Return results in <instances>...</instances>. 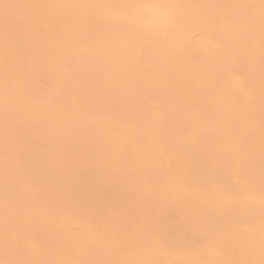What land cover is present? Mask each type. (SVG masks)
I'll return each mask as SVG.
<instances>
[{
  "label": "rangeland",
  "instance_id": "obj_1",
  "mask_svg": "<svg viewBox=\"0 0 264 264\" xmlns=\"http://www.w3.org/2000/svg\"><path fill=\"white\" fill-rule=\"evenodd\" d=\"M4 0H1L0 2V36H4V37H6V36H12V35H14V37H17V38H20V40H22L23 42H28L27 43V58H26V60L23 62V64H22V71H23V75L25 74V73H27V74H25L24 76L22 75V76H20L21 78H22V80L23 81H21V83H19V85L17 86L16 85V87H12V89L14 90V93H13V91H12V89H10V91L5 95V96H8V94H9V98H10V100H8V101H6V105H3L2 106V108L4 109H7V110H0V113H2V114H0L1 116H2V118L0 117V149L2 148V150L0 151L1 152V154H0V160L2 161L3 159V161H2V163L0 164L1 166H0V170H2V171H0V176L2 175V178H1V180H0V189L2 190H0V209L2 210V211H0L1 212V214H6V213H11V212H15L16 210L15 209H20V210H22V211H25V210H28L29 208L30 209H33L31 206H38V208L39 209H43L42 211H44V214L45 213H47V214H45V215H48L49 213H52V215L54 216H49V217H51V218H53V220H52V224H55V225H57V226H60L61 228H62V232L65 234V235H67L68 237H69V239H70V242H73L74 243V247L71 249V250H61V251H58V253H51L52 254V257L50 258V260L52 261V264H185L186 262H187V264H264V168H262V165H263V167H264V159H262V158H264V111L263 110H261V111H257L256 113H254V114H252V115H250V114H248L247 113V108L245 109V113H244V107L240 104V111H239V113H238V115H237V118H239V119H242V117H243V119H242V122H241V124L239 123L240 121H238V119H236V124H234L233 125V123L231 122V121H233V118H232V115L230 114V112H229V110H231L230 108H233L234 106H237V104H236V102H235V99L233 98V95H234V93L231 91V89H233L234 87H235V85H236V83L237 82H239V81H241V82H243V80L242 79H244V77L247 79V75L245 74V73H243V72H240L239 71V73L238 72H236L237 70L235 69L236 67H235V65L236 66H238V65H248V67H247V69L249 68V70H250V72L252 73V72H255V70L256 71H258V70H262L264 67H262V66H260L263 62H264V48H263V42H264V5H263V3H264V0L263 1H261V0H217V1H219V2H215V0H207V1H205V0H119L118 2H117V0H96V2H95V0H80V2L78 1V0H47V1H45V0H32L31 2H30V0H29V2H28V0H20V2H22V3H24V5L23 4H20V2H19V0H5L4 2H3ZM25 1V2H24ZM42 1V2H41ZM50 1V2H49ZM52 1V2H51ZM53 1H55V2H53ZM59 1V2H58ZM93 1V2H92ZM138 1H141L142 2V5H141V3L139 2V4L140 5H138ZM162 1V2H161ZM208 1H209V3H208ZM231 1V2H230ZM241 1V2H240ZM257 1V2H256ZM260 1H261V3H260ZM19 2V3H18ZM27 2V3H26ZM39 2V3H38ZM45 2V3H44ZM67 2V3H66ZM85 2V3H84ZM122 2H124V3H122ZM126 2V3H125ZM155 2V3H154ZM228 2V3H227ZM237 2V3H236ZM255 2H256V4H255ZM259 2V3H258ZM9 3V4H8ZM12 3V4H11ZM30 3V4H29ZM37 3L38 4H40V5H37ZM46 3H47V5H46ZM51 3V4H50ZM54 3V4H53ZM107 3V4H106ZM170 3V4H169ZM215 3V4H214ZM223 3V4H222ZM240 3V4H239ZM2 4H3V6H2ZM59 4L61 5V6H59ZM65 4V5H64ZM77 6H76V5ZM90 4V5H89ZM117 4H119V5H117ZM129 6H128V5ZM133 4V5H132ZM150 4V5H149ZM165 4V5H164ZM175 4V5H174ZM184 4H185V7H184ZM249 4V5H248ZM257 4H258V6H257ZM262 4V5H261ZM9 5H11V6H9ZM18 7H17V6ZM21 7H20V6ZM32 5V6H31ZM54 5V6H53ZM62 5H63V7H62ZM68 5L70 6V8L68 7ZM75 5V6H74ZM87 7H86V6ZM102 5V6H101ZM107 5V6H106ZM136 5V6H135ZM148 5V6H147ZM191 5V6H190ZM222 5H223V7H222ZM228 5V6H227ZM233 5V6H232ZM241 5V6H240ZM249 6V7H247V6ZM261 5V6H260ZM4 6H5V9H4ZM8 6V7H7ZM14 8H13V7ZM34 6V7H33ZM49 6V7H48ZM59 6V7H58ZM64 6H66V7H64ZM82 6V7H81ZM106 6V7H105ZM131 6V7H130ZM137 6H138V8H140V9H138L137 8ZM141 6V7H140ZM150 6V7H149ZM26 7V8H25ZM28 7H30V9L28 8ZM41 7V8H40ZM51 7V8H50ZM71 7H73V8H75V7H77V8H75L76 10H74L73 8H71ZM104 7V8H103ZM112 7V8H111ZM117 9H116V8ZM120 7H122V8H120ZM127 7V8H126ZM134 7V8H133ZM160 7V8H159ZM163 9H162V8ZM192 7V8H191ZM227 7V8H226ZM229 7H231V9H234V10H231ZM233 7V8H232ZM238 7H242L241 9L239 8L238 9ZM243 7H244V9H245V12H246V16H245V12H244V9H243ZM251 7V8H250ZM2 8V9H1ZM9 9V12H8V9ZM28 8V10H26ZM44 8V9H43ZM46 8V9H45ZM48 8V9H47ZM58 8V9H57ZM62 8V9H61ZM63 8H65V9H63ZM66 8H68V10H66ZM83 8V9H82ZM90 8V9H89ZM93 8V9H92ZM97 8V9H96ZM131 10H129V9ZM133 8V9H132ZM141 8H142V10H141ZM144 8V9H143ZM176 8H177V10H176ZM250 10L251 9V11H252V15H250V11L248 10V9ZM256 8V9H255ZM4 9V10H3ZM40 9V10H39ZM53 9V10H52ZM55 9H57V10H55ZM87 9V10H86ZM96 9V10H95ZM126 9V10H125ZM183 9V10H182ZM206 9V10H205ZM236 9H237V11H236ZM246 9H247V11H246ZM260 9H262V11H260ZM3 10V11H2ZM12 12H11V11ZM36 12V14H35V12ZM45 10H47V11H45ZM48 10H51V11H48ZM74 10V11H73ZM81 10V11H80ZM91 10H92V12H91ZM94 10V11H93ZM98 10V11H97ZM121 10V11H120ZM146 10V11H145ZM158 10V11H157ZM231 10V11H230ZM242 10V14L240 13V11ZM258 10V11H257ZM30 11V13H28ZM32 11H33V13H32ZM64 11V12H63ZM71 11V12H70ZM87 11H88V13H87ZM90 11V12H89ZM176 11V12H175ZM181 11L183 12V13H181ZM186 11V12H185ZM210 11V12H209ZM213 11H215V12H213ZM234 11V12H233ZM256 11V12H255ZM5 12H7V14H5ZM69 13V14H67V13ZM96 14H95V13ZM102 12V13H101ZM108 12V13H107ZM114 12V13H113ZM119 12H122V13H119ZM128 12V13H127ZM138 14H137V13ZM145 12L147 13V14H145ZM192 12V13H191ZM212 12V13H211ZM233 13V14H230V13ZM244 12V13H243ZM263 12V13H262ZM18 13V14H17ZM38 13V14H37ZM40 13V14H39ZM50 13H52V14H50ZM55 13V14H54ZM62 13V14H61ZM79 13H80V15H79ZM84 13H85V15H84ZM214 13V14H213ZM225 13H227V14H225ZM236 15H235V14ZM10 14V15H9ZM13 14H17V15H13ZM47 14V15H46ZM49 14L51 15V16H49ZM88 14H90V15H92V16H90L89 15V18L87 17L88 16ZM104 14H106V16L104 15ZM109 14V15H108ZM116 14V15H115ZM143 16H142V15ZM213 14V15H212ZM241 15V16H239V15ZM259 14V15H258ZM57 15V16H56ZM67 17H69V18H71V19H68V18H66V16ZM76 15H77V17H76ZM79 15V16H78ZM95 15H96V18H95ZM99 15V16H98ZM103 15V16H102ZM231 15V16H230ZM242 15H244V16H242ZM248 15V16H247ZM252 16V17H250V16ZM18 16V17H17ZM60 16V17H59ZM74 16V18H72ZM81 16V17H80ZM83 16V17H82ZM85 16V17H84ZM108 16V17H107ZM122 16V17H121ZM124 16V17H123ZM143 18H141V17ZM173 16V17H172ZM230 16V17H229ZM232 16H234V18L232 19ZM255 16V17H254ZM3 17V18H2ZM8 17V18H7ZM35 17V18H34ZM40 17H42V19L40 18ZM43 17H44V19H43ZM48 17H49V20H48ZM57 17V18H56ZM62 17V18H61ZM111 17H113V18H111ZM159 17L161 18V19H159ZM223 17H225L224 19H223ZM226 17H228V19L226 18ZM237 17V18H236ZM247 17V18H246ZM250 17V18H249ZM254 17V18H253ZM258 17V19H256ZM81 18H83V19H81ZM86 18V19H85ZM104 18V19H103ZM156 18V19H155ZM163 18V19H162ZM240 20H239V19ZM252 18V19H251ZM263 18V19H262ZM7 19H9V20H7ZM79 19H80V21H79ZM101 19V20H100ZM107 19H109V22H107L106 20ZM114 21H113V20ZM116 19V20H115ZM120 19V20H119ZM147 19V20H146ZM218 19V20H217ZM222 19V20H221ZM243 19V20H242ZM245 19V20H244ZM249 19V20H248ZM251 19V20H250ZM4 20H6V21H4ZM28 20V21H27ZM37 21V22H34V21ZM40 20H42V21H40ZM47 22V24H46V22ZM63 20V21H62ZM77 20H78V22H77ZM82 20H84V22L85 23H83V21ZM87 20V21H86ZM92 20V21H91ZM104 20V21H103ZM119 20V21H118ZM146 20V21H145ZM225 20H227V21H225ZM235 20V21H234ZM255 20V21H254ZM258 20H259V22H258ZM260 20H261V22H260ZM2 21V22H1ZM13 21V22H12ZM19 21V22H18ZM50 21V22H49ZM57 21V22H56ZM97 21V22H96ZM102 21V22H101ZM145 21V22H144ZM149 21H151V22H153V23H156V24H153V23H149ZM181 21H182V23H181ZM212 21V22H211ZM229 21H230V23H229ZM231 21H232V23H231ZM234 21V22H233ZM252 21V22H251ZM4 22V23H3ZM17 22V23H16ZM20 22H21V24H20ZM48 22H49V24H48ZM89 22L91 23V24H89ZM105 22H107V24L105 23ZM117 22H120L119 24L117 23ZM123 22V23H122ZM158 22V23H157ZM208 22V23H207ZM236 22V23H235ZM243 22V23H242ZM245 22H248V23H246L245 24ZM253 22H255L254 24H253ZM257 22V23H256ZM263 22V23H262ZM19 23V24H18ZM28 23V24H27ZM37 23V24H36ZM42 25H41V24ZM53 23H54V27H53ZM122 23V24H121ZM212 23V24H211ZM224 23V24H223ZM241 23V24H240ZM252 25H251V24ZM260 23H262V24H260ZM14 24V25H13ZM16 24L18 25V27L16 26ZM31 24V25H30ZM44 24V25H43ZM72 24V25H71ZM74 24V25H73ZM80 24V25H79ZM81 24H83V25H81ZM106 24V25H105ZM130 24V25H129ZM146 24H147V26H150L149 28L148 27H146ZM149 24V25H148ZM236 24V25H235ZM240 26H239V25ZM49 25H51V27L49 26ZM61 25H62V27H61ZM63 25H65L66 26V28H65V26H63ZM68 25H70L69 27H68ZM77 25V26H76ZM79 25V26H78ZM87 25V26H86ZM97 25V26H96ZM109 25H110V27H109ZM127 25H129V26H127ZM152 25H153V27H152ZM171 25V26H170ZM181 25H183V26H181ZM222 25V26H221ZM231 25V26H230ZM244 25H245V27H244ZM249 25V26H248ZM258 25V26H257ZM21 26V27H20ZM28 26H29V28H28ZM42 26V27H41ZM46 27V28H44V27ZM58 26V27H57ZM74 26V27H73ZM93 26V27H92ZM94 26H96V27H94ZM102 26V27H101ZM104 26V27H103ZM108 26V27H107ZM112 26V27H111ZM131 26V27H130ZM144 26H145V29H143L144 28ZM163 28H162V27ZM212 27L211 29H210V27ZM227 27L228 29H226L225 27ZM251 26V27H250ZM259 26H260V28H259ZM48 27H49V29H48ZM78 27H79V29H78ZM89 27V28H88ZM100 27V28H99ZM155 27V28H154ZM156 27H158V28H156ZM173 27V28H172ZM223 27V28H222ZM233 27H234V29H233ZM242 27H244V29L242 28ZM248 27V28H247ZM256 27V28H255ZM261 27H262V29H261ZM3 28V29H2ZM38 28V29H37ZM42 28V29H41ZM53 28V29H52ZM61 28L63 29V30H61ZM69 28V29H68ZM77 29V31H75L76 29ZM82 28V29H81ZM98 28V29H97ZM103 28H105V29H103ZM111 28L113 29L112 31H111ZM116 28H117V30H118V32H117V30H116ZM205 28H207V29H205ZM222 28V29H221ZM250 28V30H247V29H249ZM30 29V30H29ZM41 29V30H40ZM48 29V30H47ZM58 29H59V32H58ZM72 29H74V30H72ZM95 29H96V31H95ZM123 31H122V30ZM147 29V30H146ZM152 29V30H151ZM159 31H158V30ZM176 29V30H175ZM184 30V32H183V30ZM191 29H192V31H191ZM200 29V30H199ZM220 29V30H219ZM226 31H224V30ZM237 29V30H236ZM11 30H12V32H11ZM19 30H21V31H19ZM30 32H29V31ZM53 30V31H52ZM67 31V33H66V31ZM72 30V31H71ZM79 30V31H78ZM130 31V34H129V32H127V31ZM151 32H150V31ZM154 30H156L155 32H154ZM164 32V33H162V31ZM170 30V31H169ZM175 30V31H174ZM208 30H209V32H208ZM216 30V31H215ZM218 30V31H217ZM222 30V31H221ZM228 30V31H227ZM231 30H232V33H231ZM236 30V31H235ZM238 30H240V31H238ZM263 30V31H262ZM38 31V32H37ZM43 31H45V32H43ZM56 32V34H55V32ZM93 31V32H92ZM100 31V32H99ZM109 31V32H108ZM122 31V32H121ZM124 31H126V32H124ZM158 31V32H157ZM161 31V32H160ZM167 31V32H166ZM180 31V32H179ZM187 31V33H185ZM244 31V32H243ZM42 32L44 33V34H42ZM47 32H49L50 33V35H52V36H50L49 34H47ZM74 32V33H73ZM78 32V33H77ZM88 32V33H87ZM98 34H97V33ZM117 32V33H116ZM138 32V33H137ZM139 32L142 34V35H140L139 34ZM145 32V33H144ZM157 32V33H156ZM165 32H166V34H165ZM212 32V33H211ZM214 32V33H213ZM217 32V33H216ZM218 32H220V33H218ZM230 32V33H229ZM246 32H248L247 34H249V35H247V34H245ZM255 32V33H254ZM8 33V34H7ZM64 34L63 36L61 35V34ZM119 33V34H118ZM134 35H133V34ZM148 33V34H147ZM155 33V34H154ZM159 33V35H157ZM163 35H162V34ZM172 33H173V35H172ZM181 33H182V36H184V37H182L181 36ZM201 33H203V34H201ZM236 33V34H235ZM238 33H240V34H238ZM261 33V34H260ZM30 34V35H29ZM32 34H33V36H32ZM36 34V35H35ZM58 34V35H57ZM60 34V35H59ZM89 34V35H88ZM100 34V35H99ZM114 34V35H113ZM147 34V35H146ZM161 34V35H160ZM165 34V35H164ZM170 36H169V35ZM205 34V35H204ZM213 34V35H212ZM218 34V35H217ZM223 34H224V36H223ZM233 34V35H232ZM239 36H238V35ZM252 34H253V36H252ZM256 34H258V35H256ZM28 35V36H27ZM48 35V36H47ZM57 35V36H56ZM78 35V36H77ZM92 35V36H91ZM95 35V36H94ZM97 35V36H96ZM109 35V36H108ZM116 35V36H115ZM118 35V36H117ZM139 35V36H138ZM176 35V36H175ZM212 35V36H211ZM216 35H217V37H216ZM220 35H222L221 37H220ZM228 35V37H225V36H227ZM243 35H244V37H245V39H243L244 37H243ZM69 36V37H68ZM135 36H137V37H135ZM155 36V37H154ZM174 36H175V38H174ZM235 36V37H234ZM247 36V37H246ZM256 36V37H255ZM35 37V38H34ZM51 37H52V39H51ZM63 37V38H62ZM66 37V38H65ZM68 37V38H67ZM78 37H79V40H77L78 39ZM92 37V38H91ZM94 37V38H93ZM109 37V38H108ZM112 37V38H111ZM121 37V38H120ZM123 37V38H122ZM146 37V38H145ZM159 37H160V40H159ZM170 37V38H169ZM208 37V38H207ZM213 37V38H212ZM215 37V38H214ZM219 37H220V39H219ZM223 37V38H222ZM231 37V38H230ZM241 37V39H239ZM250 37H251V40H249L250 39ZM32 38V39H31ZM39 38H41V39H39ZM55 38V39H54ZM59 38V39H58ZM71 38V39H70ZM104 39L103 41L105 42H103V41H101L100 39ZM107 38V39H106ZM127 38V39H126ZM149 38H150V40H149ZM202 38H207L208 40L210 39L211 40V42H214L213 44H215L216 42H217V45L218 44H221V45H219V46H217L216 44L214 45V48H212L211 50H209V51H211V52H203V50H204V48H205V43H204V40L202 39ZM213 40H215V41H213ZM218 38V39H217ZM237 38V39H236ZM248 38V39H247ZM261 38H263L262 39V43L261 42H259L260 40H261ZM90 39V40H89ZM92 39V40H91ZM108 39H109V41H108ZM111 39V40H110ZM131 39V40H130ZM154 39V40H153ZM166 39V40H165ZM176 39V40H175ZM226 39H227V41L229 42H227L226 41ZM235 39L237 40V41H235ZM62 40H63V42H62ZM97 43V45H94L95 44V42ZM99 40H100V42L102 43H100L99 42ZM118 40V41H117ZM209 40V41H210ZM244 40L246 41V42H244ZM257 40V41H256ZM54 41H55V43H54ZM59 41V42H58ZM62 43H61V42ZM79 41V42H78ZM83 42V43H81V42ZM106 41H108V42H106ZM113 41V42H112ZM124 41H126L125 43H122V42H124ZM131 43H130V42ZM138 41V42H137ZM151 41V42H150ZM180 41V42H179ZM224 41V42H223ZM253 43H252V42ZM257 42V45H256V42ZM71 42V43H70ZM74 42V43H73ZM118 42V43H117ZM129 42V43H128ZM160 42V43H159ZM171 42V43H170ZM221 42V43H220ZM232 42H234V44L232 43ZM237 44H236V43ZM239 42V43H238ZM241 42L242 43H244V45H242L241 44ZM259 42V43H258ZM44 43V44H43ZM79 43L81 44V45H79ZM85 43H87V45L85 44ZM89 43V44H88ZM105 44V46H104V44ZM114 43V44H113ZM117 43V44H116ZM137 43H138V45H137ZM149 43V44H148ZM165 43H169V46L167 45V44H165ZM180 43V44H179ZM246 43V44H245ZM247 43H249L250 45L252 44V45H254V47L251 45H249V44H247ZM39 44V45H38ZM71 44V45H70ZM77 44V45H76ZM92 44H93V46H92ZM111 44V45H110ZM125 44V45H124ZM147 44H148V46L149 47H147ZM162 46H161V45ZM187 44V45H186ZM225 44V45H224ZM228 44H229V46H228ZM232 44V45H231ZM258 44H259V46H258ZM52 45V46H51ZM68 45V46H67ZM153 47H152V46ZM223 45V46H222ZM227 45V46H226ZM238 45H239V47H238ZM263 45V46H262ZM42 46V47H41ZM47 46V47H46ZM57 48V50H56V48ZM82 46V47H81ZM96 48H95V47ZM98 46H99V48H98ZM100 46H102V47H100ZM110 46V47H109ZM121 46V47H120ZM144 46H145V48H144ZM165 46H167L166 48L168 49V50H166V48H164ZM172 46V47H171ZM174 46V47H173ZM187 46V48H185V47ZM220 46H222L224 49H226V51H224V49L222 50L221 49V47ZM236 46V49L234 48ZM244 47V48H242V47ZM262 48H261V47ZM65 47V48H64ZM67 47V48H66ZM88 47H90V49L88 48ZM93 47V48H92ZM143 47V48H142ZM155 47V50L153 49ZM162 47V48H161ZM229 49H228V48ZM231 47H232V50H230L231 49ZM249 47V48H248ZM257 47V48H256ZM114 48H116V49H114ZM120 48H122V49H120ZM125 48V49H124ZM149 48H151V50L149 49ZM219 48V49H218ZM238 48V49H237ZM243 50H242V49ZM247 48V49H246ZM43 49V50H42ZM50 49V50H49ZM54 49V52L53 51H51V50H53ZM68 49V50H67ZM71 49H74V50H71ZM79 49V50H78ZM81 49V50H80ZM82 49H84V50H82ZM105 49H106V51H105ZM144 49V50H143ZM145 49H146V51H145ZM216 49H218L217 51H216ZM253 49H255V50H253ZM59 50H60V52H59ZM90 50V51H89ZM117 50V51H116ZM138 50V51H137ZM143 50V51H142ZM185 50V51H184ZM190 50H191V52L192 53H190ZM234 50V51H233ZM243 52H242V51ZM253 50V51H252ZM257 50H259V51H257ZM261 50V51H260ZM55 51H56V53H55ZM67 51H68V53H67ZM70 51V52H69ZM82 51H84V52H82ZM88 51V52H87ZM122 51V52H121ZM134 51V52H133ZM152 51V52H151ZM163 51V53L161 54V52ZM179 51V52H178ZM212 51L214 52V54L212 53ZM219 51H220V53H219ZM222 51V52H221ZM224 51V52H223ZM231 51H233V52H231ZM239 51V52H238ZM249 51V52H248ZM47 52V53H46ZM100 52V53H99ZM102 52V53H101ZM129 52V53H128ZM139 52V53H138ZM153 52H155V53H153ZM172 52V53H171ZM174 52H176V53H174ZM187 52V53H186ZM189 52V53H188ZM231 54H230V53ZM246 52V53H245ZM247 52H248V54H247ZM253 52H254V54H253ZM255 52H257V53H259V54H257V53H255ZM51 53V54H50ZM60 55H59V54ZM66 53V54H65ZM81 53V54H80ZM119 54V56H118V54ZM123 53V54H122ZM141 53H143V54H141ZM149 55H148V54ZM151 53V54H150ZM157 53V54H156ZM165 53V54H164ZM167 53V54H166ZM169 53H170V55H169ZM186 53V54H185ZM216 53V54H215ZM235 53H237V54H235ZM251 55H250V54ZM262 53V54H261ZM49 54V55H48ZM78 54V55H77ZM83 54V55H82ZM92 54H93V56H92ZM117 54V55H116ZM122 54V55H121ZM130 54V55H129ZM146 56H145V55ZM155 54V55H154ZM159 54H160V56H159ZM164 54V55H163ZM178 54V55H177ZM187 54H189V55H187ZM195 54H196V56H195ZM239 54V55H238ZM257 54V55H256ZM53 55V56H52ZM65 55H67V56H65ZM75 55V56H74ZM99 55V56H98ZM106 55V56H105ZM107 55H109V58H108V56ZM115 55H116V57H115ZM125 55H127V56H125ZM166 55V56H165ZM174 57H173V56ZM182 55V56H181ZM183 55H185V56H183ZM191 55V56H190ZM197 55H199V56H197ZM216 55V56H215ZM218 55H219V57H218ZM224 57V60L225 61H227V62H225V61H223V58H222V56ZM226 55V56H225ZM238 55V56H237ZM259 58V56L262 58H257L256 60L258 61H252V60H255V58H256V56ZM263 55V56H262ZM41 56V57H40ZM64 56V57H63ZM83 56V57H82ZM89 57V58H87V57ZM97 56V57H96ZM130 56V57H129ZM152 56V57H151ZM164 56V57H163ZM171 56V57H170ZM178 57V58H175V57ZM192 56H194V57H192ZM215 56V57H214ZM231 56V57H230ZM244 56L246 57V58H244ZM253 56V57H252ZM38 57V58H37ZM45 57V58H44ZM92 58V60H91V58ZM99 57L101 58V59H103V60H99ZM105 59H104V58ZM140 57V58H139ZM142 57H144V58H142ZM170 57V58H169ZM174 59H173V58ZM181 57V58H180ZM183 57V58H182ZM191 57V58H190ZM199 57V58H198ZM201 57V58H200ZM226 57V58H225ZM229 57H230V59H229ZM235 57V58H234ZM239 57V58H238ZM242 57H243V59H242ZM251 57V58H250ZM37 58V59H36ZM40 58H42V59H40ZM64 58V59H63ZM68 58V59H67ZM72 60H71V59ZM85 58V59H84ZM112 58V59H111ZM117 58H119L118 59V62H117V60L116 59ZM120 58H122V59H120ZM145 58H147V59H145ZM152 58V59H151ZM153 58H155L154 59V61H153ZM158 58V59H157ZM168 58V59H167ZM208 58V59H207ZM248 58V59H247ZM250 58V59H249ZM57 59V60H56ZM88 59V60H87ZM90 59V60H89ZM94 59V60H93ZM115 59V60H114ZM160 59V60H159ZM163 59V60H162ZM168 60L167 62H166V60ZM205 59V60H204ZM206 59H207V61H206ZM220 59V60H219ZM237 59H239V62L241 63V64H239V62H238V60L236 61ZM241 59V60H240ZM35 60H37V61H35ZM42 60H44L43 62H42ZM53 60V61H52ZM64 60V61H63ZM75 62H74V61ZM105 60H107V61H105ZM128 60V61H127ZM142 60V61H141ZM143 60L145 61V62H143ZM162 60V61H161ZM181 60V61H180ZM184 60V61H183ZM186 60L188 61V62H186ZM199 61V64H198V61ZM230 60H231V64H228V61H229V63H230ZM245 60V61H244ZM67 61V62H66ZM71 61V62H70ZM101 63H100V62ZM104 61V62H103ZM114 61V62H113ZM124 61H125V63H124ZM130 61V62H129ZM132 61H134V62H132ZM148 61V62H147ZM163 61H165L164 63H165V65H164V63H162ZM191 61H193V62H191ZM204 63H203V62ZM209 61H211V62H209ZM215 61H217V62H215ZM247 61H248V63H247ZM261 61V62H260ZM38 62V63H37ZM102 62L104 63V64H102ZM113 63V65H112V63ZM139 62V63H138ZM147 62V63H146ZM152 62V63H151ZM160 62V63H159ZM168 62H169V64H168ZM208 62V64L209 65H207L206 66V63ZM223 62H225L224 63V65L225 64H227L228 66L230 65V67H232L233 69H231V71H230V73L229 74H226L225 75V77L226 78H224V81H226V82H224V88H223V91L221 92L222 94H220V92L219 93H215V91L213 90H211L212 88L214 89V82H213V78L211 77L212 76V73L218 68V67H220V68H218V69H221V65H222V63ZM247 64H246V63ZM88 63V64H87ZM122 63V64H121ZM138 63V64H137ZM144 63H145V65H144ZM154 63H157V64H154ZM177 63V64H176ZM181 63H183V64H181ZM186 65H185V64ZM194 63V64H193ZM213 63V64H212ZM215 63V64H214ZM218 63H220L219 65H218ZM254 63H258V64H260V65H258V64H254ZM34 64V65H33ZM44 64V65H43ZM64 64V65H63ZM68 64V65H67ZM80 64V66H78V65ZM83 66H82V65ZM97 66H96V65ZM101 64V65H100ZM110 64V65H109ZM127 64H129V65H127ZM187 64H189L188 65V67H187ZM191 64V65H190ZM198 66H197V65ZM204 64V65H203ZM211 64V65H210ZM233 64V65H232ZM26 65V66H25ZM54 65V66H53ZM57 65V66H56ZM118 65H120V67H121V69L119 68V66ZM140 65V66H139ZM152 65H154V66H152ZM160 65H161V67H160ZM170 65V66H169ZM173 65V66H172ZM196 65V66H195ZM202 65V66H201ZM214 65H215V67H214ZM218 65V66H217ZM251 65V66H250ZM252 65H256L257 67H256V69H255V67L253 68V66ZM39 66V67H38ZM48 66V67H47ZM61 66V67H60ZM65 66V67H64ZM74 66V67H73ZM92 66V67H91ZM104 66V67H103ZM106 66L108 67V69H110V70H108L107 68H106ZM129 66V67H128ZM136 67V69H137V71L135 70V67ZM141 67V68H139V67ZM149 66H151V67H149ZM156 66V67H155ZM158 66V67H157ZM177 68H176V67ZM179 66V67H178ZM180 66H181V68H180ZM193 66H195V67H193ZM213 66V67H212ZM234 66V67H233ZM250 66V67H249ZM259 66H260V68H259ZM45 67V68H44ZM47 67V68H46ZM71 67V68H70ZM99 67V68H98ZM114 67H115V69H114ZM126 67V68H125ZM154 67H155V69H154ZM168 67V68H167ZM174 67V68H173ZM185 67V68H184ZM205 67V68H204ZM207 67V68H206ZM208 67H209V69H208ZM262 67V68H261ZM49 68V69H48ZM51 68H54V69H51ZM64 68H65V70H64ZM85 68V69H84ZM90 68H91V71H90ZM102 68V69H101ZM150 69L149 71H148V69ZM167 68V69H166ZM203 68V69H202ZM215 70H214V69ZM251 68V69H250ZM253 68V69H252ZM33 70V71H31V70ZM36 69V70H35ZM59 71H58V70ZM75 69V70H74ZM93 69V70H92ZM103 69H104V71H103ZM131 69V70H130ZM141 69V70H140ZM152 69V70H151ZM159 71H158V70ZM162 69H164V71L162 70ZM184 69V70H183ZM188 69H190V70H188ZM193 69H194V71H193ZM208 70V72H207V70ZM214 71H213V70ZM30 70V71H29ZM39 70H41V71H39ZM44 70H45V72H44ZM62 70V71H61ZM77 70V71H76ZM82 70H83V72H82ZM102 70V71H101ZM105 70H106V72H105ZM130 72V74H129V72ZM146 70V71H145ZM170 70L172 71V73L170 72ZM187 70V71H186ZM201 70V71H200ZM205 70H206V73H205ZM212 70V71H211ZM222 70H223V67H222ZM38 71V72H37ZM50 71V72H49ZM73 71H75L74 73H73ZM109 72V74H108V72ZM120 71V72H119ZM123 71H125L124 72V74L122 73ZM126 71H127V73H126ZM142 71V72H141ZM144 71V72H143ZM147 71H148V74H147ZM154 71V72H153ZM158 71V72H157ZM163 73H162V72ZM178 71H180L179 73H178ZM184 71H186V72H184ZM189 71V73H187ZM191 71V72H190ZM193 71V72H192ZM196 71V72H195ZM203 71V72H202ZM211 73H210V72ZM233 71V72H232ZM25 72V73H24ZM33 72V73H32ZM42 72V73H41ZM63 72V73H62ZM67 72H70V74L69 73H67ZM99 72V73H98ZM110 72H111V74H110ZM133 72V73H132ZM136 72V73H135ZM152 72V74L154 75V76H156V78L152 75V74H150ZM174 72V73H173ZM177 72V73H176ZM182 72H184V73H182ZM202 72V73H201ZM236 73V75H235V73ZM47 74V78H46V74ZM57 75H56V74ZM59 73V74H58ZM75 73H77V74H75ZM82 73V74H81ZM89 73V74H88ZM102 73H103V75H102ZM140 73V74H139ZM143 73H144V75H145V78H144V75H143ZM170 73H171V75H170ZM185 73H187V75L188 76H186V74ZM192 73V74H191ZM196 73V74H195ZM204 73H205V75H207L208 73H210V75L208 74L207 76H205L204 75ZM233 73V74H232ZM239 75H238V74ZM241 73H243L242 75H240ZM262 73V72H261ZM6 74V73H5ZM5 74L4 73H2L1 74V76H0V87H2V85H4V82H5ZM8 74V73H7ZM37 74V75H36ZM41 74V77L39 76ZM44 74V75H43ZM69 74V75H68ZM74 74V75H73ZM79 74H80V76H79ZM116 74V75H115ZM120 74H122V75H120ZM132 74V75H131ZM143 76H142V75ZM162 74H164V75H162ZM166 74V75H165ZM174 74V75H173ZM176 74V75H175ZM181 74V75H180ZM182 74H183V79L184 80H181L182 79ZM191 76H190V75ZM195 75V77H194V75ZM56 75V76H55ZM66 75H68V76H66ZM76 75V76H75ZM100 75V76H99ZM107 75V76H106ZM109 75V76H108ZM118 75H120V76H122V78L121 77H119ZM135 75V76H134ZM160 75H162V76H160ZM168 75V76H167ZM193 75V76H192ZM198 75H199V77H198ZM243 75H244V77H243ZM44 76V77H43ZM48 76H49V78H48ZM51 76V77H50ZM64 76V77H63ZM69 76H71V77H69ZM74 76V77H73ZM80 77V79H79V77ZM111 76H112V78H114V79H112L111 78ZM129 76H131V77H133V78H131V77H129ZM138 76H139V78H138ZM151 76V77H150ZM235 78H233V77ZM28 77V78H27ZM36 77L38 78V79H36ZM53 77H55L54 79H53ZM60 77H61V79H60ZM68 77V78H67ZM92 77V78H91ZM98 77V78H97ZM101 77V78H100ZM116 77V78H115ZM136 77V78H135ZM141 77V78H140ZM148 77V78H147ZM152 77H154V78H152ZM167 77V78H166ZM171 77V78H170ZM184 77H186L187 78V80L189 81V84H188V81L186 80V78H184ZM191 77V78H190ZM239 77V78H238ZM3 78V79H2ZM31 78H33V79H31ZM65 78H67V79H65ZM74 79V81H73V79ZM76 78V79H75ZM89 78V79H88ZM93 78H94V80H93ZM124 78V79H123ZM131 78V79H130ZM138 78V79H137ZM170 78V79H169ZM202 78H203V80H204V82H206V83H204L203 82V80H202ZM233 78V79H232ZM240 78H241V80H240ZM250 78V77H249ZM259 78L260 79V74H258L254 79L256 80H253V79H244L245 80V83H243L244 84V87H245V90L246 91H244L245 93H244V95H245V97H246V95H247V97H249L250 98V102L251 101H253V102H251L252 103V105H250V106H256V104H257V97L258 96H256V95H258L259 94V86H264V83H263V81H264V75H263V77L261 78V80H257V79ZM30 79V81H28ZM37 81H36V80ZM40 79V80H39ZM45 79V80H44ZM47 79H49V80H47ZM56 79V80H55ZM116 79V80H115ZM128 79H129V81L130 82H133V83H129V81H128ZM143 79H146V81H144ZM151 82H148V80ZM172 79V80H171ZM194 81H192V80ZM195 79V80H194ZM208 79V80H207ZM210 79H212V80H210ZM228 79V80H227ZM262 79H263V81H262ZM3 80H4V82H3ZM63 80V81H62ZM68 81V83H70V84H68L67 83V81ZM70 80V81H69ZM81 80V81H80ZM84 80V81H83ZM91 80V81H90ZM97 80V81H96ZM109 80H110V82H112V83H110L109 82ZM134 80V81H133ZM140 80V81H139ZM154 80H156V81H154ZM159 80V81H158ZM175 80V81H174ZM177 80V81H176ZM197 80H198V82H197ZM201 80V81H200ZM230 80V81H229ZM232 80H235V81H232ZM45 81V82H44ZM50 81V82H49ZM80 81V82H79ZM84 82V84H83V82ZM95 81V82H94ZM120 81V82H119ZM125 81H126V83H125ZM138 81V82H137ZM168 81H170V82H168ZM208 81V82H207ZM210 81H212V83H210ZM258 81H259V83H258ZM22 82H23V85H22ZM25 82H28V83H25ZM47 82V83H46ZM55 82V83H54ZM64 82V83H63ZM74 82V83H73ZM78 82V83H77ZM88 82V83H87ZM103 82V83H102ZM141 82V83H140ZM175 82V83H174ZM186 82V83H185ZM190 82H193V83H190ZM201 82H202V85H200L201 84ZM254 82V83H253ZM260 82H261V85H259L260 84ZM32 84V86H30L31 84ZM34 83V84H33ZM72 83V84H71ZM102 83V84H101ZM107 83V84H106ZM113 83L115 84V85H113ZM120 83V84H119ZM137 83V84H136ZM143 83H146L145 84V86L146 87H148L147 89H146V87H144V84ZM159 83V84H158ZM165 83H166V85H165ZM168 83H169V85H168ZM172 83V84H171ZM177 83V84H176ZM252 83H253V85H252ZM2 84V85H1ZM29 85V87H25V85L26 86H28ZM42 84V85H41ZM52 84V85H51ZM59 85V86H56V85ZM62 86H61V85ZM65 84V85H64ZM83 84V85H82ZM89 84V85H88ZM94 84V85H93ZM96 84H97V86H99V89H96V88H98V87H96ZM118 84V85H117ZM135 84L138 86V84H139V86H138V89H137V86H135ZM143 86H142V85ZM175 84V85H174ZM183 84V85H182ZM211 84V85H210ZM246 84V85H245ZM252 85L251 87H250V85ZM255 84V85H254ZM69 85V86H68ZM131 85V86H130ZM134 85V86H133ZM150 85H151V87H150ZM173 85V86H172ZM186 85H191L190 87L189 86H186ZM192 85H193V87H192ZM196 85V87H194ZM198 85V86H197ZM208 85V86H207ZM249 85V86H248ZM37 86V87H36ZM44 86V87H43ZM67 86V87H66ZM79 86V87H78ZM83 86V87H82ZM84 86H86V87H84ZM91 86V87H90ZM109 86H110V88H109ZM119 86V87H118ZM121 86V87H120ZM124 86H125V88H124ZM160 86V87H159ZM165 86V87H164ZM168 86V87H167ZM186 86V87H185ZM200 86H201V88H200ZM210 86H211V88H210ZM233 86V87H232ZM23 87V88H22ZM25 87V88H24ZM39 87V88H38ZM63 89V91L61 90V88ZM74 87H77V88H80V89H76V91H75V88ZM87 87H89V88H91V89H89V88H87ZM102 87V88H101ZM126 87H127V89H126ZM162 87V88H161ZM175 87V88H174ZM19 88V89H18ZM32 88V89H31ZM71 88V89H70ZM82 88V89H81ZM121 88V90H119ZM140 88H141V90H140ZM158 88V89H157ZM171 88V89H170ZM173 88V89H172ZM186 89V91H185V89ZM193 90V88L197 91V93H198V96L197 97H199V98H197V97H195V98H193V96L190 94V92L192 91L191 89ZM27 91H26V90ZM30 89V90H29ZM39 89H42V90H40L39 91ZM44 89V90H43ZM49 89V90H48ZM53 89H55V90H53ZM58 89L60 90V92L58 91ZM88 91H87V90ZM152 89H154V90H152ZM156 89V90H155ZM165 89V90H164ZM177 89V90H176ZM201 89L203 90V91H201ZM226 89V91L224 92V90ZM251 89V90H250ZM254 89V90H253ZM22 90V91H21ZM50 90L52 91V93H50ZM64 90H65V92H64ZM70 92H69V91ZM72 90H73V92H72ZM83 90V91H82ZM84 90H86L85 92H84ZM96 90H98V91H96ZM116 90V91H115ZM127 90V91H126ZM129 90V91H128ZM138 90V91H137ZM148 90H149V92H148ZM169 90H171V91H169ZM178 91V93L176 92V91ZM183 90L185 91L184 93H183ZM191 90V91H190ZM208 91V95H206L205 96V98H206V102L208 101V100H210V101H208V106H207V103L204 101V100H201L200 99V95L199 94H201V92H204V91ZM211 90V91H210ZM248 90H250V91H248ZM24 91H26V94H25V92ZM32 91H33V93H35L36 95H33V93H32ZM35 91V92H34ZM45 91L47 92V93H45ZM49 91V92H48ZM67 91V92H66ZM82 91V92H81ZM89 91H90V93H89ZM94 91H96V93L94 92ZM154 91H158L157 93H155ZM175 93H174V92ZM188 91V92H187ZM251 91H252V93H251ZM257 91V92H256ZM17 92V93H16ZM30 92V95H28V93ZM38 92V93H37ZM59 93V96H58V98L56 99V97H57V95H58V93ZM75 92L77 93V94H75ZM91 92H93V93H91ZM99 92H101V93H99ZM102 92H104V95L105 94H107V95H105V96H103V94H102ZM148 92V93H147ZM154 92V93H153ZM163 92V93H162ZM170 92V93H169ZM180 92V93H179ZM187 92V93H186ZM230 92V93H229ZM231 92H232V96H231ZM256 92V93H255ZM20 93V94H19ZM48 93H49V95H48ZM54 93H55V95H54ZM62 93V94H61ZM67 95H66V94ZM127 93H128V96H127ZM136 93V94H135ZM140 93V94H139ZM161 95H159V94ZM212 94V95H210V94ZM23 94V95H22ZM89 96H88V95ZM90 94H92V95H90ZM99 94H101L100 96H97V95H99ZM112 94V95H111ZM137 94H139V95H137ZM143 94V95H142ZM150 94H151V97H150ZM176 94V95H175ZM179 94L181 95V96H179ZM218 94V95H217ZM251 94V95H250ZM13 95V96H12ZM14 95H16V97L14 96ZM41 95V96H40ZM44 95H45V97H44ZM47 95V96H46ZM84 95H85V97H84ZM119 95V96H118ZM131 95V96H130ZM141 95V96H140ZM147 95H149V96H147ZM174 95V96H173ZM186 95V97H184ZM228 95V96H227ZM11 96V97H10ZM19 96V97H18ZM29 96V97H28ZM33 98H32V97ZM50 96H52V98L50 97ZM55 96V97H54ZM67 98H66V97ZM71 96V97H70ZM91 96V97H90ZM95 96V97H94ZM103 96V97H102ZM112 96H113V98H112ZM132 96H133V98H132ZM135 96V97H134ZM138 96H140V97H138ZM188 96V97H187ZM189 96H191V97H189ZM211 96V97H210ZM217 96H218V98H217ZM219 96H220V98H219ZM256 96V97H255ZM13 97V98H12ZM21 97V98H20ZM27 99H26V98ZM42 97V98H41ZM44 97V98H43ZM47 97H48V99H47ZM54 97V98H53ZM88 97V98H87ZM93 97V98H92ZM121 97L123 98V99H121ZM131 97V98H130ZM159 97V98H158ZM169 97V99H167ZM183 97V98H182ZM208 97V98H207ZM215 97V98H214ZM222 97V98H221ZM230 97V98H229ZM246 97V98H247ZM16 98V99H15ZM29 98H31V100L29 99ZM46 98V99H45ZM50 98V99H49ZM74 98V99H73ZM89 98H91V99H89ZM97 98V99H96ZM98 98H100V99H98ZM102 98H104V99H102ZM127 98V99H126ZM161 98V99H160ZM164 98H166V99H164ZM171 98V99H170ZM179 98V99H178ZM182 100H181V99ZM189 98V99H188ZM223 98H224V100H223ZM226 98V99H225ZM245 98V99H246ZM254 98V99H253ZM19 99H20V101H19ZM33 99V100H32ZM36 99H37V101H36ZM55 99V100H54ZM64 99H66V100H64ZM78 99V100H77ZM81 99V100H80ZM84 99H86V102L84 101ZM93 99H96L95 101L96 102H94V100ZM107 99V100H106ZM112 101H111V100ZM118 99V100H117ZM120 99V100H119ZM126 99V100H125ZM137 99V100H136ZM164 99V100H163ZM173 99H175L176 101L175 102H173V103H168L167 101L168 100H173ZM178 99V100H177ZM211 99H212V101H211ZM234 100V101H232V100ZM253 99V100H252ZM255 99H256V101H255ZM13 100H15V101H13ZM28 100V101H27ZM30 100V101H29ZM44 100V101H43ZM47 102H46V101ZM91 100V101H90ZM100 100H101V102H100ZM107 102H106V101ZM125 100V101H124ZM141 100H142V102H141ZM162 100H163V103H162ZM180 100V101H179ZM184 100V101H183ZM185 100H186V102H185ZM193 100V101H192ZM201 100V101H200ZM215 100V101H214ZM220 100V101H219ZM36 101V102H35ZM42 101V102H41ZM51 101V102H50ZM59 101V102H58ZM64 101V102H63ZM88 101V102H87ZM119 101V102H118ZM129 101H132L131 103L129 102ZM135 101H136V103H135ZM140 101V102H139ZM146 103H145V102ZM152 101V102H151ZM165 101H166V103H168V104H166L165 103ZM178 101V102H177ZM190 101V102H189ZM214 101V102H213ZM224 101V102H223ZM226 101V102H225ZM227 101H229V102H227ZM232 101V102H231ZM16 102V103H15ZM20 102H22V104H20ZM38 102V103H37ZM64 104H63V103ZM67 104H66V103ZM78 102V103H77ZM92 102V103H91ZM106 102V103H105ZM116 102V103H115ZM152 103V104H150V103ZM161 102V103H160ZM180 102H181V104H180ZM195 102H196V104H195ZM199 102V103H198ZM204 102V105H205V107H204V105L202 104ZM35 103H37V104H35ZM40 103V104H39ZM42 103H47V104H44L45 106H46V108H44L45 106L42 104ZM51 103V104H53V105H49V104ZM57 103V104H56ZM62 103V104H61ZM69 103V104H68ZM87 103V104H86ZM90 103V104H89ZM97 103H99V104H97ZM102 103V104H101ZM103 103H105L104 105H103ZM110 103V104H109ZM145 103V104H144ZM154 103H155V105H154ZM162 104V105H160V104ZM178 105H177V104ZM182 103H183V105H182ZM190 103H192V105L190 104ZM210 103H212V104H210ZM221 103H223V104H221ZM227 104V106H225L226 104ZM233 103H235V104H233ZM5 104V103H4ZM10 104V105H9ZM17 106H16V105ZM19 104V105H18ZM26 104V105H25ZM28 104H31L30 106L28 105ZM35 104V105H34ZM59 104V105H58ZM70 104H71V107H70ZM78 104V105H77ZM80 104V105H79ZM82 104H83V106H82ZM85 104V105H84ZM89 104V105H88ZM91 104H93V105H91ZM96 104V105H95ZM122 104V105H121ZM133 104V105H132ZM169 104H171V106H172V108H174V110L171 108V106L169 105ZM193 104H194V107L196 108H194L193 109ZM199 104V105H198ZM213 104H214V106H213ZM232 104V105H231ZM8 105V106H7ZM12 105H15L14 107L12 106ZM47 105H49V107L47 106ZM56 105H58V106H56ZM66 105H67V107H66ZM76 105V106H75ZM101 105V106H100ZM111 107H110V106ZM118 105V106H117ZM148 105V106H147ZM152 105V106H151ZM167 105V106H166ZM177 105V106H176ZM202 107H201V106ZM216 105V106H215ZM218 105H220V106H218ZM6 106V107H5ZM34 106V107H33ZM36 106V107H35ZM65 106V108H64V110H63V108L62 107H64ZM75 106V107H74ZM86 106V107H85ZM90 106V107H89ZM91 106H93V109H96V110H93V109H91L92 107ZM97 106V107H96ZM100 106V107H99ZM106 106H107V108H106ZM113 106V107H112ZM124 106V107H123ZM130 106V107H129ZM135 106V107H134ZM158 106V107H157ZM160 106V107H159ZM161 106H163V108L161 107ZM166 106V107H165ZM181 106V107H180ZM207 106V107H206ZM229 106H231V107H229ZM239 106V105H238ZM237 106V107H238ZM253 106V107H254ZM8 107V108H7ZM20 107V109H18V108ZM23 107H25L26 109H24ZM38 107V108H37ZM52 107V108H51ZM60 107V108H59ZM68 107H69V109H68ZM80 107V108H79ZM83 107H85V108H83ZM88 107V108H87ZM96 107V108H95ZM103 107V108H102ZM138 109H137V108ZM149 107V108H148ZM187 107V108H186ZM192 109H191V108ZM226 107H228V108H226ZM13 108H15L16 110H12ZM35 108V109H34ZM53 108H55V109H57V110H54ZM70 108H72V109H70ZM105 108V109H104ZM111 108H112V110H111ZM114 108V109H113ZM117 108V109H116ZM147 108V109H146ZM151 108V109H150ZM155 108V109H154ZM168 108V109H167ZM169 108H170V110H169ZM178 108V109H177ZM208 108H211V109H209L208 110ZM217 108V109H216ZM219 108V109H218ZM226 108V109H225ZM262 108V107H261ZM1 109V108H0ZM9 109H10V114H8V112H9ZM18 109V110H17ZM28 109H29V111H28ZM32 109V110H31ZM46 111L47 110V112H45L44 110ZM51 109V110H50ZM61 109V110H60ZM68 109V110H67ZM77 111H75V110ZM81 109V110H80ZM118 111H116V110ZM126 109V110H125ZM150 109V110H149ZM163 109H165V110H163ZM167 109V110H166ZM175 109H177L178 111H176ZM188 109V110H187ZM201 111H200V110ZM228 109V110H227ZM27 110V111H26ZM40 110V111H39ZM41 110L43 111V112H41ZM59 110H60V113H59ZM73 110V111H72ZM86 110V111H85ZM93 110V111H92ZM101 110V111H100ZM131 110V111H130ZM160 110V111H159ZM183 110V113L181 112V111ZM197 110H198V112H197ZM203 110H205V111H207L206 113H205V111H203ZM211 110H212V112H211ZM214 110V111H213ZM216 110H217V112L218 111H220V112H216ZM2 111H4V113L2 112ZM5 111H7V112H5ZM13 111H14V113H13ZM16 111V112H15ZM19 111V112H18ZM22 111V112H21ZM24 111V112H23ZM35 114L34 116H33V113ZM37 111H38V113H37ZM52 111V112H51ZM54 111V112H53ZM64 111H66V112H64ZM72 111V112H71ZM81 111V112H80ZM87 111H89L88 113H87ZM102 111H103V114H102ZM112 111H114V113L112 112ZM148 111V113H146ZM162 111V112H161ZM168 111V114L166 113ZM173 111V112H172ZM176 111V112H175ZM189 111V112H188ZM191 111V112H190ZM25 112H26V114H30L29 115V119H28V115L26 116V115H24L25 114ZM30 112V113H29ZM46 113V115H47V117H46V115H45V113ZM50 112V113H49ZM94 112V114H92V113ZM98 112V113H97ZM119 112H121V114L119 113ZM171 112V113H170ZM179 112H180V114H179ZM184 112H185V114H187V115H185L184 114ZM200 112V113H199ZM205 114H204V113ZM225 112V113H224ZM259 112H261V113H259ZM40 113H42V114H40ZM54 113V114H53ZM59 113V114H58ZM81 113V114H80ZM101 113V114H100ZM107 113H109V114H111V117H110V115H108ZM113 113V114H112ZM123 113V114H122ZM125 113V114H124ZM128 113V114H127ZM141 113V114H140ZM158 113V114H157ZM161 113H162V115H161ZM177 114V116H176V114ZM190 113V114H189ZM201 116V118H200V116L198 115V114ZM210 113V114H209ZM214 113V114H213ZM243 113V114H242ZM3 114H5V116L3 115ZM12 114V116H10ZM49 114V115H48ZM51 114V115H50ZM57 114H58V117H57ZM66 114V115H65ZM71 114V115H70ZM78 114H80V116H81V118H80V116H78ZM83 114H85V115H83ZM106 114V115H105ZM139 114V115H138ZM143 114H144V116H143ZM151 114V115H150ZM156 114V115H155ZM164 114V115H163ZM172 114V115H171ZM185 116L184 118H183V115ZM192 114V115H191ZM206 114H208V115H206ZM218 114H220V116L218 115ZM229 114V115H228ZM258 114V115H257ZM14 115V116H13ZM21 115V116H20ZM38 115H39V117H38ZM41 115H43V116H41ZM65 115V118L63 117ZM73 115V116H72ZM90 116V118H89V116ZM93 115V116H92ZM105 116V118H104V116ZM115 117H114V116ZM118 115V116H117ZM120 115H122V116H120ZM130 115V116H129ZM135 115V116H134ZM138 117H137V116ZM171 115V116H170ZM179 115H181L182 117H180ZM196 115L198 116V117H196ZM226 115H228V116H226ZM231 115V116H230ZM240 115V116H239ZM242 115V116H241ZM258 117V119H259V121L257 120V117ZM48 116H51V118H49ZM52 116H53V118H52ZM74 116H75V119H74ZM86 116H87V119H86ZM96 116V117H95ZM98 116H99V118H98ZM124 116H126V117H124ZM131 116H133V117H131ZM157 116L160 118H157ZM166 116H168L167 118H166ZM178 117V118H176V117ZM190 116V117H189ZM192 116H194L195 118H193ZM206 116V117H205ZM211 116V117H210ZM213 116V117H212ZM254 120H252L250 117ZM261 116H262V118H261ZM3 117H6V118H4L3 119ZM11 117V118H10ZM16 118V120L14 121V119ZM23 117V118H22ZM40 117H41V120H40ZM42 117H44V122H43V120H42ZM73 117V118H72ZM76 117H77V120H76ZM92 117H94L95 118V120H94V118H92ZM120 117H121V119H120ZM134 117H136V119H134ZM144 117V118H143ZM148 117V118H147ZM173 117V118H172ZM221 117H222V120H221ZM227 117V118H226ZM231 117V119H229ZM247 117H248V119H247ZM8 118H10V119H8ZM22 120H21V119ZM31 118V119H30ZM46 118V119H45ZM72 118V119H71ZM79 118V119H78ZM97 118V119H96ZM124 118V119H123ZM141 118V119H140ZM156 118V119H155ZM176 118V119H175ZM196 118H197V122H199V123H196ZM207 118V119H206ZM255 118V119H254ZM5 119H7V120H5ZM18 119V120H17ZM25 119H27L28 120V122H26L25 121ZM33 119V120H32ZM48 119V120H47ZM50 119V120H49ZM63 119V120H62ZM70 119V120H69ZM80 119H81V121H80ZM84 119V120H83ZM91 119V120H90ZM104 121H103V120ZM108 119H109V122H111L110 124H109V122H108ZM112 121H111V120ZM117 119H119V120H117ZM130 120V122H129V120L128 121H126V120ZM133 119V120H132ZM153 121H152V120ZM169 119H171L170 120V122H169ZM179 121H178V120ZM182 119V120H181ZM189 119H190V121H189ZM205 120V122L203 121V120ZM210 119V120H209ZM216 120V123L214 122L215 120ZM225 119V120H224ZM245 119H246V122H245ZM249 119H250V121H249ZM40 120V121H39ZM45 120H47L48 121V123H47V121H45ZM56 120V121H55ZM65 120H67V122L65 121ZM73 120H75V121H73ZM91 121V123L90 122H88V121ZM94 120V121H93ZM97 120V121H96ZM100 120V121H99ZM135 120V121H134ZM164 120H165V122H164ZM194 120H195V122H194ZM206 120H208V121H206ZM214 120V121H213ZM219 120V121H218ZM224 120V121H223ZM227 120H229V121H227ZM231 120V121H230ZM253 122H252V121ZM257 120V121H256ZM4 121V122H3ZM6 121H7V123H6ZM19 121V122H18ZM22 121V122H21ZM26 123H25V122ZM30 121H31V123H30ZM34 121V122H33ZM50 121H53V122H50ZM58 121H60L59 123H57ZM62 121H64V123H62ZM69 121H70V123H69ZM84 121V124L82 123ZM102 121V122H101ZM107 121V122H106ZM115 121V122H114ZM118 121H120L119 123H118ZM137 121V122H136ZM155 121H156V123H155ZM157 121H159V122H157ZM183 121V122H182ZM187 121H188V123H187ZM201 121V122H200ZM218 121V122H217ZM256 121V122H255ZM13 122H14V125H13ZM18 122V123H17ZM54 122H56V123H54ZM71 122H72V124H71ZM73 122H79L78 124L77 123H73ZM101 122V123H100ZM126 122H127V125L125 126V124H126ZM148 122V123H147ZM174 122H176L177 123V125L175 126V124L176 123H174ZM204 122V123H203ZM206 122H208L207 124H205ZM213 122V123H212ZM226 122V123H225ZM239 124H238V123ZM259 122V123H258ZM5 123V124H4ZM11 125H9V124ZM23 125H22V124ZM34 123H35V125H34ZM49 123H50V125H49ZM51 123H53V124H51ZM61 123V124H60ZM65 123H67V124H69V127H70V131H69V128H68V125H67V127H66V124ZM107 123V124H106ZM116 123V124H115ZM120 123H123V124H120ZM131 123V124H130ZM142 123H144L143 125H142ZM167 123V124H166ZM170 125H169V124ZM186 123V124H185ZM194 125H193V124ZM203 123V124H202ZM210 123H212V124H210ZM216 125H215V124ZM232 123V124H231ZM253 123V124H252ZM21 126H20V125ZM25 124H27V126L28 127H26V125ZM29 124V125H28ZM41 124V125H40ZM42 124H43V126H42ZM56 124H58L59 126H56ZM98 124V125H97ZM102 125V127H103V130H102V127H101V125ZM106 124V125H105ZM112 124V125H111ZM135 124V125H134ZM148 124V125H147ZM162 124H163V126H162ZM174 124V125H173ZM220 124H222V125H220ZM247 124V125H246ZM5 125H8V126H5ZM52 125V126H51ZM62 125H63V129H60V130H57V129H59V127H62ZM75 125H77V126H75ZM79 125V126H78ZM81 125H86V126H81ZM87 125H89V127L87 126ZM91 125V126H90ZM93 125H95V126H93ZM104 125V126H103ZM124 125V126H123ZM128 125H130V126H128ZM155 125V126H154ZM159 125H160V127H159ZM181 125H183V128L185 129L184 131H183V128H182V126ZM188 127H187V126ZM198 125V126H197ZM241 125V126H240ZM258 125H260V126H258ZM1 126H2V128H1ZM13 126V127H12ZM44 126H45V128H44ZM55 126V127H54ZM65 126V127H64ZM73 126H75V127H73ZM112 127V129H111V127ZM162 126V127H161ZM169 126H170V129H169ZM181 126V127H180ZM205 126V127H204ZM209 126V127H208ZM221 126V127H220ZM226 126V127H225ZM234 126V127H233ZM255 126V127H254ZM6 127V128H5ZM10 127V128H9ZM13 129H12V128ZM31 128V130H30V128ZM38 127V128H37ZM40 127V128H39ZM52 127H54V128H52ZM78 127V128H77ZM81 127H83V128H81ZM86 127V128H85ZM93 127H95L94 129H93ZM96 127H97V130H96ZM117 127V128H116ZM153 127V128H152ZM167 127V128H166ZM179 127H180V130H179ZM195 127H197V128H195ZM207 127V128H206ZM219 127V128H218ZM230 127H233V128H231V129H233V130H231L230 129ZM241 127V128H240ZM243 127V128H242ZM14 128H15V130H17V134H18V136H19V139L21 140V141H25L26 140V138H29L30 137V135H32L33 134V138L31 137V138H29V139H27L28 141L30 140V142H31V140H33L32 141V143H36L37 145H33V144H31V145H22V146H18V145H15V144H12V141L10 140L11 139V137H13V132L15 131L14 130ZM22 128V129H21ZM25 128V129H24ZM34 128V130H32ZM67 130H66V129ZM75 128H76V130H75ZM108 128V129H107ZM118 128H120V129H118ZM126 128V129H125ZM133 128V129H132ZM138 128H139V130H138ZM147 128V129H146ZM151 128V129H150ZM209 128V129H208ZM218 128V129H217ZM253 128V129H252ZM256 128V129H255ZM4 129H5V131H4ZM6 129H8V130H6ZM38 129V130H37ZM42 129V130H41ZM49 129H50V131H49ZM55 129V130H54ZM84 129H85V131H84ZM91 129V130H90ZM105 129V130H104ZM129 129V130H128ZM174 129H176V130H174ZM195 129H196V131H195ZM210 129H212V130H214V132L212 131V130H210ZM215 129H217V130H215ZM219 129L221 130V131H219ZM223 129V130H222ZM227 129H228V133H225V132H227ZM235 129V130H234ZM255 129V130H254ZM260 129V130H259ZM44 130H45V133L43 134V132H44ZM51 130H53V131H51ZM71 130H72V132H71ZM89 132H87V131ZM96 130V131H95ZM110 130V131H109ZM115 130H117V131H115ZM157 130V131H156ZM165 130V131H164ZM187 130V131H186ZM190 130V131H189ZM193 130V131H192ZM206 130V131H205ZM231 130V131H230ZM4 131V132H3ZM12 131V132H11ZM23 131V132H22ZM25 131V132H24ZM28 131V133H26ZM36 131V132H35ZM48 131V132H47ZM55 131H59L58 133L56 132L55 133ZM61 131V132H60ZM65 131H67L68 133H64ZM77 131V132H76ZM83 131V132H82ZM99 131V132H98ZM148 131H150V132H148ZM163 131V132H162ZM168 131H169V133H168ZM179 131V132H178ZM198 131V132H197ZM210 131V132H209ZM230 131V132H229ZM235 131H237V132H235ZM244 131V132H243ZM250 131V132H249ZM8 132H9V134H8ZM30 132V133H29ZM40 134H39V133ZM52 132H54L53 134H51ZM64 133V135H63V133ZM82 135L83 133H84V135L83 136H85V138L83 137V136H81L80 135V137L81 138H79V133ZM87 132V133H86ZM102 132H104V133H102ZM109 132V133H108ZM118 132V133H117ZM121 132H123V135H122V133ZM125 132V133H124ZM152 132V133H151ZM160 132V133H159ZM165 132V133H164ZM167 132V133H166ZM172 132V133H171ZM176 132V133H175ZM178 132V133H177ZM189 132H190V134H189ZM212 132V133H211ZM257 132V133H256ZM24 133V134H23ZM32 133V134H31ZM41 133H42V135H41ZM62 133V134H61ZM70 133V134H69ZM78 133V134H77ZM98 133H100L99 135H98ZM109 134L110 136H107V137H104V136H106L107 134ZM116 133V134H115ZM120 133V134H119ZM185 133H186V135H185ZM188 133V134H187ZM195 133L197 134V135H195ZM206 134V135H203V134ZM211 133V134H210ZM233 133H234V136H233ZM237 133V134H236ZM5 134V135H4ZM11 135V136H8V135ZM21 134H22V136L24 137V138H22V136H21ZM28 134V136H26ZM36 134H39V135H36ZM61 134V135H60ZM73 134H74V136H73ZM75 134H77V137H76V135ZM88 136H87V135ZM94 134V135H93ZM136 134V135H135ZM157 134V135H156ZM159 134H161V135H159ZM165 136H164V135ZM166 134H167V136H166ZM169 134V135H168ZM172 134H174V135H172ZM201 134V135H200ZM228 134L229 135H232L231 137L230 136H228ZM239 134V135H238ZM249 134V136H247ZM254 134V135H253ZM258 134V135H257ZM262 134V135H261ZM1 135H2V137H1ZM6 135H7V137H6ZM58 137H57V136ZM66 135V136H65ZM133 135V136H132ZM138 135V136H137ZM152 135V136H151ZM185 135V136H184ZM191 135V136H190ZM194 135H195V137H194ZM207 135H208V137H207ZM216 135V136H215ZM235 135L237 136L236 138H235ZM252 135V136H251ZM3 136H4V139H3ZM20 136H21V138H20ZM37 136V137H36ZM43 136V137H42ZM51 136V137H50ZM60 136H62V138L60 137ZM63 136H65V137H63ZM68 136L71 138H74V139H72L71 138V141L69 142L68 141ZM94 136V137H93ZM96 136V137H95ZM103 136V137H102ZM114 136V137H113ZM125 136V137H124ZM154 136V137H153ZM161 136V137H160ZM164 136V137H163ZM179 136V137H178ZM186 136H188V137H186ZM190 136V137H189ZM200 136V137H199ZM211 136V137H210ZM215 136V137H214ZM220 136V137H219ZM226 136V137H225ZM261 136V137H260ZM9 137V138H8ZM39 137V138H38ZM51 138V140L50 139H48V138ZM54 137H55V139H54ZM61 139H60V138ZM86 137H88V138H86ZM91 137V138H90ZM109 137V138H108ZM111 137V138H110ZM123 137H124V139H123ZM127 137V138H126ZM136 137H138V138H136ZM159 137L161 138V139H159ZM202 137V138H201ZM212 137H213V139H212ZM222 137V138H221ZM239 137V138H238ZM245 137V138H244ZM251 137V138H250ZM9 140H8V139ZM37 139V141H36V139ZM42 138V139H41ZM60 140H59V139ZM66 138V139H65ZM78 138V139H77ZM113 138V139H112ZM119 140H118V139ZM134 138V139H133ZM150 138V139H149ZM186 138V139H185ZM188 138V139H187ZM199 140H198V139ZM206 138V139H205ZM211 138V139H210ZM219 138V139H218ZM222 140H221V139ZM246 138H248V142L247 141H244V139H246ZM6 139V140H5ZM35 139V140H34ZM46 139V140H45ZM53 139V140H52ZM77 139V140H76ZM84 139H86V140H84ZM96 140V141H94V140ZM99 141H98V140ZM130 139H131V142H130ZM154 139L156 140V141H154ZM163 139H165V140H163ZM170 139V140H169ZM175 141H174V140ZM191 139V140H190ZM204 139V140H203ZM218 139V140H217ZM2 140V141H1ZM19 140V141H20ZM39 140V141H38ZM44 140V141H43ZM76 140V141H75ZM91 140V141H90ZM106 140V141H105ZM116 140V143L114 142V141ZM141 140V141H140ZM144 140V141H143ZM172 140H173V142H172ZM206 140H211L213 143H215V142H223L225 145L223 146V148H222V151H220L221 153H216V155L214 154L213 155V157H212V159H211V163H209V165L210 166H213V164H215V166H217L218 164L220 165H218L219 167H225V166H227L228 168H229V170H230V175H232V177H231V180H230V185L228 186V187H225V188H230V190H232V191H229V189H220V188H216V187H213V186H201V185H198V186H196L195 184V180H193V179H189L188 177H186L185 178V176L184 177H180L182 174H180V172L178 171V170H176V164L175 163H178L179 161V159L177 158V157H175V155L174 154H171V153H169L171 150L169 149L172 145H176V144H182V145H187L188 146V144H189V142H190V146L191 147H193V144H194V146H197V145H200L201 143L202 144H204V142H206ZM224 140V141H223ZM237 140V141H236ZM240 140V141H239ZM251 140V141H250ZM3 141H4V144H5V146H3L4 144H3ZM8 142L9 144H11V145H9L8 143H5V142ZM16 141H18V140H16ZM18 141V142H19ZM20 141V142H21ZM36 141V142H35ZM49 143H48V142ZM54 141V142H53ZM58 141H59V143H58ZM68 141V142H67ZM79 141H83V142H79ZM107 141H109V142H107ZM161 141V142H160ZM165 141V142H164ZM170 144V145H167L168 143ZM179 141V142H178ZM183 141V142H182ZM185 141V142H184ZM189 141V142H188ZM194 141V142H193ZM244 141V142H243ZM253 141V142H252ZM22 142V143H23ZM52 142V143H51ZM56 142V143H55ZM63 142H64V144H63ZM65 142H67L68 144H70L69 146H68V144L67 143H65ZM74 144H76V142L79 144V145H81V143H82V148H81V146H79L78 144L77 145H74ZM85 142V143H84ZM89 144H88V143ZM93 142H95V143H93ZM100 142H102V143H100ZM110 142H112V143H110ZM146 142V143H145ZM147 142H149V144L147 143ZM199 142V143H198ZM201 142V143H200ZM227 142V143H226ZM236 143V142H238V143H236V144H234V143ZM51 143V144H50ZM61 144V145H55V144ZM72 143V144H71ZM92 143V144H91ZM106 143H107V145H106ZM120 143V144H119ZM151 143V144H150ZM155 143L157 144V145H155ZM160 143V144H159ZM164 143V144H163ZM229 143V144H228ZM231 143V144H230ZM241 145H240V144ZM242 143H243V145H242ZM244 143H247V144H244ZM252 144V149L250 148L251 147V144ZM255 143V144H254ZM259 143V144H258ZM3 144V145H2ZM41 144V145H40ZM44 144H45V146H44ZM50 146H49V145ZM55 145V146H53V145ZM88 144V145H87ZM94 144V145H93ZM101 146H100V145ZM127 144V145H126ZM131 146H130V145ZM144 145V146H142V145ZM153 144H154V146H153ZM163 144V145H162ZM172 144V145H171ZM239 144V146L236 148V146ZM15 145V146H14ZM46 145H48V146H46ZM52 145V146H51ZM67 145V146H66ZM73 145V146H72ZM84 145V146H83ZM90 145V147H88ZM126 145V146H125ZM148 145V146H147ZM150 145V146H149ZM159 145V146H158ZM161 145V146H160ZM236 145V146H235ZM245 145V146H244ZM249 147H248V146ZM255 145V146H254ZM258 145V146H257ZM25 146V147H24ZM33 146H36L37 148H36V151L38 152H36L35 151V153H34V158H32V161H31V163H29V164H26V162L27 161H23V163L25 164H22L20 161L22 160V155H26L27 153H28V151H30V150H32L33 148H35V147H33ZM41 147L40 149H44V147H45V149L44 150H47L48 149V151H45L44 152V150H41L45 155H43V153L41 154V151H40V149H39V147ZM43 146V147H42ZM61 146V147H60ZM65 146V147H64ZM75 146H79V147H76L75 148ZM91 146H92V148H91ZM99 146V147H98ZM108 148H107V147ZM122 146V147H121ZM163 146V147H162ZM170 146V147H169ZM225 146H227L226 148H225ZM229 146V147H228ZM9 147V148H8ZM15 147V148H14ZM16 147H17V149H16ZM19 147V148H18ZM33 147V148H32ZM52 147H53V150L54 149H56V150H52ZM56 147V148H55ZM60 147V148H59ZM63 147V148H62ZM68 147V148H67ZM83 147H85V148H83ZM88 147V148H87ZM101 147V148H100ZM111 147H113V148H111ZM150 147V148H149ZM154 147V148H153ZM167 147V148H166ZM235 147V148H234ZM8 148V149H7ZM23 148V149H22ZM30 148V149H29ZM58 148V149H57ZM64 148H67V150L68 151H66V152H64L65 154H63V152H62V149H64ZM74 150H73V149ZM77 148H79V149H77ZM97 148L98 149H100V150H102V151H100V150H97ZM105 148V149H104ZM122 148V149H121ZM125 148H126V150H125ZM131 148V149H130ZM139 148V149H138ZM145 148L147 149L146 151H145ZM148 148H149V150H148ZM163 148V149H162ZM224 148H225V150H224ZM230 148V149H229ZM243 148V149H242ZM246 148V149H245ZM261 148V149H260ZM19 149V150H18ZM38 149V150H37ZM51 149V150H50ZM61 149V150H60ZM69 149H70V151H69ZM72 149V150H71ZM80 149H81V151H80ZM86 149V150H85ZM91 149V150H90ZM95 149H96V151H95ZM119 149V150H118ZM154 149H155V151H154ZM157 149H159V150H157ZM254 149H258V151H256V150H254ZM5 152H4V151ZM10 150H12L13 152H15V153H17V157H18V159H16L17 160V164H20L21 163V165H17L16 163H15V161L13 162V158L15 159V156H16V154L14 155L13 154V152L12 151H10ZM25 150L27 151L26 153H25ZM50 150V151H49ZM78 150V155H82V156H86V155H89L90 154V158H89V161L90 162H92V163H94V166L96 167V170H97V172L98 171H101V172H98V174H99V176H98V178H99V180H98V182H99V184H98V186H97V188H99V186L100 185H109L108 183L110 182V177H108V175H106L105 173H107L108 172V169L110 170V168H109V166L112 168L111 169V171H114L115 169H117V167L119 166V167H122V171L123 172H121V174L123 173L124 175L123 176H121V174H120V176L119 177H121V180L119 181L120 183H118V182H116V184L115 185H112L111 186V188H112V193H111V196H110V199H112V198H114V199H112L109 203H108V205L107 206H105L106 207V209H105V207L104 208H99V207H97L96 205H92V206H94V207H92V206H90L89 204H87V205H85L86 207H83V208H81V206L79 207V208H74L73 210L72 209H68L67 208V203H68V201L70 200L68 197V192H67V188H66V181H65V177L64 176H62L63 174V171H62V168H60L62 165H63V162L65 161V159H69V158H71V157H73L72 156V154L75 156V155H77L76 153V151ZM112 150V151H111ZM119 152H118V151ZM123 150H124V152H123ZM142 150V151H141ZM150 150H152V151H150ZM229 150V151H228ZM238 152H237V151ZM261 150V151H260ZM6 151H10V152H6ZM21 151H22V153H21ZM55 152V153H53V152ZM60 151H61V153H60ZM80 151V152H79ZM90 151V152H89ZM95 151V152H94ZM108 151V152H107ZM136 151V152H135ZM141 151V152H140ZM143 151H144V153L145 154H147V155H152L153 156V158L151 157V158H149V159H152V163L154 164H152L151 163V160H148V158H146L147 157V155H145V154H143V156L145 157V159H144V157H140L141 155H142V153H143ZM154 151V152H153ZM158 151H159V153H158ZM210 151H215V150H209L208 152H210ZM248 151V152H247ZM40 152V153H39ZM51 152V153H50ZM58 152V153H57ZM67 152H73V153H71V154H69V153H67ZM81 152H87L86 154L84 153V154H82ZM102 152V153H101ZM147 152V153H146ZM167 153L168 154V157H167V155L165 156V154L164 153ZM229 152V153H228ZM233 152V153H232ZM237 152V153H236ZM240 152H242V153H240ZM8 155H7V154ZM21 153V154H20ZM57 153V154H56ZM66 153H67V155H66ZM92 153H93V155H92ZM94 153H95V155H98L97 157L94 155ZM96 153H99V154H96ZM101 153V154H100ZM108 153H110V154H108ZM117 153V154H116ZM120 153H121V155H120ZM129 153V154H128ZM140 153H141V155H140ZM158 155H157V154ZM163 153V154H162ZM239 153V154H238ZM258 153V154H257ZM5 154H6V156H5ZM40 154V155H39ZM48 156H50V157H48ZM51 154V155H50ZM53 154V155H52ZM56 154V155H55ZM58 154H60V155H58ZM61 154H63V155H61ZM117 156H116V155ZM135 154V155H134ZM160 154V155H159ZM170 154H171V157H170ZM237 154V155H236ZM242 154V155H241ZM247 154H248V156H247ZM9 155H11V157L9 156ZM14 155V156H13ZM19 155H20V157H19ZM24 155V156H25ZM71 155V156H70ZM102 155V156H101ZM119 155V156H118ZM128 155H129V157H128ZM137 155H139L138 157H137ZM163 157H162V156ZM218 155H219V157H218ZM229 155H230V157H229ZM231 155H235L236 157L237 156H239V155H241L242 157L240 158V160H241V162H240V160H236V157L235 158H232V156ZM244 155V156H243ZM255 155V156H254ZM258 155H259V157H258ZM9 156V157H8ZM37 156V157H36ZM46 156V157H45ZM55 156V157H54ZM57 156H58V158H59V160H57L58 158H57ZM60 156V157H59ZM70 156V157H69ZM93 156V157H92ZM114 157V160H113V158H111V157ZM123 156V157H122ZM135 156V157H134ZM155 156L160 160H158L157 158H155ZM226 156V157H225ZM4 157V158H3ZM8 158V159H6V158ZM16 157V158H17ZM39 157V158H38ZM61 157H62V159H63V157L65 158V159H63V160H61ZM69 157V158H68ZM97 159H96V158ZM98 157H99V159H98ZM101 157H102V159H101ZM127 157V158H126ZM134 157V158H133ZM165 157V158H164ZM175 159H174V158ZM217 157H218V159H217ZM258 158V160H257V158ZM11 158V160H10V162H9V159ZM41 161V163H40V161L38 160V159ZM50 160H52L53 161V163H52V161H49V159ZM53 158V159H52ZM55 158V159H54ZM93 158V159H92ZM109 158V159H108ZM123 158V159H122ZM143 158V159H142ZM155 158V159H154ZM220 158V159H219ZM223 158H226V159H223ZM252 158V159H251ZM44 159V160H43ZM45 159H48V161L46 160L45 161ZM95 159V160H94ZM166 159V160H165ZM168 159H170V162H169V160ZM177 159V160H176ZM231 160V164H230V160ZM261 159V160H260ZM8 160V161H7ZM93 160V161H92ZM99 160V161H98ZM121 160V161H120ZM154 160V161H153ZM157 160V161H156ZM217 160H219V161H217ZM223 160V161H222ZM225 160V161H224ZM233 160L235 161V162H233ZM245 160V161H244ZM252 160V161H251ZM257 160V162H255V161ZM38 162V165H37V162ZM57 161V162H56ZM95 161V162H94ZM98 161V162H97ZM106 162V163H104V164H102L103 162ZM137 161H138V163H137ZM151 164L150 166H152V167H154V168H156V169H159L160 171H161V173L165 176V178H166V183L164 182L163 184H165V185H163V184H157V186H156V184H154V182H151V181H149V180H146L144 177H143V175H146L147 173H146V169L148 168V167H150L149 166V163ZM162 161V162H161ZM168 163H167V162ZM216 161V162H215ZM262 163H261V162ZM9 162V163H8ZM11 162L13 163V164H11ZM20 162V163H19ZM43 162H48V164L46 163H43ZM49 162H50V164H49ZM54 162L56 163V165L54 164ZM58 162H62V163H60L61 165H60V167H59V165L57 166V164H59ZM120 162V163H119ZM130 162V163H129ZM141 163V165H140V163ZM161 162V163H160ZM173 163V165H172V163ZM214 162V163H213ZM219 162V163H218ZM233 162V163H232ZM248 162V163H247ZM253 162V163H252ZM10 164V165H8V164ZM42 163H43V165H45V168L42 166ZM146 163V164H145ZM169 163H170V165H169ZM223 163V164H222ZM225 163V164H224ZM252 165H251V164ZM259 163V164H258ZM8 165V166H6V167H4L5 165ZM16 164V165H15ZM34 164L36 165V166H34ZM41 164V165H40ZM54 164V165H53ZM102 164V165H101ZM123 166H122V165ZM137 166H136V165ZM139 164V165H138ZM212 164V165H211ZM227 164V165H226ZM255 164V165H254ZM261 164V165H260ZM31 165V166H30ZM49 165V166H48ZM99 165V166H98ZM104 165V166H103ZM112 165V166H111ZM142 165H143V167H142ZM155 165H157L156 167H155ZM161 165V166H160ZM168 165V166H167ZM171 165H172V167H171ZM248 165V166H247ZM11 166H12V168H11ZM40 168H39V167ZM48 166V167H47ZM53 166H55V168L53 167ZM98 166V167H97ZM100 166H102V168L100 167ZM133 166H135V167H133ZM234 166V167H233ZM253 166V167H252ZM4 167V168H3ZM10 167V168H9ZM19 167V168H18ZM24 167V168H23ZM27 167H29L28 169H29V171H25V170H28V169H26ZM31 167H33V169L31 168ZM36 167H37V169H36ZM44 168V170L42 171V168ZM107 167V168H106ZM124 167H125V169H124ZM139 167V168H138ZM143 169H141V168ZM162 167V168H161ZM165 167H167V169L165 168ZM250 167L252 168V170H250ZM257 167V168H256ZM258 167H259V169H258ZM22 168V169H21ZM47 168V169H46ZM49 168V169H48ZM52 168H54V169H52ZM106 168V169H105ZM114 168V169H113ZM153 168V169H154ZM161 168V169H160ZM238 168V169H237ZM247 168V169H246ZM261 168V169H260ZM18 169V170H17ZM24 169V170H23ZM31 169H32V171H34L35 170V172L33 173L32 171H31ZM38 169H39V171H38ZM41 169V170H40ZM59 169V171H57ZM99 169V170H98ZM124 169V170H123ZM131 169V170H130ZM254 169V170H253ZM263 169V171H261ZM17 170V171H16ZM22 170V171H21ZM46 170V171H45ZM56 171V172H54V171ZM105 172H104V171ZM130 170V171H129ZM133 170H134V172H133ZM176 170V171H175ZM235 170H238V171H235ZM245 170V171H244ZM257 170V171H256ZM259 170V171H258ZM6 173L5 175V177H4V172ZM7 171H9V172H7ZM21 171V172H20ZM32 172V174H31V172ZM37 171V172H36ZM53 171V172H52ZM125 171V172H124ZM132 171V172H131ZM150 171V169L148 168V172ZM171 171H173V173H171ZM175 171V172H174ZM255 172V174H254V172ZM20 172V174H18ZM23 172H25V173H23ZM30 172V173H29ZM38 172H40V173H43V175L42 174H38ZM45 172H46V174H45ZM104 172V173H103ZM138 172V173H137ZM139 172H140V174H139ZM151 172V171H150ZM169 172V173H168ZM239 172V173H238ZM248 172H249V174H248ZM260 172V173H259ZM8 173V174H7ZM12 173H14V175L12 174ZM25 176V177H27V178H25L22 174ZM26 173H27V175H26ZM36 173V174H35ZM54 173H56V175L54 174ZM57 173H59L58 175H57ZM130 174V178H128L129 177V175L128 174ZM144 173H146V174H144ZM233 173V174H232ZM236 173V174H235ZM253 173V174H252ZM262 173V174H261ZM11 174V175H10ZM29 174V175H28ZM102 174H103V176H104V178L102 177ZM126 174V175H125ZM167 174V175H166ZM170 174V175H169ZM174 174V175H173ZM235 174V175H234ZM239 174V175H238ZM259 174L261 175V176H259ZM10 175V176H9ZM15 176V175H18V176H15V178L13 177V176ZM31 175H32V177H31ZM39 175V176H38ZM51 175V177H49V176ZM138 175V176H137ZM171 176V178L170 177H167V176ZM176 175V176H175ZM248 175V176H247ZM21 176V177H20ZM23 176V177H22ZM30 176V177H29ZM38 176V178L36 179V177ZM48 176V177H47ZM53 176V177H52ZM56 176V177H55ZM127 177V179H125L126 180V182H123L124 181V177ZM132 176V177H131ZM235 176V177H234ZM238 176V177H237ZM240 176V177H239ZM257 176V177H256ZM7 177H8V179H7ZM9 177H10V179H9ZM44 177V178H43ZM47 177V178H46ZM62 177V178H61ZM101 177H102V179H101ZM119 177H118V179H119ZM135 177V178H134ZM175 177V178H174ZM179 177V178H178ZM238 179H237V178ZM256 177V178H255ZM259 177V178H258ZM6 178V179H5ZM12 178H13V180H12ZM28 178H30V179H28ZM59 178H61V180H60V183H59ZM132 178H133V180H132ZM173 178V179H172ZM183 178H184V180H183ZM15 179V180H14ZM25 179V181H24V183H23V180ZM32 179V180H31ZM39 179H40V181H39ZM50 179V180H49ZM54 179H56V181L54 180ZM63 179V180H62ZM105 179V180H104ZM107 179H109V180H107ZM136 179V180H135ZM138 179H140V180H138ZM144 179V180H143ZM186 179V180H185ZM234 179V180H233ZM5 180H6V182H5ZM15 182V185H16V182H18L17 183V185L16 186H14V183L12 182ZM26 180H27V182H26ZM28 180H30V182L28 181ZM35 180L37 181L36 183H34L35 182ZM49 180V181H48ZM107 180V181H106ZM132 180V181H131ZM142 180V181H141ZM178 180V181H177ZM236 180V181H235ZM253 180V181H252ZM9 181V182H8ZM32 181V182H31ZM42 181V182H41ZM46 182V183H44V184H42L43 182ZM139 181V182H138ZM173 181V182H172ZM189 181V182H188ZM194 181V182H193ZM233 181V182H232ZM235 181V182H234ZM239 181V182H238ZM13 184H12V183ZM19 182H20V184L23 186V188H22V186L19 184ZM51 183V184H49V183ZM52 182H54V183H52ZM59 184H58V183ZM65 182V183H64ZM123 182V183H122ZM131 182H133V183H131ZM136 182V185L138 184V186H136L134 183ZM144 182V183H143ZM145 182H147L146 184H145ZM169 182V183H168ZM174 182H175V184H174ZM185 182V183H184ZM258 182H260V183H258ZM10 183V184H9ZM28 183V184H27ZM33 183V184H32ZM38 183H40V184H38ZM126 183V184H125ZM130 183V184H129ZM142 183H143V185H142ZM238 183H239V187L241 188L240 190H239V187H238ZM242 183H245V184H242ZM258 183V184H257ZM4 184V185H3ZM6 184V185H5ZM32 186H31V185ZM40 185V186H43V187H40V186H38V185ZM46 184V186L44 187V185ZM55 186H54V185ZM127 184H129L128 185V187H126L127 186ZM133 184V185H132ZM141 184V185H140ZM149 184H150V187H151V190H150V188H149ZM178 184V185H177ZM180 184H181V186H180ZM235 185V187L233 188V186ZM11 185V186H10ZM26 185V186H25ZM30 185V186H29ZM48 185L50 186V187H48ZM60 186L59 188L60 189H58V186ZM65 185V186H64ZM118 185V186H117ZM120 185V186H119ZM259 185V186H258ZM7 186V187H6ZM10 186V187H9ZM63 186V187H62ZM130 186V187H129ZM134 186H136V187H134ZM142 186H143V188H142ZM146 186V187H145ZM164 186V187H163ZM180 186V187H179ZM185 186V187H184ZM190 186V187H189ZM191 186H193V187H191ZM261 187V189L260 188H258V187ZM15 187V188H14ZM27 187V188H26ZM33 187H34V189H37L38 191H41V190H43L42 191V193L41 192H38V191H36V190H33ZM47 187V188H46ZM123 187V188H122ZM132 187H134V188H132ZM160 187V188H159ZM199 187V188H198ZM232 187V188H231ZM244 187V188H243ZM256 187V188H255ZM5 190H4V189ZM11 189L12 188V190H14L15 189V195H16V197H14L15 195H14V191H12V190H9V189ZM18 188V189H17ZM30 188V189H29ZM39 188V189H38ZM55 188H56V191H55ZM120 188V189H119ZM127 189V191L129 190V192H127V191H125V189ZM129 188V189H128ZM131 188V189H130ZM141 188V189H140ZM184 188L186 189V190H184ZM188 188V189H187ZM204 188H205V190H204ZM258 188V189H257ZM8 189V190H7ZM41 189V190H40ZM52 189V190H51ZM61 189H65L64 191L63 190H61ZM124 189V190H123ZM140 189V190H139ZM158 189V190H157ZM162 189H164V190H162ZM191 189V190H190ZM193 189V190H192ZM213 189V190H212ZM246 191H245V190ZM257 189V190H256ZM6 190H7V192H6ZM18 190H19V192H20V195H19V192H18ZM22 190V191H21ZM24 190V191H23ZM30 190V191H29ZM45 190V191H44ZM54 190V191H53ZM60 190H61V193H60ZM120 190L122 191V192H120ZM131 190V191H130ZM170 190V191H169ZM211 190L213 191V192H211ZM221 190V191H220ZM222 190H225L226 192H228V193H225V192H222ZM234 190H235V192H234ZM238 190V191H237ZM256 190V191H255ZM263 190V191H262ZM8 191H11V192H9V194H8ZM36 193H35V192ZM134 191V192H133ZM145 191V192H144ZM152 191V192H151ZM164 191V192H163ZM180 191V192H179ZM216 193H215V192ZM236 191H237V193H236ZM254 193H253V192ZM12 192H13V194H12ZM17 192V193H16ZM22 192V193H21ZM27 192V193H26ZM30 192V193H29ZM44 192H45V194H44ZM50 192H52V193H50ZM55 192V193H54ZM64 194H63V193ZM114 192V193H113ZM126 192V193H129V194H124V193ZM134 194H133V193ZM162 192V193H161ZM166 192V193H165ZM170 192V193H169ZM183 192V193H182ZM189 192V193H188ZM193 192V193H192ZM242 192V193H241ZM250 192V193H249ZM256 192V193H255ZM37 193H39V194H37ZM48 195H47V194ZM66 193H67V195H66ZM137 193H139V194H137ZM144 193V194H143ZM149 193H150V197H149ZM172 193V194H171ZM181 193V194H180ZM204 193H205V196H203L204 195ZM231 193V194H230ZM241 193V194H240ZM260 193V194H259ZM3 194V195H2ZM5 194H7V195H5ZM22 194H23V196H22ZM24 194H26V195H24ZM28 194H30V195H28ZM33 195V197H32V195ZM40 194H41V196H40ZM51 194V195H50ZM54 194H55V196H54ZM57 194H61V197H60V195H57ZM130 194H133V195H130ZM143 194V195H142ZM155 196H154V195ZM162 194H163V196H162ZM168 194H169V196H168ZM183 194V195H182ZM188 194V195H187ZM195 194V195H194ZM208 194V195H207ZM209 194L211 195V196H209ZM237 194V195H236ZM249 195V197L250 198H248V195ZM9 195H10V197L11 198H9ZM38 195H39V197L41 198L40 200H39V198H38ZM43 195V196H42ZM46 195H47V197H46ZM124 195V196H123ZM152 195V196H151ZM173 195H174V197H173ZM231 197H230V196ZM240 195V196H239ZM257 195H259V197H261L262 198V201H260V203L261 204H259V206L258 205H256V204H252V203H254L253 202V199L257 196ZM263 195V196H262ZM2 196H4V197H2ZM6 196H8V198L6 197ZM12 196H13V199H15L14 200V202H13V199H12ZM49 196V197H48ZM51 196V197H50ZM59 196V197H58ZM65 196V197H64ZM116 196V197H115ZM132 196V197H131ZM144 196V197H143ZM146 196H148V198H147V201H146ZM154 196V197H153ZM160 198H159V197ZM186 196H188L187 198H186ZM202 196V197H201ZM214 196V197H213ZM229 196V197H228ZM234 196V197H233ZM243 196V197H242ZM254 196V197H253ZM21 197V198H20ZM112 197V198H111ZM119 197V198H118ZM126 197V198H125ZM152 197V198H151ZM173 197V198H172ZM180 197H181V199H180ZM190 197V198H189ZM196 197H197V199H196ZM207 197V198H206ZM211 198V199H209V198ZM225 197V198H224ZM2 198H4V199H2ZM5 198H7V199H5ZM19 198H20V201H19ZM23 198V199H22ZM27 198V199H26ZM29 198H32V199H29ZM37 198V199H36ZM57 198V199H56ZM61 199V201H63V202H65V200H68L67 201V203H62L59 199ZM66 198V199H65ZM68 198V199H67ZM116 198V199H115ZM133 198V199H132ZM144 199L145 201H143L142 199ZM156 198V199H155ZM165 198V199H164ZM168 198V199H167ZM179 198V199H178ZM189 198V199H188ZM231 198V199H230ZM239 198V199H238ZM241 198V199H240ZM243 198V199H242ZM253 198V199H252ZM9 199H11L12 200V202L9 200ZM49 199V200H48ZM50 199L51 200H53V201H50ZM109 199V200H110ZM131 201H130V200ZM137 199H138V201H137ZM150 201H149V200ZM153 199V200H152ZM184 199V200H183ZM202 199V200H201ZM225 199V200H224ZM232 199H234V201L232 200ZM8 200L10 201V202H8ZM24 200V201H23ZM27 200V201H26ZM38 200H39V202H38ZM44 200V201H43ZM57 200H58V202H57ZM115 200V201H114ZM117 200H118V205L116 204L117 203ZM127 200V201H126ZM129 200V201H128ZM137 202H136V201ZM157 200V201H156ZM171 200V201H170ZM179 202H178V201ZM188 200V201H187ZM194 201V203H193V201ZM217 200V201H216ZM220 200V201H219ZM224 200V201H223ZM235 200H236V203H235ZM246 200V201H245ZM2 201H4V202H2ZM18 201V202H17ZM29 201H31V202H29ZM32 201H34V202H32ZM35 201H36V203H35ZM40 201H42V202H40ZM46 201V202H45ZM47 201H49V202H47ZM125 201V202H124ZM154 201V202H153ZM158 201H160V202H158ZM170 201V202H169ZM183 201V202H182ZM197 201V202H196ZM243 201V203H241ZM248 201H250V202H248ZM2 202V203H1ZM17 202V203H16ZM19 202H21V203H23L22 205L19 203ZM25 202V203H24ZM115 202V203H114ZM126 202H128V205L126 204ZM130 202V203H129ZM142 202V203H141ZM145 202V203H144ZM158 202V203H157ZM163 202V203H162ZM168 202V203H167ZM181 202V203H180ZM201 202V203H200ZM218 202V203H217ZM222 202V203H221ZM224 202V203H223ZM256 202V201H255ZM15 203V204H14ZM33 203V204H32ZM39 203H43L42 204V206H41V204H39ZM48 203V204H47ZM60 203H62V204H60ZM113 203V204H112ZM120 203V204H119ZM146 203H147V205H146ZM160 203L162 204V205H160ZM171 203H172V205H171ZM173 203H175V204H173ZM190 204V206H189V204ZM197 203H199V204H197ZM203 203V204H202ZM227 203V204H226ZM239 203V204H238ZM5 204V205H4ZM10 204H11V207H10ZM16 205V206H14V205ZM18 204V205H17ZM28 204L30 205V206H28ZM54 204V206L52 207V206H50V205H53ZM58 204V206H56V205ZM111 204V205H110ZM154 204H156L155 206H154ZM158 204V205H157ZM165 204V205H164ZM181 204V205H180ZM185 206H184V205ZM212 204V205H211ZM223 204V205H222ZM236 204H237V207H236ZM3 205V206H2ZM24 205V206H23ZM83 205V206H84ZM89 205V206H88ZM113 205V206H112ZM114 205H115V207H114ZM119 205H120V208H119ZM138 205H141V207L140 206H138ZM175 205H177V206H175ZM183 205V206H182ZM222 205V206H221ZM230 207H229V206ZM238 205H240V206H238ZM27 206V207H26ZM35 206H34V209L36 210V209H38L37 207L35 208ZM41 206V207H40ZM44 206H46V207H44ZM48 206V207H47ZM56 206V207H55ZM60 206L63 208H60ZM112 206V207H111ZM138 206V207H137ZM149 206H151L152 207V209H151V207H149ZM162 206V207H161ZM164 206H168V208H166V207H164ZM211 206V207H210ZM217 206V207H216ZM220 206V207H219ZM226 206V207H225ZM248 206V207H247ZM255 207L254 209H253V207ZM15 207V208H14ZM17 207V208H16ZM25 207V208H24ZM43 207V208H42ZM87 207H88V209H90V211L87 209ZM91 207V208H90ZM114 207V208H113ZM134 207V208H133ZM140 207V208H139ZM146 209H145V208ZM154 207H157V208H154ZM159 207V208H158ZM173 207V208H172ZM177 207H179V208H177ZM185 209H184V208ZM245 207V208H244ZM249 209V208H251V209H253V210H251V209H247V208ZM6 208V209H5ZM14 208V209H13ZM49 208V209H48ZM51 208V209H50ZM57 210H56V209ZM60 208V210H58ZM81 208V209H80ZM96 208V209H95ZM97 208H99V209H97ZM124 208H126L127 210L125 211V209ZM143 208H144V210H143ZM148 208V209H147ZM153 208H154V210H153ZM172 208V209H171ZM193 208H195V209H193ZM202 208L204 209V210H202ZM207 208V209H206ZM220 208V209H219ZM229 208H230V210H229ZM243 208V209H242ZM258 208V209H257ZM12 209V210H11ZM45 209H47L46 211H45ZM53 209H55V210H53ZM64 209H66V210H64ZM68 209V210H67ZM79 209V210H78ZM93 209H94V211H93ZM103 209H105V210H103ZM114 209V210H113ZM116 209H118V210H116ZM120 209V210H119ZM122 209V210H121ZM140 212V214H139V212L137 211V210ZM157 209V210H156ZM181 209H183V210H185V211H182ZM189 209V210H188ZM226 209V210H225ZM14 210V211H13ZM52 210V211H51ZM71 212H70V211ZM81 210H83V212L81 211ZM86 210V211H85ZM96 210H98V211H96ZM99 210H101V211H99ZM102 210H103V212H102ZM134 210H136V211H134ZM147 210V211H146ZM149 210V211H148ZM162 210V211H161ZM164 210V211H163ZM173 210V211H172ZM178 210V211H177ZM179 210H181V211H179ZM196 210V211H195ZM216 210V211H215ZM220 210V211H219ZM257 210V211H256ZM51 211V212H50ZM53 211H54V213H53ZM63 211H65V212H63ZM72 211H73V214H72ZM79 213H78V212ZM86 213H85V212ZM88 211H89V213H88ZM105 211V212H104ZM131 211V212H130ZM145 211V212H144ZM188 211V212H187ZM211 211V212H210ZM235 211V212H234ZM240 211V212H239ZM255 211V212H254ZM49 212V213H48ZM57 212V213H56ZM61 212V213H60ZM68 212V213H67ZM70 212V213H69ZM94 212V213H93ZM99 212V213H98ZM103 213V215H102V213ZM116 213V215H115V213ZM123 212V213H122ZM130 214H129V213ZM161 214H159V213ZM162 212H164V216H165V218L163 217V213ZM182 213V216H181V214L180 213ZM184 212V213H183ZM187 212V213H186ZM191 212V213H190ZM198 213V214H196V213ZM224 212V213H223ZM226 212V213H225ZM230 212H232V213H230ZM245 212V213H244ZM56 213V214H55ZM64 215H63V214ZM66 213V214H65ZM76 213V214H75ZM80 214V216L78 215V214ZM94 215H93V214ZM96 213V214H95ZM121 213V214H120ZM126 213H127V215H126ZM144 213V214H143ZM150 214V215H148V214ZM166 213V214H165ZM178 213V214H177ZM202 213V214H201ZM217 213H219V215L217 214ZM254 213H257V214H254ZM261 213V214H260ZM68 214V215H67ZM71 214V215H70ZM91 214V215H90ZM98 214V215H97ZM107 214V215H106ZM120 214V215H119ZM132 214V215H131ZM170 214H173V215H171L170 216ZM180 214V215H179ZM189 216V219H191V220H189L187 217V215ZM196 214V215H195ZM211 214V215H210ZM216 214V215H215ZM243 214V215H242ZM75 217V219H74V217ZM85 215H86V217H85ZM93 215V216H92ZM105 215V216H104ZM109 215V216H108ZM112 215H113V217H112ZM118 215L120 216V217H118ZM138 215H140L139 217H138ZM142 215L145 217V215H146V217H149V218H144V217H142ZM148 215V216H147ZM152 215H153V217H152ZM156 215V216H155ZM167 215H169V216H167ZM193 215V216H192ZM198 215V216H197ZM200 215V216H199ZM214 215V217H212ZM224 215V216H223ZM233 215H235V216H233ZM236 215H238L237 217H236ZM241 215V216H240ZM249 215V216H248ZM251 215V216H250ZM262 215V216H261ZM55 216H56V218H55ZM57 216H59V218H57ZM71 217V219L69 218V217ZM88 216V217H87ZM89 216H91V218H92V220H90L91 218H89ZM94 216L96 217V219L98 220V221H96V219L94 218ZM98 216V217H97ZM102 216V217H101ZM107 216V217H106ZM127 216V217H126ZM151 216V217H150ZM157 216H161V217H157ZM181 216V217H180ZM194 216H196V217H194ZM218 216V217H217ZM227 216V217H226ZM244 216V217H243ZM247 216H248V218H247ZM29 217V216H28ZM61 217H62V219H61ZM63 217H64V219H63ZM110 217V218H109ZM132 217H134V218H132ZM142 217V218H141ZM169 217V218H168ZM193 219H192V218ZM198 217H199V219H198ZM204 217V218H203ZM221 217V218H220ZM231 217V219H229V218ZM236 217V218H235ZM254 217V218H253ZM257 217V218H256ZM21 218H23L24 220H28V218L27 217H21ZM100 218L102 219L100 222H99V220H100ZM107 218V219H106ZM113 218V219H112ZM124 218V219H123ZM130 218V219H129ZM135 218H137V222H136V219ZM151 218V219H150ZM153 218V219H152ZM156 218H157V220H156ZM160 218V219H159ZM161 218H163V219H161ZM177 218H179V219H177ZM186 218V219H185ZM201 218V219H200ZM210 218V219H209ZM233 218H235V219H233ZM49 219V218H48ZM60 219V220H59ZM68 219V220H67ZM70 219V220H69ZM76 219H78V220H76ZM125 219H126V221H125ZM140 219V220H139ZM143 219V220H142ZM173 219H176V222H175V220H173ZM217 219V220H216ZM226 219V220H225ZM237 219V221L239 222H235L234 220H236ZM240 219H241V221H240ZM72 220V221H71ZM74 220V221H73ZM75 220L77 221V222H75ZM82 220V221H81ZM88 220V221H87ZM106 220V221H105ZM117 220V221H116ZM142 220V221H141ZM166 220V221H165ZM168 220V221H167ZM173 220V221H172ZM178 220V221H177ZM185 222H184V221ZM187 220V221H186ZM193 220H195V222L193 221ZM207 220V221H206ZM216 220V221H215ZM222 220V221H221ZM242 220H244L243 222H242ZM247 220V221H246ZM250 220V221H249ZM14 221V223L17 221V219L15 218V220H13ZM60 221V222H59ZM111 221V222H110ZM116 221V223H114ZM121 221H123V223L121 222ZM145 221V222H144ZM164 223H163V222ZM170 221V222H169ZM181 221V222H180ZM189 221H191V223L189 222ZM201 221V222H200ZM204 221V222H203ZM217 221H219V222H217ZM259 221H261V222H259ZM67 222V223H66ZM79 222V223H78ZM86 222H88V223H86ZM105 222V223H104ZM118 222V223H117ZM153 222V223H152ZM158 222V223H157ZM161 222V223H160ZM173 222V223H172ZM180 224H179V223ZM203 222V223H202ZM214 222V223H213ZM229 222V223H228ZM241 222V223H240ZM250 222V223H249ZM99 223V224H98ZM106 223L108 224V225H106ZM119 223H121L120 225H118ZM126 223V224H125ZM128 223H129V225H128ZM141 223V224H140ZM148 223V224H147ZM155 223H157V224H155ZM160 223V225L162 224H165L164 226H161L160 227V225H158ZM171 223V224H170ZM205 223V224H204ZM207 223V224H206ZM216 223V225H214ZM219 223H220V225H219ZM234 223V224H233ZM249 223V224H248ZM253 223V224H252ZM19 223H15V225H16V227H15V225L14 224H12L11 223V228H12V230H13V233H15V234H17V235H23V236H27L28 237V240H29V243L30 244H32V243H35V242H37V244H39V242H41L40 241V237H39V231L37 230V229H35V228H33L32 227V223L30 222L27 226H25V227H20L19 225H18ZM95 224H96V226H95ZM116 224H117V226H116ZM131 224V225H130ZM134 224V225H133ZM143 224V225H142ZM145 224V225H144ZM155 226H154V225ZM167 224V225H166ZM176 224V225H175ZM182 224V225H181ZM187 224V225H186ZM210 224V225H209ZM231 226H230V225ZM240 224V225H239ZM242 224V225H241ZM252 224V225H251ZM109 225H111V226H109ZM114 225V226H113ZM140 225H141V227H140ZM148 225V226H147ZM150 225V226H149ZM153 225V226H152ZM168 225H170V227L168 226ZM173 225V226H172ZM174 225H175V227H174ZM186 227H185V226ZM192 225V226H191ZM195 225V226H194ZM197 225V226H196ZM203 225V226H202ZM209 225V226H208ZM228 225V226H227ZM239 225V226H238ZM244 225V226H243ZM124 226H125V228H127V226H128V228H127V231H126V229L124 228ZM132 226V227H131ZM143 226L145 227V228H143ZM146 226H147V228H146ZM173 228H172V227ZM177 226H179V227H183L184 229H186L187 230V232H186V234L185 235H182V236H185V237H182L181 235H179V237H176L175 236V234H174V232L173 231H176V229H177ZM241 226V227H240ZM97 227V228H96ZM113 227H115V228H113ZM122 229H121V228ZM130 227V228H129ZM148 227H150V228H148ZM164 227H165V229H164ZM190 227V228H189ZM200 227V228H199ZM207 227V228H206ZM224 227V228H223ZM237 227H238V229H237ZM95 228V229H94ZM100 228V229H99ZM105 228V229H104ZM107 228V229H106ZM113 228V229H112ZM117 228L119 229V230H117ZM124 228V229H123ZM132 228V229H131ZM162 228V229H161ZM168 229V231H167V229ZM172 228V229H171ZM176 228V229H175ZM193 228V229H192ZM197 228V229H196ZM203 228V229H202ZM212 228V229H211ZM220 228V229H219ZM223 228V229H222ZM237 230H236V229ZM239 228H241V229H243V230H241V229H239ZM101 229H103V230H101ZM110 229L112 230V231H110ZM116 231H115V230ZM147 231H146V230ZM151 231H150V230ZM155 229V230H154ZM163 229H164V231H163ZM173 229H175V230H173ZM188 229H191L190 231L192 232H190ZM199 229H201V230H199ZM219 229V230H218ZM228 229V230H227ZM105 230V231H104ZM107 230V231H106ZM114 230V231H113ZM132 231L131 233H132V235H134V236H132L131 235V233H130V231ZM138 230V231H137ZM143 230V231H142ZM153 230V231H152ZM157 230V231H156ZM192 230H195V231H192ZM205 230V231H204ZM211 230V231H210ZM222 230V231H221ZM232 230V231H231ZM235 230V231H234ZM245 230V231H244ZM250 231V232H248V231ZM254 230H255V232H254ZM100 231H101V233H100ZM121 231H124V232H121ZM135 231H136V234H135ZM163 231V232H162ZM169 231H170V233H169ZM224 231H225V234H224ZM241 231V232H240ZM106 232H108V233H106ZM118 234H117V233ZM126 232L128 233V234H126ZM144 232V233H143ZM168 233V235H166L167 233ZM173 232V233H172ZM188 232H190L189 234H188ZM195 232V233H194ZM235 232H237L236 234H238V235H236L235 234ZM245 232V233H244ZM5 233L6 232H4V231H1V237L3 238V240L4 241H6V239H5ZM123 233H124V235H123ZM143 235H142V234ZM209 233H213V234H209ZM216 233V234H215ZM242 233V234H241ZM249 233V234H248ZM254 233V234H253ZM259 233V234H258ZM99 234V235H98ZM110 234V235H109ZM149 234V235H148ZM152 234H156V235H152ZM160 236H159V235ZM174 234V235H173ZM188 234V235H187ZM194 236H193V235ZM198 236H197V235ZM217 234H220V235H217ZM232 234V235H231ZM252 234V235H251ZM101 235V236H100ZM108 235V236H107ZM114 235V236H113ZM123 235V236H122ZM129 237H128V236ZM150 235H152V236H150ZM190 235V236H189ZM205 235V236H204ZM225 235H226V237H225ZM234 235H235V237H234ZM242 237H241V236ZM246 235V236H245ZM255 237H254V236ZM258 235V236H257ZM260 235H261V237H260ZM103 236V237H102ZM105 236H107V237H105ZM110 236V237H109ZM156 236V237H155ZM164 236H166V237H164ZM172 238H171V237ZM175 236V238H173ZM198 238H196V237ZM209 237V238H207V237ZM218 236V237H217ZM232 238H231V237ZM247 236H249V237H247ZM253 236V237H252ZM120 237V238H119ZM128 237V238H127ZM131 237V238H130ZM144 237H147V238H145V239H143L142 240V238H144ZM154 237V238H153ZM168 237H169V239L170 240H168ZM186 237H189V238H186ZM203 239H202V238ZM215 237V238H214ZM125 238V239H124ZM149 238V239H148ZM163 238V239H162ZM177 238H180V240L179 239H177ZM187 239V240H185V239ZM196 238V239H195ZM207 238V240H205ZM238 238V239H237ZM256 238V239H255ZM258 238V239H257ZM140 239H141V241H140ZM148 239V240H147ZM168 241H166V240ZM183 239V240H182ZM191 239V240H190ZM193 239H195V240H193ZM225 239H227V240H225ZM233 240V241H231V240ZM82 240V241H81ZM122 240V241H121ZM128 240V241H127ZM133 240V241H132ZM138 240V241H137ZM157 240V241H156ZM161 240H162V242H161ZM179 242H178V241ZM216 240V241H215ZM219 242H218V241ZM261 240V241H260ZM35 241V242H34ZM94 241H105L104 242V244H105V247L107 246V248H108V250H109V252L110 253H78L77 252V250H78V248H81V247H83V246H89V245H92L93 244V242ZM116 241V242H115ZM143 241V242H142ZM147 243H146V242ZM160 241V242H159ZM176 241V242H175ZM198 241V242H197ZM203 241H205V242H203ZM210 243H208V242ZM211 241V242H210ZM227 241V242H226ZM231 241V242H230ZM236 241V242H235ZM250 243H249V242ZM260 241V242H259ZM8 242V241H7ZM126 242V243H125ZM142 244H141V243ZM145 242V243H144ZM155 244H154V243ZM167 242V243H166ZM180 243V244H178V243ZM186 242H188V243H186V245L187 246H184L185 245V243ZM202 242V243H201ZM213 242V243H212ZM221 242V243H220ZM240 242H242L241 244H240ZM252 242H254V243H252ZM8 243H10V242H8ZM8 243H5L3 246H4V248L0 251V264H30V263H34V262H36L37 264H39V262H43V264H51V261H49V262H45V260L47 261V256H48V254L49 253H36V257H32L31 255H30V253H20V248L18 247V246H16V247H14L13 248V244L12 243H10V245H11V247L12 248H10V247H8ZM78 243H79V246H78ZM87 243V244H86ZM113 243V244H112ZM171 243H173L172 245H171ZM176 243V244H175ZM208 243V244H207ZM235 243V244H234ZM81 244V245H80ZM128 244V245H127ZM175 244V245H174ZM184 244V245H183ZM205 244V245H204ZM214 244V245H213ZM221 244V245H220ZM230 244V245H229ZM245 244V245H244ZM248 244V245H247ZM120 245V246H119ZM144 245V246H143ZM161 245V246H160ZM177 245V246H176ZM179 245V246H178ZM200 245V246H199ZM202 245V246H201ZM205 247H204V246ZM235 247H234V246ZM240 245V246H239ZM261 245V246H260ZM174 246V247H173ZM191 248H190V247ZM196 246V247H195ZM219 246H221V247H219ZM251 246H253V247H251ZM258 246V247H257ZM124 247V248H123ZM181 247V248H180ZM210 247V248H209ZM218 247H219V249H218ZM222 247H224V248H222ZM227 247L230 249H228L227 250ZM231 247V248H230ZM237 247V248H236ZM250 247V248H249ZM255 247V248H254ZM263 247V248H262ZM175 248V249H174ZM185 248V249H184ZM198 248V249H197ZM200 248H202V249H200ZM244 248V249H243ZM257 248V249H256ZM259 248V249H258ZM127 249V250H126ZM147 249V250H146ZM169 249V250H168ZM182 249V251H180ZM212 249V250H211ZM225 249V250H224ZM232 249V250H231ZM247 249H249L248 251H247ZM252 249V250H251ZM198 250V251H197ZM214 250V251H213ZM233 250H235V251H233ZM245 250V251H244ZM191 251H192V253H191ZM227 251H229V252H227ZM241 251V252H240ZM255 251V252H254ZM257 251V252H256ZM73 252V253H72ZM144 252V253H143ZM216 252H218V254H216ZM220 252V253H219ZM235 254H234V253ZM253 254V256H252V254ZM259 252V253H258ZM263 252V253H262ZM134 253V254H133ZM225 254V256H224V254ZM233 253V254H232ZM238 254V256L240 257H242L243 256V258L244 259H242L241 257H240V259H239V257H237V254ZM258 253V254H257ZM262 255H261V254ZM75 256H74V255ZM103 254V255H102ZM168 254V255H167ZM198 254V255H197ZM256 254V256H254ZM260 254V255H259ZM79 255V256H78ZM93 255V256H92ZM191 255H193V256H191ZM220 255V257H218ZM233 255H235V256H233ZM246 255V256H245ZM177 256H179V257H177ZM197 256V257H196ZM223 256V257H222ZM78 257V258H77ZM83 257V258H82ZM90 257V258H89ZM94 257V258H93ZM193 257V258H192ZM209 257V258H208ZM233 257H235V258H233ZM254 259H253V258ZM255 257H256V259H255ZM261 257V258H260ZM263 257V258H262ZM85 258H87V259H85ZM104 258V259H103ZM201 258V259H200ZM229 258V259H228ZM236 258H238V259H236ZM262 259V260H259V259ZM192 259V260H191ZM223 260V261H221V260ZM242 259V260H241ZM257 259H258V261H257ZM54 260V261H53ZM82 260V261H81ZM175 260H177V261H175ZM211 260V261H210ZM214 260H215V262H214ZM230 260V261H229ZM234 262H233V261ZM252 260V261H251ZM175 261V262H174ZM219 261H221V263L219 262ZM84 262V263H83ZM206 262V263H205ZM239 262V263H238Z\"/></svg>",
  "mask_w": 264,
  "mask_h": 264
},
{
  "label": "bare ground",
  "instance_id": "obj_2",
  "mask_svg": "<svg viewBox=\"0 0 264 264\" xmlns=\"http://www.w3.org/2000/svg\"><path fill=\"white\" fill-rule=\"evenodd\" d=\"M1 1V0H0ZM5 1V0H4ZM3 1V2H4ZM16 1V0H15ZM32 0H30V2H31ZM45 1H47V0H45ZM56 1V0H55ZM55 1H53V2H55ZM79 2H80V0H78ZM106 1V0H105ZM111 1V0H110ZM115 1V0H114ZM119 0H117V2H118ZM144 1V0H143ZM152 1V0H151ZM192 1V0H191ZM205 1H207V0H205ZM220 1V0H219ZM219 1H217V0H215V2H219ZM237 1V0H236ZM261 1H263V0H261ZM261 1H260V3H261ZM19 2H20V0H19ZM18 2V3H19ZM25 2V1H24ZM28 2H29V0H28ZM42 2V1H41ZM50 2V1H49ZM52 2V1H51ZM57 2V1H56ZM59 2V1H58ZM93 2V1H92ZM95 2H96V0H95ZM98 2V1H97ZM96 2V3H97ZM112 2V1H111ZM139 2L141 3V5H142V2L141 1H138V5H140L139 4ZM162 2V1H161ZM231 2V1H230ZM241 2V1H240ZM257 2V1H256ZM256 2H255V4H256ZM1 3V2H0ZM27 3V2H26ZM39 3V2H38ZM37 3V5H40V4H38ZM45 3V2H44ZM67 3V2H66ZM85 3V2H84ZM113 3V2H112ZM122 3H124V2H122ZM126 3V2H125ZM155 3V2H154ZM208 3H209V1H208ZM228 3V2H227ZM237 3V2H236ZM259 3V2H258ZM9 4V3H8ZM12 4V3H11ZM20 4H23L24 5V3H22V2H20ZM30 4V3H29ZM51 4V3H50ZM54 4V3H53ZM107 4V3H106ZM170 4V3H169ZM215 4V3H214ZM223 4V3H222ZM240 4V3H239ZM1 5V4H0ZM46 5H47V3H46ZM65 5V4H64ZM76 5V4H75ZM74 5V6H75ZM90 5V4H89ZM117 5H119V4H117ZM128 5V4H127ZM133 5V4H132ZM150 5V4H149ZM165 5V4H164ZM175 5V4H174ZM249 5V4H248ZM262 5V4H261ZM260 5V6H261ZM263 5H264V3H263ZM2 6H3V4H2ZM9 6H11V5H9ZM17 6V5H16ZM20 6V5H19ZM32 6V5H31ZM41 6V5H40ZM43 6V5H42ZM41 6V7H42ZM54 6V5H53ZM59 6H61L60 4H59ZM58 6V7H59ZM77 6V5H76ZM86 6V5H85ZM88 6V5H87ZM86 6V7H87ZM102 6V5H101ZM107 6V5H106ZM105 6V7H106ZM129 6V5H128ZM136 6V5H135ZM143 6V5H142ZM148 6V5H147ZM191 6V5H190ZM228 6V5H227ZM233 6V5H232ZM241 6V5H240ZM247 6V5H246ZM257 6H258V4H257ZM8 7V6H7ZM13 7V6H12ZM18 7V6H17ZM21 7V6H20ZM34 7V6H33ZM40 7V8H41ZM49 7V6H48ZM62 7H63V5H62ZM64 7H66V6H64ZM68 7L70 8V6L68 5ZM82 7V6H81ZM131 7V6H130ZM141 7V6H140ZM150 7V6H149ZM184 7H185V4H184ZM222 7H223V5H222ZM247 7H249V6H247ZM14 8V7H13ZM26 8V7H25ZM29 9H30V7H28ZM28 8L26 9V10H28ZM51 8V7H50ZM71 8H73V7H71ZM75 8H77V7H75ZM75 8H73L74 10H76ZM104 8V7H103ZM112 8V7H111ZM116 8V7H115ZM120 8H122V7H120ZM127 8V7H126ZM134 8V7H133ZM132 8V9H133ZM137 8H138V6H137ZM160 8V7H159ZM162 8V7H161ZM192 8V7H191ZM227 8V7H226ZM230 9H231V7H229ZM233 8V7H232ZM240 7H238V9H239ZM242 8V7H241ZM240 8V9H241ZM251 8V7H250ZM264 8V7H263ZM2 9V8H1ZM4 9H5V6H4ZM3 9V10H4ZM8 9V8H7ZM44 9V8H43ZM46 9V8H45ZM48 9V8H47ZM58 9V8H57ZM57 9H55V10H57ZM62 9V8H61ZM63 9H65V8H63ZM83 9V8H82ZM90 9V8H89ZM93 9V8H92ZM97 9V8H96ZM95 9V10H96ZM117 9V8H116ZM129 9V8H128ZM138 9H140V8H138ZM144 9V8H143ZM163 9V8H162ZM243 9H244V7H243ZM248 9V8H247ZM247 9H246V11H247ZM256 9V8H255ZM2 10V11H3ZM31 10V9H30ZM40 10V9H39ZM53 10V9H52ZM66 10H68V8H66ZM73 10V11H74ZM87 10V9H86ZM126 10V9H125ZM130 10V9H129ZM141 10H142V8H141ZM176 10H177V8H176ZM183 10V9H182ZM206 10V9H205ZM231 10H234V9H231ZM230 10V11H231ZM249 10V9H248ZM11 11V10H10ZM34 11V10H33ZM33 11H32V13H33ZM45 11H47V10H45ZM48 11H51V10H48ZM81 11V10H80ZM94 11V10H93ZM98 11V10H97ZM121 11V10H120ZM131 11V10H130ZM146 11V10H145ZM158 11V10H157ZM236 11H237V9H236ZM250 11V15H252L251 13H252V11H251V9L249 10ZM258 11V10H257ZM260 11H262V9H260ZM1 12V11H0ZM8 12H9V9H8ZM12 12V11H11ZM35 12V11H34ZM64 12V11H63ZM71 12V11H70ZM90 12V11H89ZM91 12H92V10H91ZM176 12V11H175ZM186 12V11H185ZM210 12V11H209ZM213 12H215V11H213ZM234 12V11H233ZM244 12H245V9H244ZM243 12V13H244ZM256 12V11H255ZM10 13V12H9ZM28 13H30V11L28 12ZM67 13V12H66ZM87 13H88V11H87ZM95 13V12H94ZM102 13V12H101ZM108 13V12H107ZM114 13V12H113ZM119 13H122V12H119ZM128 13V12H127ZM137 13V12H136ZM181 13H183L182 11H181ZM192 13V12H191ZM212 13V12H211ZM240 13L242 14V10L240 11ZM263 13V12H262ZM5 14H7V12H5ZM18 14V13H17ZM17 14H13V15H17ZM35 14H36V12H35ZM38 14V13H37ZM40 14V13H39ZM50 14H52V13H50ZM49 14V16H51ZM55 14V13H54ZM62 14V13H61ZM67 14H69V13H67ZM96 14V13H95ZM138 14V13H137ZM145 14H147L146 12H145ZM214 14V13H213ZM212 14V15H213ZM225 14H227V13H225ZM230 14H233L232 12L230 13ZM235 14V13H234ZM245 14V16H246V12L244 13ZM264 14V13H263ZM8 15V14H7ZM10 15V14H9ZM47 15V14H46ZM79 15H80V13H79ZM78 15V16H79ZM84 15H85V13H84ZM89 15L90 14H88V18H89ZM105 16H106V14H104ZM109 15V14H108ZM116 15V14H115ZM142 15V14H141ZM228 15V14H227ZM236 15V14H235ZM239 15V14H238ZM249 15V16H250ZM259 15V14H258ZM57 16V15H56ZM66 16V15H65ZM90 16H92V15H90ZM99 16V15H98ZM103 16V15H102ZM143 16V15H142ZM231 16V15H230ZM229 16V17H230ZM239 16H241V15H239ZM242 16H244V15H242ZM248 16V15H247ZM18 17V16H17ZM60 17V16H59ZM76 17H77V15H76ZM81 17V16H80ZM83 17V16H82ZM85 17V16H84ZM108 17V16H107ZM122 17V16H121ZM124 17V16H123ZM141 17V16H140ZM173 17V16H172ZM250 17H252V16H250ZM249 17V18H250ZM255 17V16H254ZM253 17V18H254ZM3 18V17H2ZM8 18V17H7ZM35 18V17H34ZM41 19H42V17H40ZM57 18V17H56ZM62 18V17H61ZM66 18H68V19H71V18H69V17H67L66 16ZM72 18H74V16L72 17ZM95 18H96V15H95ZM111 18H113V17H111ZM142 18V17H141ZM225 17H223V19H224ZM227 19H228V17H226ZM234 18V16H232V19ZM237 18V17H236ZM247 18V17H246ZM43 19H44V17H43ZM75 19V18H74ZM81 19H83V18H81ZM86 19V18H85ZM104 19V18H103ZM114 19V18H113ZM112 19V20H113ZM143 19V18H142ZM156 19V18H155ZM159 19H161L160 17H159ZM163 19V18H162ZM239 19V18H238ZM241 19V18H240ZM239 19V20H240ZM252 19V18H251ZM250 19V20H251ZM256 19H258V17L256 18ZM263 19V18H262ZM7 20H9V19H7ZM48 20H49V17H48ZM101 20V19H100ZM106 20V19H105ZM108 20V21H107ZM106 21L107 22H109V19H107ZM116 20V19H115ZM120 20V19H119ZM118 20V21H119ZM147 20V19H146ZM145 20V21H146ZM218 20V19H217ZM222 20V19H221ZM229 20V19H228ZM243 20V19H242ZM245 20V19H244ZM249 20V19H248ZM4 21H6V20H4ZM28 21V20H27ZM40 21H42V20H40ZM45 21V20H44ZM63 21V20H62ZM79 21H80V19H79ZM83 21V23H85L84 22V20H82ZM87 21V20H86ZM92 21V20H91ZM104 21V20H103ZM114 21V20H113ZM144 21V22H145ZM225 21H227V20H225ZM235 21V20H234ZM233 21V22H234ZM255 21V20H254ZM2 22V21H1ZM13 22V21H12ZM19 22V21H18ZM34 22H37L36 20L34 21ZM46 22V21H45ZM50 22V21H49ZM49 22H48V24H49ZM57 22V21H56ZM77 22H78V20H77ZM97 22V21H96ZM102 22V21H101ZM107 22H105L106 24H107ZM154 22V21H153ZM153 22H151V21H149V23H153ZM212 22V21H211ZM252 22V21H251ZM258 22H259V20H258ZM260 22H261V20H260ZM4 23V22H3ZM17 23V22H16ZM38 23V22H37ZM36 23V24H37ZM110 23V22H109ZM118 24L120 23V22H117ZM123 23V22H122ZM121 23V24H122ZM158 23V22H157ZM181 23H182V21H181ZM208 23V22H207ZM229 23H230V21H229ZM231 23H232V21H231ZM236 23V22H235ZM243 23V22H242ZM246 23H248V22H245V24ZM255 22H253V24H254ZM257 23V22H256ZM263 23V22H262ZM262 23H260V24H262ZM19 24V23H18ZM20 24H21V22H20ZM28 24V23H27ZM41 24V23H40ZM46 24H47V22H46ZM89 24H91L90 22H89ZM105 24V25H106ZM153 24H156V23H153ZM212 24V23H211ZM224 24V23H223ZM241 24V23H240ZM251 24V23H250ZM14 25V24H13ZM31 25V24H30ZM42 25V24H41ZM44 25V24H43ZM72 25V24H71ZM74 25V24H73ZM80 25V24H79ZM78 25V26H79ZM81 25H83V24H81ZM130 25V24H129ZM129 25H127V26H129ZM149 25V24H148ZM236 25V24H235ZM239 25V24H238ZM252 25V24H251ZM263 25V24H262ZM16 26L18 27V25L16 24ZM50 27H51V25H49ZM63 26H65V25H63ZM70 25H68V27H69ZM77 26V25H76ZM87 26V25H86ZM97 26V25H96ZM96 26H94V27H96ZM171 26V25H170ZM181 26H183V25H181ZM222 26V25H221ZM231 26V25H230ZM240 26V25H239ZM249 26V25H248ZM258 26V25H257ZM264 26V25H263ZM21 27V26H20ZM42 27V26H41ZM44 27V26H43ZM53 27H54V23H53ZM58 27V26H57ZM61 27H62V25H61ZM74 27V26H73ZM93 27V26H92ZM102 27V26H101ZM104 27V26H103ZM108 27V26H107ZM109 27H110V25H109ZM112 27V26H111ZM131 27V26H130ZM146 27H150V26H147V24H146ZM152 27H153V25H152ZM162 27V26H161ZM210 27V26H209ZM225 27V26H224ZM244 27H245V25H244ZM244 27H242L243 29H244ZM251 27V26H250ZM19 28V27H18ZM28 28H29V26H28ZM44 28H46V27H44ZM65 28H66V26H65ZM89 28V27H88ZM100 28V27H99ZM155 28V27H154ZM156 28H158V27H156ZM163 28V27H162ZM173 28V27H172ZM212 27H210V29H211ZM223 28V27H222ZM221 28V29H222ZM226 29H228L227 27H225ZM248 28V27H247ZM256 28V27H255ZM259 28H260V26H259ZM264 28V27H263ZM3 29V28H2ZM38 29V28H37ZM42 29V28H41ZM40 29V30H41ZM48 29H49V27H48ZM47 29V30H48ZM53 29V28H52ZM69 29V28H68ZM76 29V28H75ZM78 29H79V27H78ZM82 29V28H81ZM98 29V28H97ZM103 29H105V28H103ZM143 29H145V26H144V28ZM205 29H207V28H205ZM233 29H234V27H233ZM261 29H262V27H261ZM30 30V29H29ZM28 30V31H29ZM61 30H63L62 28H61ZM72 30H74V29H72ZM71 30V31H72ZM113 29L111 28V31H112ZM116 30H117V28H116ZM122 30V29H121ZM147 30V29H146ZM152 30V29H151ZM158 30V29H157ZM160 30V29H159ZM158 30V31H159ZM176 30V29H175ZM174 30V31H175ZM183 30V29H182ZM185 30V29H184ZM184 30H183V32H184ZM200 30V29H199ZM220 30V29H219ZM224 30V29H223ZM237 30V29H236ZM235 30V31H236ZM247 30H250V28L249 29H247ZM264 30V29H263ZM262 30V31H263ZM1 31V30H0ZM19 31H21V30H19ZM53 31V30H52ZM66 31V30H65ZM75 31H77V29L75 30ZM79 31V30H78ZM95 31H96V29H95ZM123 31V30H122ZM121 31V32H122ZM150 31V30H149ZM156 30H154V32H155ZM157 31V32H158ZM162 31V30H161ZM160 31V32H161ZM170 31V30H169ZM191 31H192V29H191ZM216 31V30H215ZM218 31V30H217ZM222 31V30H221ZM225 31V30H224ZM228 31V30H227ZM238 31H240V30H238ZM11 32H12V30H11ZM30 32V31H29ZM38 32V31H37ZM43 32H45V31H43ZM42 32V34H44ZM55 32V31H54ZM58 32H59V29H58ZM93 32V31H92ZM100 32V31H99ZM109 32V31H108ZM117 32H118V30H117ZM116 32V33H117ZM124 32H126V31H124ZM127 32H129V34H130V31L128 30ZM151 32V31H150ZM156 32V33H157ZM167 32V31H166ZM166 32H165V34H166ZM180 32V31H179ZM208 32H209V30H208ZM226 32V31H225ZM244 32V31H243ZM66 33H67V31H66ZM74 33V32H73ZM78 33V32H77ZM88 33V32H87ZM97 33V32H96ZM138 33V32H137ZM145 33V32H144ZM162 33H164L163 31H162ZM161 33V34H162ZM185 33H187V31L185 32ZM212 33V32H211ZM214 33V32H213ZM217 33V32H216ZM218 33H220V32H218ZM230 33V32H229ZM231 33H232V30H231ZM248 32H246L245 34H247ZM255 33V32H254ZM8 34V33H7ZM47 34H49L50 35V33L49 32H47ZM55 34H56V32H55ZM61 34V33H60ZM59 34V35H60ZM98 34V33H97ZM119 34V33H118ZM133 34V33H132ZM139 34L140 35H142L140 32H139ZM148 34V33H147ZM146 34V35H147ZM155 34V33H154ZM160 34V35H161ZM164 34V35H165ZM201 34H203V33H201ZM236 34V33H235ZM238 34H240V33H238ZM237 34V35H238ZM261 34V33H260ZM30 35V34H29ZM36 35V34H35ZM58 35V34H57ZM56 35V36H57ZM62 36L64 35V34H61ZM89 35V34H88ZM100 35V34H99ZM114 35V34H113ZM134 35V34H133ZM157 35H159V33L157 34ZM163 35V34H162ZM169 35V34H168ZM172 35H173V33H172ZM205 35V34H204ZM213 35V34H212ZM211 35V36H212ZM218 35V34H217ZM217 35H216V37H217ZM233 35V34H232ZM241 35V34H240ZM247 35H249V34H247ZM256 35H258V34H256ZM5 36V35H4ZM4 36H0V76H1V74L2 73H6L5 74V82H4V80H3V82H4V85H2V87H0V110H2L3 108H2V106L3 105H6L7 103H6V101H8V100H10V98H9V94H8V96H5L9 91H10V89H12V87H16V85L18 86L19 85V83H21V81H23L22 80V78L20 77V76H22L23 75V71H22V64H23V62L26 60V58H27V43L28 42H23L22 40H20V38H17V37H14V35H12V36H6V37H4ZM28 36V35H27ZM32 36H33V34H32ZM48 36V35H47ZM50 36H52V35H50ZM78 36V35H77ZM92 36V35H91ZM95 36V35H94ZM97 36V35H96ZM109 36V35H108ZM116 36V35H115ZM118 36V35H117ZM139 36V35H138ZM170 36V35H169ZM176 36V35H175ZM175 36H174V38H175ZM181 36H182V33H181ZM222 35H220V37H221ZM223 36H224V34H223ZM239 36V35H238ZM252 36H253V34H252ZM259 36V35H258ZM69 37V36H68ZM67 37V38H68ZM135 37H137V36H135ZM155 37V36H154ZM182 37H184V36H182ZM220 37H219V39H220ZM225 37H228V35L227 36H225ZM235 37V36H234ZM243 37H244V35H243ZM247 37V36H246ZM254 37V36H253ZM256 37V36H255ZM35 38V37H34ZM63 38V37H62ZM66 38V37H65ZM92 38V37H91ZM94 38V37H93ZM109 38V37H108ZM112 38V37H111ZM121 38V37H120ZM123 38V37H122ZM146 38V37H145ZM170 38V37H169ZM208 38V37H207ZM207 38H202L203 40H204V43H205V48H204V50H203V52H211V51H209V50H211L212 48H214V45L216 44L217 45V42L215 43V44H213L214 42H211V40L209 41ZM213 38V37H212ZM211 38V39H212ZM215 38V37H214ZM223 38V37H222ZM229 38V37H228ZM231 38V37H230ZM32 39V38H31ZM39 39H41V38H39ZM51 39H52V37H51ZM55 39V38H54ZM59 39V38H58ZM71 39V38H70ZM100 39V38H99ZM107 39V38H106ZM127 39V38H126ZM218 39V38H217ZM237 39V38H236ZM235 39V41H237ZM239 39H241V37L239 38ZM243 39H245V37L243 38ZM248 39V38H247ZM262 39L263 38H261V40L259 41V42H261L262 41ZM77 40H79V37H78V39ZM90 40V39H89ZM92 40V39H91ZM101 41H103L104 39H100ZM100 40H99V42H100ZM111 40V39H110ZM131 40V39H130ZM149 40H150V38H149ZM154 40V39H153ZM159 40H160V37H159ZM166 40V39H165ZM176 40V39H175ZM213 40V39H212ZM249 40H251V37H250V39ZM264 40V39H263ZM94 41V40H93ZM96 41V40H95ZM94 41V42H95ZM108 41H109V39H108ZM108 41H106V42H108ZM118 41V40H117ZM213 41H215V40H213ZM226 41H227V39H226ZM257 41V40H256ZM255 41V42H256ZM59 42V41H58ZM61 42V41H60ZM62 42H63V40H62ZM61 42V43H62ZM79 42V41H78ZM81 42V41H80ZM97 42V41H96ZM95 42V44L94 45H97V43ZM104 42V41H103ZM113 42V41H112ZM126 41H124V42H122V43H125ZM130 42V41H129ZM128 42V43H129ZM138 42V41H137ZM151 42V41H150ZM180 42V41H179ZM224 42V41H223ZM228 42V41H227ZM244 42H246L245 40H244ZM252 42V41H251ZM258 42V43H259ZM54 43H55V41H54ZM71 43V42H70ZM74 43V42H73ZM81 43H83V42H81ZM101 43V42H100ZM105 43V42H104ZM103 43V44H104ZM118 43V42H117ZM116 43V44H117ZM131 43V42H130ZM160 43V42H159ZM171 43V42H170ZM221 43V42H220ZM229 43V42H228ZM233 44H234V42H232ZM236 43V42H235ZM239 43V42H238ZM253 43V42H252ZM262 43V42H261ZM264 43V42H263ZM44 44V43H43ZM86 45H87V43H85ZM89 44V43H88ZM102 44V43H101ZM114 44V43H113ZM149 44V43H148ZM148 44H147V47H149L148 46ZM165 44H167V43H165ZM180 44V43H179ZM222 44V43H221ZM221 44H218L217 46H219V45H221ZM237 44V43H236ZM241 44L242 45H244V43H242L241 42ZM246 44V43H245ZM247 44H249V43H247ZM39 45V44H38ZM71 45V44H70ZM77 45V44H76ZM79 45H81L80 43H79ZM111 45V44H110ZM125 45V44H124ZM137 45H138V43H137ZM161 45V44H160ZM163 45V44H162ZM161 45V46H162ZM168 46H169V43L167 44ZM187 45V44H186ZM225 45V44H224ZM232 45V44H231ZM250 45V44H249ZM252 45V44H251ZM250 45V46H251ZM256 45H257V42H256ZM264 45V44H263ZM262 45V46H263ZM52 46V45H51ZM68 46V45H67ZM92 46H93V44H92ZM104 46H105V44H104ZM152 46V45H151ZM154 46V45H153ZM152 46V47H153ZM223 46V45H222ZM222 46H220L221 47V49L223 48ZM227 46V45H226ZM228 46H229V44H228ZM253 47H254V45H252ZM258 46H259V44H258ZM42 47V46H41ZM47 47V46H46ZM55 47V46H54ZM82 47V46H81ZM95 47V46H94ZM100 47H102V46H100ZM106 47V46H105ZM110 47V46H109ZM121 47V46H120ZM164 47V46H163ZM167 46H165L164 48H166ZM172 47V46H171ZM174 47V46H173ZM185 47V46H184ZM238 47H239V45H238ZM242 47V46H241ZM261 47V46H260ZM56 48V47H55ZM65 48V47H64ZM67 48V47H66ZM89 49H90V47H88ZM93 48V47H92ZM96 48V47H95ZM98 48H99V46H98ZM143 48V47H142ZM144 48H145V46H144ZM162 48V47H161ZM185 48H187V46L185 47ZM228 48V47H227ZM235 49H236V46L234 47ZM242 48H244V47H242ZM241 48V49H242ZM249 48V47H248ZM255 48V47H254ZM257 48V47H256ZM262 48V47H261ZM263 48H264V46H263ZM114 49H116V48H114ZM120 49H122V48H120ZM125 49V48H124ZM150 50H151V48H149ZM154 50H155V47L153 48ZM219 49V48H218ZM218 49H216V51L218 50ZM224 49V48H223ZM222 49V50H223ZM229 49V48H228ZM238 49V48H237ZM247 49V48H246ZM43 50V49H42ZM50 50V49H49ZM56 50H57V48H56ZM68 50V49H67ZM71 50H74V49H71ZM79 50V49H78ZM81 50V49H80ZM82 50H84V49H82ZM144 50V49H143ZM142 50V51H143ZM166 50H168L167 48H166ZM230 50H232V47H231V49ZM243 50V49H242ZM241 50V51H242ZM253 50H255V49H253ZM252 50V51H253ZM264 50V49H263ZM51 51H53L54 52V49L53 50H51ZM90 51V50H89ZM105 51H106V49H105ZM117 51V50H116ZM138 51V50H137ZM145 51H146V49H145ZM156 51V50H155ZM185 51V50H184ZM224 51H226V49H224ZM223 51V52H224ZM234 51V50H233ZM233 51H231V52H233ZM256 51V50H255ZM257 51H259V50H257ZM261 51V50H260ZM59 52H60V50H59ZM70 52V51H69ZM82 52H84V51H82ZM88 52V51H87ZM122 52V51H121ZM134 52V51H133ZM152 52V51H151ZM179 52V51H178ZM215 52V51H214ZM214 52L212 51V53L214 54ZM218 52V51H217ZM222 52V51H221ZM239 52V51H238ZM243 52V51H242ZM249 52V51H248ZM248 52H247V54H248ZM47 53V52H46ZM55 53H56V51H55ZM67 53H68V51H67ZM100 53V52H99ZM102 53V52H101ZM129 53V52H128ZM139 53V52H138ZM153 53H155V52H153ZM163 53V51L161 52V54ZM172 53V52H171ZM174 53H176V52H174ZM187 53V52H186ZM185 53V54H186ZM189 53V52H188ZM190 53H192L191 52V50H190ZM219 53H220V51H219ZM230 53V52H229ZM246 53V52H245ZM255 53H257V52H255ZM51 54V53H50ZM57 54V53H56ZM59 54V53H58ZM66 54V53H65ZM81 54V53H80ZM118 54V53H117ZM116 54V55H117ZM123 54V53H122ZM121 54V55H122ZM141 54H143V53H141ZM148 54V53H147ZM151 54V53H150ZM157 54V53H156ZM165 54V53H164ZM163 54V55H164ZM167 54V53H166ZM216 54V53H215ZM231 54V53H230ZM235 54H237V53H235ZM250 54V53H249ZM253 54H254V52H253ZM257 54H259V53H257ZM256 54V55H257ZM262 54V53H261ZM264 54V53H263ZM49 55V54H48ZM60 55V54H59ZM78 55V54H77ZM83 55V54H82ZM116 55H115V57H116ZM130 55V54H129ZM145 55V54H144ZM149 55V54H148ZM155 55V54H154ZM169 55H170V53H169ZM178 55V54H177ZM187 55H189V54H187ZM239 55V54H238ZM237 55V56H238ZM251 55V54H250ZM255 55V56H256ZM53 56V55H52ZM65 56H67V55H65ZM75 56V55H74ZM92 56H93V54H92ZM99 56V55H98ZM106 56V55H105ZM108 56V58H109V55H107ZM118 56H119V54H118ZM125 56H127V55H125ZM146 56V55H145ZM159 56H160V54H159ZM166 56V55H165ZM173 56V55H172ZM182 56V55H181ZM183 56H185V55H183ZM191 56V55H190ZM195 56H196V54H195ZM197 56H199V55H197ZM216 56V55H215ZM214 56V57H215ZM222 56V55H221ZM224 56V55H223ZM222 56V58H223V61H225L224 60V57ZM226 56V55H225ZM263 56V55H262ZM41 57V56H40ZM64 57V56H63ZM83 57V56H82ZM87 57V56H86ZM97 57V56H96ZM130 57V56H129ZM152 57V56H151ZM164 57V56H163ZM171 57V56H170ZM169 57V58H170ZM174 57V56H173ZM172 57V58H173ZM179 57V56H178ZM177 56L175 57V58H178ZM192 57H194V56H192ZM218 57H219V55H218ZM231 57V56H230ZM230 57H229V59H230ZM253 57V56H252ZM38 58V57H37ZM36 58V59H37ZM45 58V57H44ZM87 58H89V57H87ZM91 58V57H90ZM104 58V57H103ZM140 58V57H139ZM142 58H144V57H142ZM181 58V57H180ZM183 58V57H182ZM191 58V57H190ZM195 58V57H194ZM199 58V57H198ZM201 58V57H200ZM226 58V57H225ZM235 58V57H234ZM239 58V57H238ZM244 58H246L245 56H244ZM251 58V57H250ZM249 58V59H250ZM258 57L256 56V58H255V60H252V61H257L256 59H257ZM259 58H261L260 56H259ZM258 58V59H259ZM40 59H42V58H40ZM64 59V58H63ZM68 59V58H67ZM71 59V58H70ZM85 59V58H84ZM101 58L99 57V60H100ZM105 59V58H104ZM112 59V58H111ZM116 59V58H115ZM114 59V60H115ZM118 59L119 58H117L116 60H117V62H118ZM120 59H122V58H120ZM145 59H147V58H145ZM152 59V58H151ZM154 59L155 58H153V61H154ZM158 59V58H157ZM168 59V58H167ZM174 59V58H173ZM208 59V58H207ZM207 59H206V61H207ZM242 59H243V57H242ZM248 59V58H247ZM262 59V58H261ZM57 60V59H56ZM72 60V59H71ZM88 60V59H87ZM90 60V59H89ZM91 60H92V58H91ZM94 60V59H93ZM101 60H103V59H101ZM123 60V59H122ZM160 60V59H159ZM163 60V59H162ZM161 60V61H162ZM166 60V59H165ZM205 60V59H204ZM220 60V59H219ZM236 60V59H235ZM238 60V62H239V59H237ZM236 60V61H237ZM241 60V59H240ZM264 60V59H263ZM35 61H37V60H35ZM44 60H42V62H43ZM53 61V60H52ZM64 61V60H63ZM74 61V60H73ZM105 61H107V60H105ZM128 61V60H127ZM142 61V60H141ZM168 60H166V62H167ZM181 61V60H180ZM184 61V60H183ZM198 61V60H197ZM242 61V60H241ZM240 61V62H241ZM245 61V60H244ZM67 62V61H66ZM71 62V61H70ZM75 62V61H74ZM100 62V61H99ZM104 62V61H103ZM102 62V64H104ZM114 62V61H113ZM130 62V61H129ZM132 62H134V61H132ZM143 62H145L144 60H143ZM148 62V61H147ZM146 62V63H147ZM165 61H163L162 63H164ZM165 62V63H166ZM186 62H188L187 60H186ZM191 62H193V61H191ZM203 62V61H202ZM209 62H211V61H209ZM215 62H217V61H215ZM225 62H227V61H225ZM225 62H223L222 63V65L220 64V63H218V65L220 64L221 65V69H218V68H220V67H218L213 73H212V78H213V82H214V89L212 88L211 90L213 91H215V93H219L220 92V94H222L221 92L223 91V88H224V82H226V81H224V78H226L225 77V75L226 74H229L230 73V71H231V69H233L232 67H230V65L228 66L227 64H225L224 65V63ZM239 62V64H241ZM258 62V61H257ZM261 62V61H260ZM38 63V62H37ZM101 63V62H100ZM112 63V62H111ZM119 63V62H118ZM124 63H125V61H124ZM139 63V62H138ZM137 63V64H138ZM152 63V62H151ZM160 63V62H159ZM165 63H164V65H165ZM204 63V62H203ZM232 62H231V60H230V63H229V61H228V64H231ZM246 63V62H245ZM247 63H248V61H247ZM246 63V64H247ZM88 64V63H87ZM122 64V63H121ZM154 64H157V63H154ZM168 64H169V62H168ZM177 64V63H176ZM181 64H183V63H181ZM185 64V63H184ZM194 64V63H193ZM198 64H199V61H198ZM213 64V63H212ZM215 64V63H214ZM254 64H258V63H254ZM34 65V64H33ZM44 65V64H43ZM64 65V64H63ZM68 65V64H67ZM78 65V64H77ZM82 65V64H81ZM84 65V64H83ZM82 65V66H83ZM96 65V64H95ZM101 65V64H100ZM110 65V64H109ZM112 65H113V63H112ZM127 65H129V64H127ZM144 65H145V63H144ZM186 65V64H185ZM188 65L189 64H187V67H188ZM191 65V64H190ZM197 65V64H196ZM195 65V66H196ZM204 65V64H203ZM207 65H209L208 64V62L206 63V66ZM211 65V64H210ZM217 65V66H218ZM233 65V64H232ZM258 65H260V64H258ZM26 66V65H25ZM54 66V65H53ZM57 66V65H56ZM78 66H80V64L78 65ZM97 66V65H96ZM119 66V68L121 69V67H120V65H118ZM140 66V65H139ZM138 66V67H139ZM152 66H154V65H152ZM170 66V65H169ZM173 66V65H172ZM195 66H193V67H195ZM198 66V65H197ZM202 66V65H201ZM251 66V65H250ZM249 66V67H250ZM253 66V68L255 67V69H256V65H252ZM260 66H262V67H264V62L260 65ZM260 66H259V68H260ZM39 67V66H38ZM48 67V66H47ZM46 67V68H47ZM61 67V66H60ZM65 67V66H64ZM74 67V66H73ZM92 67V66H91ZM104 67V66H103ZM129 67V66H128ZM135 67V66H134ZM142 67V66H141ZM141 67H139V68H141ZM149 67H151V66H149ZM156 67V66H155ZM155 67H154V69H155ZM158 67V66H157ZM160 67H161V65H160ZM176 67V66H175ZM179 67V66H178ZM213 67V66H212ZM214 67H215V65H214ZM222 67H223V70H222ZM234 67V66H233ZM235 69L237 70L236 72H238L239 73V71L240 72H243V73H245L246 75H247V79H253V80H255L254 78L258 75V74H260V79L259 80H261V78L263 77V75H264V68L261 70H258V71H256L255 70V72H250V70H249V68L247 69V67H248V65L246 66V65H238V66H236L235 65ZM261 67V68H262ZM45 68V67H44ZM71 68V67H70ZM99 68V67H98ZM106 68L108 69V67L106 66ZM126 68V67H125ZM168 68V67H167ZM166 68V69H167ZM174 68V67H173ZM177 68V67H176ZM180 68H181V66H180ZM185 68V67H184ZM196 68V67H195ZM205 68V67H204ZM207 68V67H206ZM252 68V69H253ZM49 69V68H48ZM51 69H54V68H51ZM85 69V68H84ZM102 69V68H101ZM114 69H115V67H114ZM148 69V68H147ZM203 69V68H202ZM208 69H209V67H208ZM251 69V68H250ZM31 70V69H30ZM29 70V71H30ZM36 70V69H35ZM55 70V69H54ZM58 70V69H57ZM64 70H65V68H64ZM75 70V69H74ZM93 70V69H92ZM108 70H110V69H108ZM122 70V69H121ZM131 70V69H130ZM129 70V71H130ZM135 70L137 71V69H136V67H135ZM141 70V69H140ZM150 69H148V71H149ZM152 70V69H151ZM158 70V69H157ZM163 71H164V69H162ZM184 70V69H183ZM188 70H190V69H188ZM207 70V69H206ZM206 70H205V73H206ZM211 70V71H212ZM31 71H33V70H31ZM39 71H41V70H39ZM59 71V70H58ZM62 71V70H61ZM77 71V70H76ZM90 71H91V68H90ZM102 71V70H101ZM103 71H104V69H103ZM128 71V70H127ZM127 71H126V73H127ZM128 71V72H129ZM146 71V70H145ZM148 71H147V74H148ZM159 71V70H158ZM157 71V72H158ZM187 71V70H186ZM186 71H184V72H186ZM193 71H194V69H193ZM192 71V72H193ZM201 71V70H200ZM38 72V71H37ZM44 72H45V70H44ZM50 72V71H49ZM75 71H73V73H74ZM82 72H83V70H82ZM105 72H106V70H105ZM108 72V71H107ZM120 72V71H119ZM124 72L125 71H123L122 73L124 74ZM138 72V71H137ZM142 72V71H141ZM144 72V71H143ZM154 72V71H153ZM162 72V71H161ZM170 72L172 73V71L170 70ZM180 71H178V73H179ZM184 72H182V73H184ZM191 72V71H190ZM196 72V71H195ZM203 72V71H202ZM201 72V73H202ZM207 72H208V70H207ZM210 72V71H209ZM229 72V73H228ZM233 72V71H232ZM262 72V73H261ZM8 73V74H7ZM25 73V72H24ZM33 73V72H32ZM42 73V72H41ZM63 73V72H62ZM67 73H69L70 74V72H67ZM99 73V72H98ZM133 73V72H132ZM136 73V72H135ZM163 73V72H162ZM171 73H170V75H171ZM174 73V72H173ZM177 73V72H176ZM187 73H189V71L187 72ZM187 73H185L186 74V76H188L187 75ZM205 73H204V75H205ZM211 73V72H210ZM210 73H208L209 75H210ZM235 73V72H234ZM237 73V74H238ZM243 73H241L240 75H242ZM22 74V75H21ZM25 74H27V73H25ZM24 74V75H25ZM46 74V73H45ZM56 74V73H55ZM59 74V73H58ZM68 74V75H69ZM75 74H77V73H75ZM82 74V73H81ZM89 74V73H88ZM108 74H109V72H108ZM110 74H111V72H110ZM129 74H130V72H129ZM140 74V73H139ZM150 74H152V72L150 73ZM192 74V73H191ZM196 74V73H195ZM207 74V75H208ZM233 74V73H232ZM23 75V76H24ZM37 75V74H36ZM44 75V74H43ZM57 75V74H56ZM55 75V76H56ZM68 75H66V76H68ZM74 75V74H73ZM102 75H103V73H102ZM116 75V74H115ZM120 75H122V74H120ZM120 75H118L119 77H121L122 78V76H120ZM125 75V74H124ZM132 75V74H131ZM142 75V74H141ZM143 75H144V73H143ZM142 75V76H143ZM146 75V74H145ZM145 75H144V78H145ZM153 75V74H152ZM162 75H164V74H162ZM162 75H160V76H162ZM166 75V74H165ZM174 75V74H173ZM176 75V74H175ZM181 75V74H180ZM190 75V74H189ZM194 75V74H193ZM192 75V76H193ZM207 75H205V76H207ZM235 75H236V73H235ZM239 75V74H238ZM40 77H41V74L39 75ZM76 76V75H75ZM79 76H80V74H79ZM78 76V77H79ZM100 76V75H99ZM107 76V75H106ZM109 76V75H108ZM135 76V75H134ZM154 76V75H153ZM168 76V75H167ZM191 76V75H190ZM2 77V76H1ZM44 77V76H43ZM51 77V76H50ZM64 77V76H63ZM69 77H71V76H69ZM74 77V76H73ZM129 77H131V76H129ZM151 77V76H150ZM155 78H156V76H154ZM154 77H152V78H154ZM194 77H195V75H194ZM198 77H199V75H198ZM233 77V76H232ZM243 77H244V75H243ZM250 77V78H249ZM28 78V77H27ZM46 78H47V74H46ZM48 78H49V76H48ZM55 77H53V79H54ZM68 78V77H67ZM67 78H65V79H67ZM92 78V77H91ZM98 78V77H97ZM101 78V77H100ZM111 78H112V76H111ZM116 78V77H115ZM131 78H133V77H131ZM130 78V79H131ZM136 78V77H135ZM138 78H139V76H138ZM137 78V79H138ZM141 78V77H140ZM148 78V77H147ZM167 78V77H166ZM171 78V77H170ZM169 78V79H170ZM184 78H186V77H184ZM191 78V77H190ZM200 78V77H199ZM234 78V77H233ZM232 78V79H233ZM239 78V77H238ZM3 79V78H2ZM31 79H33V78H31ZM36 79H38L37 77H36ZM35 79V80H36ZM60 79H61V77H60ZM73 79V78H72ZM76 79V78H75ZM79 79H80V77H79ZM89 79V78H88ZM112 79H114V78H112ZM124 79V78H123ZM235 79V78H234ZM244 79H246L245 77H244ZM244 79H242L243 80V82H241V81H239V82H237L236 83V85H235V87L233 88V89H231V91L234 93V95H233V98L235 99V102H236V104H237V106H234L233 108H230L231 110H229V112H230V114L232 115V118H233V121H231L232 123H233V125L234 124H236V119H238V121H240L239 123L241 124V122H242V119H243V117H242V119H239V118H237V115H238V113H239V111H240V104L244 107V113L246 112L245 111V109L247 108V113L248 114H250V115H252V114H254V113H256L257 111H261V110H263L264 111V86H259V94L258 95H256V96H258L257 97V104H256V106H250V105H252V103L251 102H253L254 100V98L252 99L253 101H251L250 102V98L249 97H247V95H246V97H245V95H244V91H246L245 90V87H244V84L243 83H245V80ZM246 79V80H247ZM257 79V78H256ZM257 79V80H258ZM40 80V79H39ZM45 80V79H44ZM47 80H49V79H47ZM56 80V79H55ZM93 80H94V78H93ZM116 80V79H115ZM144 81H146V79H143ZM148 80V79H147ZM172 80V79H171ZM181 80H184L183 79V74H182V79ZM186 80H187V78H186ZM192 80V79H191ZM195 80V79H194ZM202 80H203V78H202ZM205 80V79H204ZM204 80H203V82H204ZM208 80V79H207ZM210 80H212V79H210ZM228 80V79H227ZM240 80H241V78H240ZM28 81H30V79L28 80ZM37 81V80H36ZM63 81V80H62ZM67 81V80H66ZM70 81V80H69ZM73 81H74V79H73ZM81 81V80H80ZM79 81V82H80ZM84 81V80H83ZM82 81V82H83ZM91 81V80H90ZM97 81V80H96ZM128 81H129V79H128ZM134 81V80H133ZM140 81V80H139ZM154 81H156V80H154ZM159 81V80H158ZM175 81V80H174ZM177 81V80H176ZM188 81V80H187ZM193 81V80H192ZM201 81V80H200ZM206 81V80H205ZM224 81V82H223ZM230 81V80H229ZM232 81H235V80H232ZM248 81V80H247ZM256 81V80H255ZM262 81H263V79H262ZM45 82V81H44ZM50 82V81H49ZM75 82V81H74ZM73 82V83H74ZM95 82V81H94ZM109 82H110V80H109ZM120 82V81H119ZM138 82V81H137ZM148 82H150L149 80H148ZM157 82V81H156ZM168 82H170V81H168ZM194 82V81H193ZM193 82H190V83H193ZM197 82H198V80H197ZM208 82V81H207ZM236 82V81H235ZM25 83H28V82H25ZM47 83V82H46ZM55 83V82H54ZM64 83V82H63ZM67 83H68V81H67ZM78 83V82H77ZM88 83V82H87ZM103 83V82H102ZM101 83V84H102ZM110 83H112V82H110ZM125 83H126V81H125ZM129 83H133V82H130L129 81ZM141 83V82H140ZM151 83V82H150ZM175 83V82H174ZM186 83V82H185ZM199 83V82H198ZM204 83H206V82H204ZM210 83H212V81H210ZM254 83V82H253ZM253 83H252V85H253ZM258 83H259V81H258ZM263 83H264V81H263ZM29 84V83H28ZM27 84V85H28ZM31 84V83H30ZM34 84V83H33ZM68 84H70V83H68ZM72 84V83H71ZM83 84H84V82H83ZM82 84V85H83ZM107 84V83H106ZM120 84V83H119ZM137 84V83H136ZM135 84V86H137ZM144 84V87H146L145 86V84L146 83H143ZM159 84V83H158ZM172 84V83H171ZM177 84V83H176ZM188 84H189V81H188ZM22 85H23V82H22ZM42 85V84H41ZM52 85V84H51ZM61 85V84H60ZM65 85V84H64ZM89 85V84H88ZM94 85V84H93ZM113 85H115L114 83H113ZM118 85V84H117ZM142 85V84H141ZM165 85H166V83H165ZM168 85H169V83H168ZM175 85V84H174ZM183 85V84H182ZM200 85H202V82H201V84ZM211 85V84H210ZM246 85V84H245ZM250 85V84H249ZM248 85V86H249ZM252 85H250V87L252 86ZM255 85V84H254ZM259 85H261V82H260V84ZM20 86V85H19ZM30 86H32V84L30 85ZM56 86H59L58 84L56 85ZM62 86V85H61ZM69 86V85H68ZM131 86V85H130ZM134 86V85H133ZM138 86H139V84H138ZM138 86H137V89H138ZM143 86V85H142ZM173 86V85H172ZM186 86H189V85H186ZM185 86V87H186ZM191 86V85H190ZM189 86V87H190ZM198 86V85H197ZM208 86V85H207ZM25 87H29V85L28 86H26L25 85ZM24 87V88H25ZM37 87V86H36ZM44 87V86H43ZM67 87V86H66ZM79 87V86H78ZM83 87V86H82ZM84 87H86V86H84ZM91 87V86H90ZM96 87H98V88H96V89H99V86H97V84H96ZM119 87V86H118ZM121 87V86H120ZM150 87H151V85H150ZM160 87V86H159ZM165 87V86H164ZM168 87V86H167ZM192 87H193V85H192ZM194 87H196V85L194 86ZM233 87V86H232ZM253 87V86H252ZM23 88V87H22ZM39 88V87H38ZM61 88V87H60ZM75 88V91H76V89H80V88H77V87H74ZM87 88H89V87H87ZM102 88V87H101ZM109 88H110V86H109ZM124 88H125V86H124ZM148 87H146V89H147ZM162 88V87H161ZM175 88V87H174ZM197 88V87H196ZM200 88H201V86H200ZM210 88H211V86H210ZM19 89V88H18ZM32 89V88H31ZM71 89V88H70ZM82 89V88H81ZM89 89H91V88H89ZM126 89H127V87H126ZM158 89V88H157ZM171 89V88H170ZM173 89V88H172ZM185 89V88H184ZM191 89V88H190ZM15 90V89H14ZM14 90L12 89V91H13V93H14ZM26 90V89H25ZM30 90V89H29ZM40 90H42V89H39V91ZM44 90V89H43ZM49 90V89H48ZM53 90H55V89H53ZM61 90L63 91V89L61 88ZM87 90V89H86ZM86 90H84V92L86 91ZM119 90H121V88L119 89ZM139 90V89H138ZM137 90V91H138ZM140 90H141V88H140ZM152 90H154V89H152ZM156 90V89H155ZM165 90V89H164ZM177 90V89H176ZM175 90V91H176ZM192 90V89H191ZM190 90V91H191ZM210 90V91H211ZM251 90V89H250ZM250 90H248V91H250ZM254 90V89H253ZM16 91V90H15ZM22 91V90H21ZM27 91V90H26ZM26 91H24L25 92V94H26ZM56 91V90H55ZM58 91L60 92V90L58 89ZM69 91V90H68ZM83 91V90H82ZM81 91V92H82ZM88 91V90H87ZM96 91H98V90H96ZM96 91H94L95 93H96ZM116 91V90H115ZM127 91V90H126ZM129 91V90H128ZM169 91H171V90H169ZM185 91H186V89H185ZM184 90H183V93L185 92ZM201 91H203L202 89H201ZM226 91V89L224 90V92ZM35 92V91H34ZM49 92V91H48ZM64 92H65V90H64ZM67 92V91H66ZM70 92V91H69ZM72 92H73V90H72ZM148 92H149V90H148ZM147 92V93H148ZM155 93H157L156 91H154ZM153 92V93H154ZM174 92V91H173ZM177 93H178V91H176ZM188 92V91H187ZM186 92V93H187ZM232 92H231V96H232ZM257 92V91H256ZM255 92V93H256ZM17 93V92H16ZM32 93H33V91H32ZM38 93V92H37ZM45 93H47L46 91H45ZM50 93H52V91L50 90ZM58 93V92H57ZM74 93V92H73ZM86 93V92H85ZM89 93H90V91H89ZM91 93H93V92H91ZM99 93H101V92H99ZM163 93V92H162ZM170 93V92H169ZM175 93V92H174ZM180 93V92H179ZM199 93V92H198ZM198 93H197V91L193 88V90L190 92V94L193 96V98H195V97H197L198 96ZM208 93V91L206 90V91H204V92H201V94H199L200 95V99L201 100H206V98H205V96L206 95H208L207 94ZM230 93V92H229ZM251 93H252V91H251ZM20 94V93H19ZM62 94V93H61ZM66 94V93H65ZM75 94H77L76 92H75ZM94 94V93H93ZM102 94H103V96H105V95H107V94H105L104 95V92H102ZM136 94V93H135ZM140 94V93H139ZM139 94H137V95H139ZM159 94V93H158ZM210 94V93H209ZM23 95V94H22ZM28 95H30V92L28 93ZM33 95H36L35 93H33ZM48 95H49V93H48ZM54 95H55V93H54ZM67 95V94H66ZM88 95V94H87ZM90 95H92V94H90ZM95 95V94H94ZM101 94H99V95H97V96H100ZM112 95V94H111ZM143 95V94H142ZM160 95V94H159ZM176 95V94H175ZM210 95H212V94H210ZM218 95V94H217ZM251 95V94H250ZM13 96V95H12ZM15 97H16V95H14ZM41 96V95H40ZM47 96V95H46ZM58 96H59V93H58V95H57V97H56V99L58 98ZM89 96V95H88ZM102 96V97H103ZM119 96V95H118ZM127 96H128V93H127ZM131 96V95H130ZM141 96V95H140ZM140 96H138V97H140ZM147 96H149V95H147ZM161 96V95H160ZM174 96V95H173ZM179 96H181L180 94H179ZM228 96V95H227ZM255 96V97H256ZM11 97V96H10ZM19 97V96H18ZM29 97V96H28ZM32 97V96H31ZM34 97V96H33ZM32 97V98H33ZM44 97H45V95H44ZM43 97V98H44ZM51 98H52V96H50ZM55 97V96H54ZM53 97V98H54ZM66 97V96H65ZM71 97V96H70ZM84 97H85V95H84ZM91 97V96H90ZM95 97V96H94ZM135 97V96H134ZM150 97H151V94H150ZM184 97H186V95L184 96ZM188 97V96H187ZM189 97H191V96H189ZM211 97V96H210ZM13 98V97H12ZM17 98V97H16ZM15 98V99H16ZM21 98V97H20ZM26 98V97H25ZM42 98V97H41ZM67 98V97H66ZM88 98V97H87ZM93 98V97H92ZM112 98H113V96H112ZM131 98V97H130ZM132 98H133V96H132ZM141 98V97H140ZM159 98V97H158ZM183 98V97H182ZM192 98V97H191ZM197 98H199V97H197ZM208 98V97H207ZM215 98V97H214ZM217 98H218V96H217ZM219 98H220V96H219ZM222 98V97H221ZM230 98V97H229ZM246 98V99H245ZM27 99V98H26ZM30 100H31V98H29ZM46 99V98H45ZM47 99H48V97H47ZM50 99V98H49ZM74 99V98H73ZM89 99H91V98H89ZM97 99V98H96ZM96 99H93L94 100V102H96L95 100ZM98 99H100V98H98ZM102 99H104V98H102ZM121 99H123L122 97H121ZM127 99V98H126ZM125 99V100H126ZM161 99V98H160ZM164 99H166V98H164ZM163 99V100H164ZM167 99H169V97L167 98ZM171 99V98H170ZM179 99V98H178ZM177 99V100H178ZM181 99V98H180ZM189 99V98H188ZM226 99V98H225ZM29 100V101H30ZM33 100V99H32ZM55 100V99H54ZM64 100H66V99H64ZM78 100V99H77ZM81 100V99H80ZM92 100V99H91ZM90 100V101H91ZM107 100V99H106ZM105 100V101H106ZM111 100V99H110ZM118 100V99H117ZM120 100V99H119ZM124 100V101H125ZM137 100V99H136ZM163 100H162V103H163ZM182 100V99H181ZM200 100V101H201ZM223 100H224V98H223ZM232 100V99H231ZM13 101H15V100H13ZM19 101H20V99H19ZM28 101V100H27ZM36 101H37V99H36ZM35 101V102H36ZM44 101V100H43ZM46 101V100H45ZM84 101L86 102V99H84ZM112 101V100H111ZM176 100L175 99H173V100H168L167 102L168 103H173V102H175ZM180 101V100H179ZM184 101V100H183ZM193 101V100H192ZM208 101H210V100H208ZM208 101L206 102L207 103V106H208ZM211 101H212V99H211ZM215 101V100H214ZM213 101V102H214ZM220 101V100H219ZM232 101H234V100H232ZM231 101V102H232ZM255 101H256V99H255ZM9 102V101H8ZM42 102V101H41ZM47 102V101H46ZM51 102V101H50ZM59 102V101H58ZM64 102V101H63ZM62 102V103H63ZM88 102V101H87ZM100 102H101V100H100ZM107 102V101H106ZM105 102V103H106ZM119 102V101H118ZM130 103L132 102V101H129ZM140 102V101H139ZM141 102H142V100H141ZM145 102V101H144ZM152 102V101H151ZM178 102V101H177ZM185 102H186V100H185ZM190 102V101H189ZM224 102V101H223ZM226 102V101H225ZM227 102H229V101H227ZM5 103V104H4ZM16 103V102H15ZM38 103V102H37ZM37 103H35V104H37ZM61 103V104H62ZM66 103V102H65ZM78 103V102H77ZM92 103V102H91ZM105 103H103V105L105 104ZM116 103V102H115ZM135 103H136V101H135ZM146 103V102H145ZM144 103V104H145ZM150 103V102H149ZM161 103V102H160ZM159 103V104H160ZM165 103H166V101H165ZM168 103H166V104H168ZM199 103V102H198ZM251 103V104H250ZM20 104H22V102H20ZM34 104V105H35ZM40 104V103H39ZM43 105L44 104H47V103H42ZM49 104V103H48ZM51 104V103H50ZM49 104V105H50ZM57 104V103H56ZM64 104V103H63ZM67 104V103H66ZM69 104V103H68ZM87 104V103H86ZM90 104V103H89ZM88 104V105H89ZM97 104H99V103H97ZM102 104V103H101ZM110 104V103H109ZM137 104V103H136ZM150 104H152V103H150ZM174 104V103H173ZM177 104V103H176ZM180 104H181V102H180ZM191 105H192V103H190ZM195 104H196V102H195ZM203 105H204V102L202 103ZM210 104H212V103H210ZM221 104H223V103H221ZM226 104V103H225ZM233 104H235V103H233ZM250 104V105H249ZM10 105V104H9ZM16 105V104H15ZM15 105H12L13 107L15 106ZM19 105V104H18ZM26 105V104H25ZM29 106L31 105V104H28ZM38 105V104H37ZM49 105H47L48 107H49ZM51 105H53V104H51ZM50 105V106H51ZM59 105V104H58ZM58 105H56V106H58ZM78 105V104H77ZM80 105V104H79ZM85 105V104H84ZM91 105H93V104H91ZM96 105V104H95ZM122 105V104H121ZM133 105V104H132ZM154 105H155V103H154ZM160 105H162V104H160ZM170 106H171V104H169ZM175 105V104H174ZM178 105V104H177ZM176 105V106H177ZM182 105H183V103H182ZM199 105V104H198ZM232 105V104H231ZM8 106V105H7ZM17 106V105H16ZM15 106V107H16ZM32 106V105H31ZM45 106V105H44ZM76 106V105H75ZM74 106V107H75ZM82 106H83V104H82ZM101 106V105H100ZM99 106V107H100ZM110 106V105H109ZM118 106V105H117ZM148 106V105H147ZM152 106V105H151ZM167 106V105H166ZM165 106V107H166ZM201 106V105H200ZM206 106V107H207ZM213 106H214V104H213ZM216 106V105H215ZM218 106H220V105H218ZM225 106H227V104L225 105ZM4 107V106H3ZM6 107V106H5ZM34 107V106H33ZM36 107V106H35ZM66 107H67V105H66ZM70 107H71V104H70ZM86 107V106H85ZM85 107H83V108H85ZM90 107V106H89ZM92 108L91 109H93V106H91ZM97 107V106H96ZM95 107V108H96ZM111 107V106H110ZM113 107V106H112ZM124 107V106H123ZM130 107V106H129ZM135 107V106H134ZM158 107V106H157ZM160 107V106H159ZM162 108H163V106H161ZM181 107V106H180ZM196 107V106H195ZM194 107V104H193V109L195 108ZM202 107V106H201ZM204 107H205V105H204ZM229 107H231V106H229ZM262 107V108H261ZM8 108V107H7ZM18 108V107H17ZM24 109H26L25 107H23ZM38 108V107H37ZM44 108H46V106L44 107ZM52 108V107H51ZM60 108V107H59ZM63 108V110H64V108H65V106L64 107H62ZM80 108V107H79ZM88 108V107H87ZM103 108V107H102ZM106 108H107V106H106ZM137 108V107H136ZM149 108V107H148ZM171 108H172V106H171ZM187 108V107H186ZM191 108V107H190ZM226 108H228V107H226ZM225 108V109H226ZM5 109V108H4ZM3 109V110H4ZM12 109V108H11ZM14 110H16L15 108H13ZM12 109V110H13ZM18 109H20V107L18 108ZM17 109V110H18ZM35 109V108H34ZM47 109V108H46ZM54 110H57V109H55V108H53ZM68 109H69V107H68ZM67 109V110H68ZM70 109H72V108H70ZM86 109V108H85ZM97 109V108H96ZM96 109H93V110H96ZM105 109V108H104ZM114 109V108H113ZM117 109V108H116ZM115 109V110H116ZM138 109V108H137ZM147 109V108H146ZM151 109V108H150ZM149 109V110H150ZM155 109V108H154ZM168 109V108H167ZM166 109V110H167ZM173 110H174V108H172ZM178 109V108H177ZM177 109H175L176 111H178ZM192 109V108H191ZM196 109V108H195ZM209 109H211V108H208V110ZM217 109V108H216ZM219 109V108H218ZM5 110H7V109H5ZM32 110V109H31ZM44 110V109H43ZM51 110V109H50ZM61 110V109H60ZM60 110H59V113H60ZM75 110V109H74ZM81 110V109H80ZM92 110V111H93ZM111 110H112V108H111ZM126 110V109H125ZM163 110H165V109H163ZM169 110H170V108H169ZM188 110V109H187ZM200 110V109H199ZM228 110V109H227ZM27 111V110H26ZM28 111H29V109H28ZM40 111V110H39ZM45 111V110H44ZM73 111V110H72ZM71 111V112H72ZM76 111V110H75ZM86 111V110H85ZM101 111V110H100ZM117 111V110H116ZM131 111V110H130ZM160 111V110H159ZM171 111V110H170ZM175 111V112H176ZM181 111V110H180ZM201 111V110H200ZM203 111H205V110H203ZM214 111V110H213ZM3 113H4V111H2ZM5 112H7V111H5ZM16 112V111H15ZM19 112V111H18ZM22 112V111H21ZM24 112V111H23ZM32 112V111H31ZM41 112H43L42 110H41ZM45 112H47V110L45 111ZM44 112V113H45ZM52 112V111H51ZM54 112V111H53ZM64 112H66V111H64ZM77 112V111H76ZM81 112V111H80ZM89 111H87V113H88ZM113 113H114V111H112ZM118 112V111H117ZM162 112V111H161ZM173 112V111H172ZM182 113H183V110L181 111ZM189 112V111H188ZM191 112V111H190ZM197 112H198V110H197ZM207 111H205V113H206ZM211 112H212V110H211ZM216 112H217V110H216ZM218 112H220V111H218ZM217 112V113H218ZM13 113H14V111H13ZM30 113V112H29ZM33 113V112H32ZM37 113H38V111H37ZM50 113V112H49ZM58 113V114H59ZM67 113V112H66ZM92 113V112H91ZM98 113V112H97ZM112 113V114H113ZM120 114H121V112H119ZM146 113H148V111L146 112ZM167 114H168V111L166 112ZM171 113V112H170ZM200 113V112H199ZM204 113V112H203ZM204 113V114H205ZM225 113V112H224ZM258 113V112H257ZM259 113H261V112H259ZM0 114H2V113H0ZM8 114H10V109H9V112H8ZM36 114V113H35ZM34 113H33V116L35 115ZM40 114H42V113H40ZM54 114V113H53ZM58 114H57V117H58ZM68 114V113H67ZM81 114V113H80ZM80 114H78V116H80ZM92 114H94V112L92 113ZM101 114V113H100ZM102 114H103V111H102ZM108 115H110V117H111V114H109V113H107ZM123 114V113H122ZM125 114V113H124ZM128 114V113H127ZM141 114V113H140ZM158 114V113H157ZM176 114V113H175ZM178 114V113H177ZM177 114H176V116H177ZM179 114H180V112H179ZM184 114H185V112H184ZM190 114V113H189ZM198 114V113H197ZM210 114V113H209ZM214 114V113H213ZM243 114V113H242ZM4 116H5V114H3ZM24 115H28V119H29V115L30 114H26V112H25V114ZM45 115H46V113H45ZM49 115V114H48ZM51 115V114H50ZM66 115V114H65ZM65 115L63 116L64 118H65ZM69 115V114H68ZM71 115V114H70ZM83 115H85V114H83ZM106 115V114H105ZM139 115V114H138ZM151 115V114H150ZM156 115V114H155ZM161 115H162V113H161ZM164 115V114H163ZM172 115V114H171ZM170 115V116H171ZM183 115V114H182ZM185 115H187V114H185ZM192 115V114H191ZM199 115V114H198ZM206 115H208V114H206ZM219 116H220V114H218ZM229 115V114H228ZM228 115H226V116H228ZM230 115V116H231ZM258 115V114H257ZM10 116H12V114L10 115ZM14 116V115H13ZM21 116V115H20ZM41 116H43V115H41ZM73 116V115H72ZM89 116V115H88ZM93 116V115H92ZM104 116V115H103ZM114 116V115H113ZM118 116V115H117ZM120 116H122V115H120ZM130 116V115H129ZM135 116V115H134ZM137 116V115H136ZM143 116H144V114H143ZM175 116V117H176ZM180 117H182L181 115H179ZM200 116V115H199ZM240 116V115H239ZM242 116V115H241ZM256 116V115H255ZM0 117L2 118V116L0 115ZM38 117H39V115H38ZM46 117H47V115H46ZM49 118H51V116H48ZM96 117V116H95ZM115 117V116H114ZM124 117H126V116H124ZM131 117H133V116H131ZM138 117V116H137ZM168 116H166V118H167ZM185 116L183 115V118H184ZM190 117V116H189ZM193 118H195L194 116H192ZM196 117H198L197 115H196ZM206 117V116H205ZM211 117V116H210ZM213 117V116H212ZM250 117V116H249ZM257 117V116H256ZM264 117V116H263ZM4 118H6V117H3V119ZM11 118V117H10ZM10 118H8V119H10ZM15 118V117H14ZM23 118V117H22ZM52 118H53V116H52ZM59 118V117H58ZM73 118V117H72ZM71 118V119H72ZM80 118H81V116H80ZM89 118H90V116H89ZM92 118H94V117H92ZM98 118H99V116H98ZM104 118H105V116H104ZM144 118V117H143ZM148 118V117H147ZM157 118H159L158 116H157ZM161 118V117H160ZM159 118V119H160ZM173 118V117H172ZM176 118H178V117H176ZM175 118V119H176ZM200 118H201V116H200ZM227 118V117H226ZM251 118V117H250ZM261 118H262V116H261ZM21 119V118H20ZM31 119V118H30ZM44 119V117H42V120ZM46 119V118H45ZM74 119H75V116H74ZM79 119V118H78ZM86 119H87V116H86ZM97 119V118H96ZM120 119H121V117H120ZM124 119V118H123ZM134 119H136V117H134ZM141 119V118H140ZM156 119V118H155ZM207 119V118H206ZM229 119H231V117L229 118ZM247 119H248V117H247ZM252 119V118H251ZM255 119V118H254ZM263 119V118H262ZM5 120H7V119H5ZM16 120V118L14 119V121ZM18 120V119H17ZM22 120V119H21ZM27 119H25V121H26ZM33 120V119H32ZM40 120H41V117H40ZM39 120V121H40ZM48 120V119H47ZM47 120H45V121H47ZM50 120V119H49ZM63 120V119H62ZM70 120V119H69ZM76 120H77V117H76ZM84 120V119H83ZM91 120V119H90ZM88 121V122H90L91 123V121ZM94 120H95V118H94ZM93 120V121H94ZM103 120V119H102ZM111 120V119H110ZM117 120H119V119H117ZM126 120V119H125ZM129 120V119H128ZM128 120H126V121H128ZM133 120V119H132ZM152 120V119H151ZM170 120L171 119H169V122H170ZM178 120V119H177ZM182 120V119H181ZM203 120V119H202ZM210 120V119H209ZM215 120V119H214ZM213 120V121H214ZM221 120H222V117H221ZM225 120V119H224ZM223 120V121H224ZM253 120V119H252ZM251 120V121H252ZM257 120L259 121V119H258V117H257ZM256 120V121H257ZM24 121V122H25ZM56 121V120H55ZM66 122H67V120H65ZM73 121H75V120H73ZM80 121H81V119H80ZM97 121V120H96ZM100 121V120H99ZM104 121V120H103ZM112 121V120H111ZM135 121V120H134ZM153 121V120H152ZM172 121V120H171ZM179 121V120H178ZM189 121H190V119H189ZM198 120H197V118H196V123H199V122H197ZM204 122H205V120H203ZM206 121H208V120H206ZM219 121V120H218ZM217 121V122H218ZM227 121H229V120H227ZM249 121H250V119H249ZM254 121V120H253ZM252 121V122H253ZM255 121V122H256ZM4 122V121H3ZM19 122V121H18ZM17 122V123H18ZM22 122V121H21ZM26 122H28V120L26 121ZM25 122V123H26ZM34 122V121H33ZM43 122H44V120H43ZM50 122H53V121H50ZM60 121H58L57 123H59ZM102 122V121H101ZM100 122V123H101ZM107 122V121H106ZM108 122H109V119H108ZM115 122V121H114ZM120 121H118V123H119ZM129 122H130V120H129ZM137 122V121H136ZM157 122H159V121H157ZM164 122H165V120H164ZM183 122V121H182ZM194 122H195V120H194ZM201 122V121H200ZM203 122V123H204ZM215 123H216V120L214 121ZM245 122H246V119H245ZM6 123H7V121H6ZM30 123H31V121H30ZM47 123H48V121H47ZM54 123H56V122H54ZM62 123H64V121H62ZM69 123H70V121H69ZM74 124L75 123H77V122H73ZM79 123V122H78ZM77 123V124H78ZM83 124H84V121L82 122ZM111 122H109V124H110ZM148 123V122H147ZM155 123H156V121H155ZM174 123H176V122H174ZM187 123H188V121H187ZM202 123V124H203ZM208 122H206L205 124H207ZM213 123V122H212ZM212 123H210V124H212ZM214 123V124H215ZM226 123V122H225ZM231 123V124H232ZM238 123V122H237ZM238 123V124H239ZM259 123V122H258ZM5 124V123H4ZM9 124V123H8ZM22 124V123H21ZM51 124H53V123H51ZM61 124V123H60ZM66 124V127H67V125H68V128H69V131H70V127H69V124H67V123H65ZM71 124H72V122H71ZM80 124V123H79ZM92 124V123H91ZM107 124V123H106ZM105 124V125H106ZM116 124V123H115ZM120 124H123V123H120ZM131 124V123H130ZM144 123H142V125H143ZM167 124V123H166ZM169 124V123H168ZM186 124V123H185ZM193 124V123H192ZM209 124V123H208ZM253 124V123H252ZM10 125V124H9ZM13 125H14V122H13ZM20 125V124H19ZM23 125V124H22ZM26 125V127H28L27 126V124H25ZM29 125V124H28ZM34 125H35V123H34ZM41 125V124H40ZM49 125H50V123H49ZM54 125V124H53ZM98 125V124H97ZM101 125V124H100ZM112 125V124H111ZM127 125V122H126V124H125V126ZM135 125V124H134ZM148 125V124H147ZM170 125V124H169ZM174 125V124H173ZM177 125V123L175 124V126ZM194 125V124H193ZM216 125V124H215ZM220 125H222V124H220ZM247 125V124H246ZM5 126H8V125H5ZM11 126V125H10ZM21 126V125H20ZM36 126V125H35ZM42 126H43V124H42ZM52 126V125H51ZM56 126H59L58 124H56ZM75 126H77V125H75ZM75 126H73V127H75ZM79 126V125H78ZM81 126H83V125H81ZM84 126H86V125H84ZM83 126V127H84ZM88 127H89V125H87ZM91 126V125H90ZM93 126H95V125H93ZM104 126V125H103ZM124 126V125H123ZM128 126H130V125H128ZM155 126V125H154ZM162 126H163V124H162ZM161 126V127H162ZM182 126V128H183V125H181ZM180 126V127H181ZM187 126V125H186ZM198 126V125H197ZM241 126V125H240ZM258 126H260V125H258ZM13 127V126H12ZM11 127V128H12ZM55 127V126H54ZM54 127H52V128H54ZM65 127V126H64ZM83 127H81V128H83ZM101 127H102V125H101ZM111 127V126H110ZM159 127H160V125H159ZM180 127H179V130H180ZM188 127V126H187ZM205 127V126H204ZM209 127V126H208ZM221 127V126H220ZM226 127V126H225ZM234 127V126H233ZM233 127H230V129L231 128H233ZM255 127V126H254ZM1 128H2V126H1ZM6 128V127H5ZM10 128V127H9ZM30 128V127H29ZM38 128V127H37ZM40 128V127H39ZM44 128H45V126H44ZM78 128V127H77ZM86 128V127H85ZM90 128V127H89ZM95 127H93V129H94ZM117 128V127H116ZM153 128V127H152ZM167 128V127H166ZM195 128H197V127H195ZM207 128V127H206ZM219 128V127H218ZM217 128V129H218ZM241 128V127H240ZM243 128V127H242ZM3 129V128H2ZM13 129V128H12ZM22 129V128H21ZM25 129V128H24ZM46 129V128H45ZM60 129H63V125H62V127H59V129H57V130H60ZM66 129V128H65ZM108 129V128H107ZM111 129H112V127H111ZM118 129H120V128H118ZM126 129V128H125ZM133 129V128H132ZM147 129V128H146ZM151 129V128H150ZM169 129H170V126H169ZM209 129V128H208ZM217 129H215V130H217ZM253 129V128H252ZM256 129V128H255ZM254 129V130H255ZM264 129V128H263ZM1 130V129H0ZM6 130H8V129H6ZM14 130H15V128H14ZM30 130H31V128H30ZM32 130H34V128L32 129ZM38 130V129H37ZM42 130V129H41ZM55 130V129H54ZM67 130V129H66ZM75 130H76V128H75ZM91 130V129H90ZM96 130H97V127H96ZM95 130V131H96ZM102 130H103V127H102ZM105 130V129H104ZM129 130V129H128ZM138 130H139V128H138ZM171 130V129H170ZM174 130H176V129H174ZM185 129L183 128V131H184ZM210 130H212V129H210ZM223 130V129H222ZM231 130H233V129H231ZM230 130V131H231ZM235 130V129H234ZM260 130V129H259ZM4 131H5V129H4ZM3 131V132H4ZM9 131V130H8ZM49 131H50V129H49ZM51 131H53V130H51ZM84 131H85V129H84ZM87 131V130H86ZM110 131V130H109ZM115 131H117V130H115ZM157 131V130H156ZM165 131V130H164ZM181 131V130H180ZM187 131V130H186ZM190 131V130H189ZM193 131V130H192ZM195 131H196V129H195ZM206 131V130H205ZM213 132H214V130H212ZM219 131H221L220 129H219ZM229 131V132H230ZM264 131V130H263ZM12 132V131H11ZM23 132V131H22ZM25 132V131H24ZM36 132V131H35ZM48 132V131H47ZM57 131H55V133H56ZM59 132V131H58ZM57 132V133H58ZM61 132V131H60ZM64 132V131H63ZM62 132V133H63ZM66 133H68L67 131H65ZM64 132V133H65ZM71 132H72V130H71ZM77 132V131H76ZM83 132V131H82ZM88 132V131H87ZM86 132V133H87ZM99 132V131H98ZM148 132H150V131H148ZM163 132V131H162ZM179 132V131H178ZM177 132V133H178ZM198 132V131H197ZM210 132V131H209ZM235 132H237V131H235ZM244 132V131H243ZM250 132V131H249ZM26 133H28V131L26 132ZM30 133V132H29ZM39 133V132H38ZM45 133V130H44V132H43V134ZM51 133V132H50ZM54 132H52L51 134H53ZM54 133V134H55ZM61 133V134H62ZM64 133H63V135H64ZM79 133V132H78ZM77 133V134H78ZM89 133V132H88ZM102 133H104V132H102ZM109 133V132H108ZM118 133V132H117ZM122 133V135H123V132H121ZM125 133V132H124ZM152 133V132H151ZM160 133V132H159ZM165 133V132H164ZM167 133V132H166ZM168 133H169V131H168ZM172 133V132H171ZM176 133V132H175ZM212 133V132H211ZM210 133V134H211ZM225 133H228V129H227V132H225ZM257 133V132H256ZM8 134H9V132H8ZM7 134V135H8ZM24 134V133H23ZM32 134V133H31ZM40 134V133H39ZM39 134H36V135H39ZM53 134V135H54ZM60 134V135H61ZM70 134V133H69ZM77 134H75L76 135V137H77ZM100 133H98V135H99ZM107 134V133H106ZM116 134V133H115ZM120 134V133H119ZM188 134V133H187ZM189 134H190V132H189ZM237 134V133H236ZM5 135V134H4ZM7 135H6V137H7ZM41 135H42V133H41ZM80 133H79V138H81L80 137ZM84 135V133L81 135V136H83ZM87 135V134H86ZM94 135V134H93ZM136 135V134H135ZM157 135V134H156ZM159 135H161V134H159ZM164 135V134H163ZM169 135V134H168ZM172 135H174V134H172ZM185 135H186V133H185ZM184 135V136H185ZM195 135H197L196 133H195ZM195 135H194V137H195ZM201 135V134H200ZM203 135H206L205 133L203 134ZM239 135V134H238ZM254 135V134H253ZM258 135V134H257ZM262 135V134H261ZM8 136H11V135H8ZM21 136H22V134H21ZM21 136H20V138H21ZM26 136H28V134L26 135ZM33 136V134L32 135H30V137L29 138H31ZM57 136V135H56ZM66 136V135H65ZM65 136H63V137H65ZM73 136H74V134H73ZM88 136V135H87ZM100 136V135H99ZM107 136H110L109 134H107L106 136H104V137H107ZM133 136V135H132ZM138 136V135H137ZM152 136V135H151ZM162 136V135H161ZM160 136V137H161ZM165 136V135H164ZM163 136V137H164ZM166 136H167V134H166ZM191 136V135H190ZM189 136V137H190ZM216 136V135H215ZM214 136V137H215ZM228 136H232V135H229L228 134ZM233 136H234V133H233ZM247 136H249V134L247 135ZM252 136V135H251ZM1 137H2V135H1ZM37 137V136H36ZM43 137V136H42ZM51 137V136H50ZM48 138V139H50L51 140V138ZM58 137V136H57ZM61 138H62V136H60ZM59 137V138H60ZM84 138H85V136H83ZM94 137V136H93ZM96 137V136H95ZM103 137V136H102ZM114 137V136H113ZM125 137V136H124ZM124 137H123V139H124ZM154 137V136H153ZM159 137V139H161ZM179 137V136H178ZM186 137H188V136H186ZM200 137V136H199ZM207 137H208V135H207ZM211 137V136H210ZM220 137V136H219ZM226 137V136H225ZM237 136L235 135V138H236ZM261 137V136H260ZM9 138V137H8ZM7 138V139H8ZM22 138H24L23 136H22ZM29 138H26V140L23 142V141H21L20 139H19V136H18V134H17V130H15L14 132H13V137H11V141H12V144H15V145H18V146H22V145H31V144H33V145H37L36 143H32V141L33 140H31V142H30V140L28 141L27 139H29ZM33 138V137H32ZM39 138V137H38ZM58 138V139H59ZM60 138V139H61ZM68 141L70 140L71 141V138L68 136ZM86 138H88V137H86ZM91 138V137H90ZM109 138V137H108ZM111 138V137H110ZM127 138V137H126ZM136 138H138V137H136ZM196 138V137H195ZM202 138V137H201ZM222 138V137H221ZM220 138V139H221ZM239 138V137H238ZM245 138V137H244ZM251 138V137H250ZM3 139H4V136H3ZM36 139V138H35ZM34 139V140H35ZM42 139V138H41ZM54 139H55V137H54ZM59 139V140H60ZM66 139V138H65ZM72 139H74V138H72ZM78 139V138H77ZM76 139V140H77ZM113 139V138H112ZM118 139V138H117ZM134 139V138H133ZM150 139V138H149ZM186 139V138H185ZM188 139V138H187ZM198 139V138H197ZM206 139V138H205ZM211 139V138H210ZM212 139H213V137H212ZM219 139V138H218ZM217 139V140H218ZM6 140V139H5ZM9 140V139H8ZM16 140H20L19 142L18 141H16ZM46 140V139H45ZM53 140V139H52ZM75 140V141H76ZM84 140H86V139H84ZM94 140V139H93ZM98 140V139H97ZM119 140V139H118ZM163 140H165V139H163ZM170 140V139H169ZM174 140V139H173ZM173 140H172V142H173ZM191 140V139H190ZM199 140V139H198ZM204 140V139H203ZM214 140V139H213ZM222 140V139H221ZM2 141V140H1ZM36 141H37V139H36ZM35 141V142H36ZM39 141V140H38ZM44 141V140H43ZM67 141V142H68ZM69 141V142H70ZM91 141V140H90ZM94 141H96V140H94ZM99 141V140H98ZM106 141V140H105ZM114 141V140H113ZM141 141V140H140ZM144 141V140H143ZM154 141H156L155 139H154ZM175 141V140H174ZM224 141V140H223ZM237 141V140H236ZM240 141V140H239ZM244 141H249L248 140V138H246V139H244ZM243 141V142H244ZM251 141V140H250ZM23 142V143H22ZM48 142V141H47ZM50 142V141H49ZM48 142V143H49ZM54 142V141H53ZM67 142H65V143H67ZM79 142H83V141H79ZM107 142H109V141H107ZM115 143H116V140L114 141ZM130 142H131V139H130ZM161 142V141H160ZM165 142V141H164ZM167 142V141H166ZM179 142V141H178ZM183 142V141H182ZM185 142V141H184ZM189 142V141H188ZM194 142V141H193ZM253 142V141H252ZM5 143H8L7 141L5 142ZM52 143V142H51ZM50 143V144H51ZM56 143V142H55ZM54 143V144H55ZM58 143H59V141H58ZM73 143V142H72ZM71 143V144H72ZM75 143V142H74ZM73 143V144H74ZM85 143V142H84ZM88 143V142H87ZM90 143V142H89ZM88 143V144H89ZM93 143H95V142H93ZM100 143H102V142H100ZM110 143H112V142H110ZM146 143V142H145ZM148 144H149V142H147ZM168 143V142H167ZM199 143V142H198ZM201 143V142H200ZM227 143V142H226ZM234 143V142H233ZM236 143H238V142H236ZM236 143H234V144H236ZM1 144V143H0ZM3 144H4V141H3ZM2 144V145H3ZM9 144V143H8ZM62 144V143H61ZM61 144H55V145H61ZM63 144H64V142H63ZM68 144V143H67ZM78 143L76 142V144H74V145H77ZM87 144V145H88ZM92 144V143H91ZM120 144V143H119ZM151 144V143H150ZM160 144V143H159ZM164 144V143H163ZM162 144V145H163ZM183 144V143H182ZM182 144H176V145H172L169 149L171 150L169 153H171V154H174L175 155V157H177L179 160V162L178 163H175L176 165V170H178L179 172H180V174H182L180 177L182 178V177H184L185 176V178L186 177H188L190 180L191 179H193V180H195V185L196 186H198V185H201V186H213V187H216V188H220V189H229V191H232V190H230V188H225V187H228L229 185H230V180H231V177H232V175H230V170H229V168L227 167V166H225V167H219L218 165L217 166H215V164H213V166H210L209 165V163H211V159H212V157H213V155L215 154L216 155V153H221L220 151H222V148H223V146L225 145L223 142H215V143H213L211 140H206V142H204V144H200V145H197V146H194V144H193V147H191L190 146V142H189V144H188V146L187 145H182ZM229 144V143H228ZM231 144V143H230ZM240 144V143H239ZM239 144L236 146V148L239 146ZM244 144H247V143H244ZM251 144V143H250ZM255 144V143H254ZM259 144V143H258ZM9 145H11V144H9ZM14 145V146H15ZM26 145V146H27ZM41 145V144H40ZM49 145V144H48ZM48 145H46V146H48ZM53 145V144H52ZM51 145V146H52ZM55 145H53V146H55ZM70 144H68V146H69ZM79 145V144H78ZM81 145H82V143H81ZM81 145H79V146H81ZM94 145V144H93ZM100 145V144H99ZM106 145H107V143H106ZM127 145V144H126ZM125 145V146H126ZM130 145V144H129ZM142 145V144H141ZM155 145H157L156 143H155ZM167 145H170L169 143L167 144ZM196 145V144H195ZM241 145V144H240ZM242 145H243V143H242ZM3 146H5V144L3 145ZM12 146V145H11ZM44 146H45V144H44ZM50 146V145H49ZM48 146V147H49ZM67 146V145H66ZM73 146V145H72ZM79 146H75V148L76 147H79ZM84 146V145H83ZM101 146V145H100ZM131 146V145H130ZM142 146H144V145H142ZM148 146V145H147ZM150 146V145H149ZM153 146H154V144H153ZM159 146V145H158ZM161 146V145H160ZM245 146V145H244ZM248 146V145H247ZM255 146V145H254ZM258 146V145H257ZM13 147V146H12ZM25 147V146H24ZM33 147H35V148H33ZM32 148V150H30V151H28V153L24 156V155H22L23 157H22V160L20 161L22 164H24L23 163V161L25 162V161H27L26 162V164H29V163H31V161H32V158H34L33 156H34V153H35V151H36V146H33ZM39 147V146H38ZM43 147V146H42ZM61 147V146H60ZM59 147V148H60ZM65 147V146H64ZM70 147V146H69ZM88 147H90V145L88 146ZM87 147V148H88ZM99 147V146H98ZM107 147V146H106ZM122 147V146H121ZM163 147V146H162ZM227 146H225V148H226ZM229 147V146H228ZM249 147V146H248ZM9 148V147H8ZM7 148V149H8ZM15 148V147H14ZM19 148V147H18ZM41 147H39V149H40ZM56 148V147H55ZM63 148V147H62ZM68 148V147H67ZM67 148H64V149H62V152H63V154H65L64 152H66V151H68L67 150ZM81 148H82V146H81ZM83 148H85V147H83ZM91 148H92V146H91ZM101 148V147H100ZM108 148V147H107ZM111 148H113V147H111ZM150 148V147H149ZM149 148H148V150H149ZM154 148V147H153ZM167 148V147H166ZM225 148H224V150H225ZM235 148V147H234ZM251 149H252V144H251V147H250ZM16 149H17V147H16ZM23 149V148H22ZM30 149V148H29ZM44 149H45V147H44ZM44 149H40V151L41 150H44ZM58 149V148H57ZM73 149V148H72ZM71 149V150H72ZM77 149H79V148H77ZM105 149V148H104ZM122 149V148H121ZM131 149V148H130ZM139 149V148H138ZM163 149V148H162ZM215 150V151H210V152H208L209 150ZM230 149V148H229ZM243 149V148H242ZM246 149V148H245ZM261 149V148H260ZM2 150V148L0 149V151ZM19 150V149H18ZM38 150V149H37ZM51 150V149H50ZM49 150V151H50ZM52 150H53V147H52ZM54 150H56V149H54ZM53 150V151H54ZM61 150V149H60ZM74 150V149H73ZM86 150V149H85ZM91 150V149H90ZM97 150H100V149H98L97 148ZM119 150V149H118ZM117 150V151H118ZM125 150H126V148H125ZM147 149L145 148V151H146ZM157 150H159V149H157ZM254 150H256V149H254ZM4 151V150H3ZM10 151H12V150H10ZM10 151H6V152H10ZM45 151H48V149L47 150H44V152ZM52 151V152H53ZM69 151H70V149H69ZM80 151H81V149H80ZM79 151V152H80ZM95 151H96V149H95ZM94 151V152H95ZM100 151H102V150H100ZM112 151V150H111ZM142 151V150H141ZM140 151V152H141ZM150 151H152V150H150ZM154 151H155V149H154ZM153 151V152H154ZM229 151V150H228ZM237 151V150H236ZM256 151H258V149L256 150ZM261 151V150H260ZM5 152V151H4ZM13 152V151H12ZM16 152V151H15ZM15 152H13V154L15 153ZM27 151L25 150V153H26ZM37 152V151H36ZM77 153V155H73L74 153L73 152H71V153H73L72 154V156L73 157H71V158H69V159H65L64 157H63V159H65V161L62 159V157H61V160H63L64 162H63V165L60 167V163H62V162H58L59 164H57V166L59 165V167L60 168H62V171H63V175L62 176H64L65 178V181H66V190H67V192H68V198L70 199L69 201L68 200H65V202H63V201H61V199H59L62 203H67V201H68V203H67V208L68 209H74V208H79L80 206H81V208H83V207H86L85 205H87V204H89L90 206H92V205H96L97 207H99V208H104L105 206H107L108 205V203L112 200V199H114V198H112V199H110V196H111V193H112V188H111V186L112 185H115L116 184V182H118V183H120L119 181L121 180V177H119L120 176V174H121V172H123L122 171V167H117V169H115L114 171H111V167L109 166V168H110V170L108 169V172L107 173H105L106 175H108V177H110L109 179H110V182L108 183L109 185H100L99 186V188H97V186H98V184H99V182H98V180H99V178H98V176H99V174H98V172H101V171H98L97 172V170H96V167L94 166V163H92V162H90L89 161V158L91 157L90 156V154L89 155H86V156H82V155H78V150L76 151ZM90 152V151H89ZM108 152V151H107ZM119 152V151H118ZM123 152H124V150H123ZM136 152V151H135ZM238 152V151H237ZM236 152V153H237ZM248 152V151H247ZM11 153V152H10ZM18 153V152H17ZM17 153H15L16 154V156H15V159L13 158V162L16 160V159H18V157H17ZM21 153H22V151H21ZM20 153V154H21ZM38 153V152H37ZM40 153V152H39ZM43 152L41 151V154H42ZM46 153V152H45ZM51 153V152H50ZM53 153H55V152H53ZM58 153V152H57ZM56 153V154H57ZM60 153H61V151H60ZM67 153H69V154H71L70 152H67ZM67 153H66V155H67ZM82 154H84L83 152H81ZM87 153V152H86ZM85 153V154H86ZM102 153V152H101ZM100 153V154H101ZM147 153V152H146ZM158 153H159V151H158ZM223 153V152H222ZM221 153V154H222ZM229 153V152H228ZM233 153V152H232ZM240 153H242V152H240ZM0 154H1V152H0ZM7 154V153H6ZM6 154H5V156H6ZM12 154V153H11ZM14 154V155H15ZM36 154V153H35ZM55 154V155H56ZM63 154H61V155H63ZM96 154H99V153H96ZM108 154H110V153H108ZM117 154V153H116ZM115 154V155H116ZM129 154V153H128ZM143 154H145L144 153V151H143V153H142V155H141V153H140V157H144L143 156ZM157 154V153H156ZM163 154V153H162ZM165 154V156L167 155V157H168V154L165 152L164 153ZM171 154H170V157H171ZM239 154V153H238ZM258 154V153H257ZM8 155V154H7ZM13 155V156H14ZM40 155V154H39ZM43 155H45L44 153H43ZM47 155V154H46ZM51 155V154H50ZM53 155V154H52ZM58 155H60V154H58ZM92 155H93V153H92ZM94 155H95V153H94ZM120 155H121V153H120ZM135 155V154H134ZM145 155H147V154H145ZM158 155V154H157ZM160 155V154H159ZM237 155V154H236ZM242 155V154H241ZM241 155H239V156H235V155H231L232 156V158H235L236 157V160H240V158L242 157ZM10 157H11V155H9ZM8 156V157H9ZM48 156V155H47ZM96 157L98 156V155H95ZM102 156V155H101ZM117 156V155H116ZM119 156V155H118ZM139 155H137V157H138ZM162 156V155H161ZM244 156V155H243ZM247 156H248V154H247ZM255 156V155H254ZM1 157V156H0ZM17 157V158H16ZM19 157H20V155H19ZM37 157V156H36ZM46 157V156H45ZM48 157H50V156H48ZM55 157V156H54ZM60 157V156H59ZM93 157V156H92ZM95 157V158H96ZM115 157V156H114ZM114 157L112 156L111 158H113V160H114ZM123 157V156H122ZM128 157H129V155H128ZM135 157V156H134ZM133 157V158H134ZM153 158V156L152 155H147V157L146 158H148V160H151V163H152V159H149V158ZM158 157V156H157ZM156 156H155V158H157ZM163 157V156H162ZM218 157H219V155H218ZM218 157H217V159H218ZM226 157V156H225ZM229 157H230V155H229ZM249 157V156H248ZM258 157H259V155H258ZM4 158V157H3ZM6 158V157H5ZM39 158V157H38ZM37 158V159H38ZM57 158H58V156H57ZM127 158V157H126ZM130 158V157H129ZM154 158V159H155ZM165 158V157H164ZM174 158V157H173ZM257 158V157H256ZM260 158V157H259ZM1 159V158H0ZM6 159H8V158H6ZM49 159V158H48ZM48 159H45V161L47 160L48 161ZM53 159V158H52ZM55 159V158H54ZM93 159V158H92ZM97 159V158H96ZM98 159H99V157H98ZM101 159H102V157H101ZM109 159V158H108ZM123 159V158H122ZM143 159V158H142ZM144 159H145V157H144ZM158 159V158H157ZM160 159V158H159ZM158 159V160H159ZM175 159V158H174ZM220 159V158H219ZM223 159H226V158H223ZM252 159V158H251ZM262 159H264V158H262ZM4 160V159H3ZM2 160V161H3ZM10 160H11V158L9 159V162H10ZM39 160V159H38ZM41 160V159H40ZM39 160V161H40ZM44 160V159H43ZM57 160H59V158L57 159ZM95 160V159H94ZM166 160V159H165ZM169 160V162H170V159H168ZM177 160V159H176ZM230 160V159H229ZM235 160V161H236ZM257 160H258V158H257ZM257 160L255 161V162H257ZM261 160V159H260ZM2 161L0 160V164L2 163ZM8 161V160H7ZM49 161H52V160H50L49 159ZM93 161V160H92ZM99 161V160H98ZM97 161V162H98ZM121 161V160H120ZM154 161V160H153ZM157 161V160H156ZM160 161V160H159ZM217 161H219V160H217ZM223 161V160H222ZM225 161V160H224ZM234 160H233V162H235ZM245 161V160H244ZM252 161V160H251ZM264 161V160H263ZM8 162V163H9ZM17 162V160L15 161V163ZM19 162V163H20ZM37 162V161H36ZM57 162V161H56ZM95 162V161H94ZM103 162V161H102ZM148 162V161H147ZM162 162V161H161ZM160 162V163H161ZM167 162V161H166ZM216 162V161H215ZM230 162V164H231V160L229 161ZM232 162V163H233ZM240 162H241V160H240ZM261 162V161H260ZM7 163V164H8ZM21 163L20 164H17V165H21ZM40 163H41V161H40ZM43 163H47L48 164V162H43ZM43 163H42V166L45 168V165H43ZM52 163H53V161H52ZM104 163H106V162H103L102 164H104ZM120 163V162H119ZM130 163V162H129ZM137 163H138V161H137ZM140 163V162H139ZM149 163V162H148ZM168 163V162H167ZM172 163V162H171ZM214 163V162H213ZM219 163V162H218ZM248 163V162H247ZM253 163V162H252ZM262 163V162H261ZM5 165L4 167H6V166H8V165H10V164H8V165ZM11 164H13L12 162H11ZM15 164V165H16ZM32 164V163H31ZM49 164H50V162H49ZM54 164L56 165V163L54 162ZM53 164V165H54ZM101 164V165H102ZM146 164V163H145ZM153 164V163H152ZM223 164V163H222ZM225 164V163H224ZM251 164V163H250ZM259 164V163H258ZM25 165V164H24ZM37 165H38V162H37ZM41 165V164H40ZM122 165V164H121ZM136 165V164H135ZM139 165V164H138ZM140 165H141V163H140ZM151 164L149 163V166H150ZM154 165V164H153ZM152 165V166H153ZM169 165H170V163H169ZM172 165H173V163H172ZM172 165H171V167H172ZM212 165V164H211ZM227 165V164H226ZM252 165V164H251ZM255 165V164H254ZM261 165V164H260ZM1 166V165H0ZM31 166V165H30ZM34 166H36L35 164H34ZM49 166V165H48ZM47 166V167H48ZM99 166V165H98ZM97 166V167H98ZM104 166V165H103ZM112 166V165H111ZM123 166V165H122ZM137 166V165H136ZM152 166H150V167H148L149 169H150V171L148 172V168L146 169V173H144V174H146V175H143V177L146 179V180H149V181H151V182H154V184H156V186H157V184H163L165 181H166V178H165V176L161 173V171L159 170V169H156V168H154V167H152ZM157 165H155V167H156ZM161 166V165H160ZM168 166V165H167ZM248 166V165H247ZM3 167V168H4ZM39 167V166H38ZM54 168H55V166H53ZM101 168H102V166H100ZM133 167H135V166H133ZM142 167H143V165H142ZM234 167V166H233ZM253 167V166H252ZM10 168V167H9ZM11 168H12V166H11ZM19 168V167H18ZM24 168V167H23ZM29 167H27L26 169H28ZM32 169H33V167H31ZM40 168V167H39ZM42 168V167H41ZM44 168H42V171L44 170ZM54 168H52V169H54ZM107 168V167H106ZM105 168V169H106ZM139 168V167H138ZM141 168V167H140ZM144 168V167H143ZM154 168V169H153ZM162 168V167H161ZM160 168V169H161ZM166 169H167V167H165ZM257 168V167H256ZM262 168H264L263 167V165H262ZM22 169V168H21ZM30 169V168H29ZM29 169L28 170H25V171H29ZM32 169H31V171H32ZM36 169H37V167H36ZM47 169V168H46ZM49 169V168H48ZM114 169V168H113ZM124 169H125V167H124ZM123 169V170H124ZM142 169V168H141ZM238 169V168H237ZM247 169V168H246ZM258 169H259V167H258ZM261 169V168H260ZM18 170V169H17ZM16 170V171H17ZM24 170V169H23ZM41 170V169H40ZM99 170V169H98ZM131 170V169H130ZM129 170V171H130ZM143 170V169H142ZM175 170V171H176ZM250 170H252V168L250 167ZM254 170V169H253ZM0 171H2V170H0ZM22 171V170H21ZM20 171V172H21ZM30 171V172H31ZM38 171H39V169H38ZM46 171V170H45ZM54 171V170H53ZM52 171V172H53ZM57 171H59V169L57 170ZM61 171V170H60ZM59 171V172H60ZM104 171V170H103ZM174 171V172H175ZM235 171H238V170H235ZM245 171V170H244ZM257 171V170H256ZM259 171V170H258ZM261 171H263V169L261 170ZM4 172V171H3ZM7 172H9V171H7ZM20 172L18 173V174H20ZM29 172V173H30ZM33 173L35 172V170L34 171H32ZM32 172H31V174H32ZM37 172V171H36ZM54 172H56V171H54ZM105 172V171H104ZM103 172V173H104ZM125 172V171H124ZM132 172V171H131ZM133 172H134V170H133ZM254 172V171H253ZM23 173H25V172H23ZM40 172H38V174H39ZM138 173V172H137ZM169 173V172H168ZM171 173H173V171H171ZM239 173V172H238ZM260 173V172H259ZM4 174V177L6 176L5 174V172L3 173ZM8 174V173H7ZM13 175H14V173H12ZM22 174V173H21ZM36 174V173H35ZM40 174H42L43 175V173H40ZM45 174H46V172H45ZM55 175H56V173H54ZM59 173H57V175H58ZM128 174V173H127ZM131 174V173H130ZM130 174H128L129 175V177L128 178H130ZM139 174H140V172H139ZM233 174V173H232ZM236 174V173H235ZM234 174V175H235ZM248 174H249V172H248ZM253 174V173H252ZM254 174H255V172H254ZM262 174V173H261ZM11 175V174H10ZM9 175V176H10ZM12 175V176H13ZM23 175V174H22ZM25 175V174H24ZM23 175V176H24ZM26 175H27V173H26ZM29 175V174H28ZM124 174L122 173L121 174V176H123ZM126 175V174H125ZM167 175V174H166ZM170 175V174H169ZM167 176V177H170L171 178V176ZM174 175V174H173ZM239 175V174H238ZM15 176H18V175H15ZM15 176H13L14 178H15ZM22 176V177H23ZM39 176V175H38ZM38 176L36 177V179L38 178ZM44 176V175H43ZM49 176V175H48ZM47 176V177H48ZM105 176V175H104ZM104 176H103V174H102V177L104 178ZM138 176V175H137ZM176 176V175H175ZM248 176V175H247ZM259 176H261L260 174H259ZM1 178H2V175L0 176ZM21 177V176H20ZM25 177V176H24ZM30 177V176H29ZM31 177H32V175H31ZM46 177V178H47ZM49 177H51V175L49 176ZM53 177V176H52ZM56 177V176H55ZM102 177H101V179H102ZM118 177H119V179H118ZM132 177V176H131ZM235 177V176H234ZM238 177V176H237ZM236 177V178H237ZM240 177V176H239ZM257 177V176H256ZM255 177V178H256ZM1 178H0V180H1ZM25 178H27V177H25ZM44 178V177H43ZM62 178V177H61ZM61 178H59V183H60V180H61ZM135 178V177H134ZM175 178V177H174ZM179 178V177H178ZM259 178V177H258ZM6 179V178H5ZM7 179H8V177H7ZM9 179H10V177H9ZM16 179V178H15ZM14 179V180H15ZM28 179H30V178H28ZM109 179H107V180H109ZM125 179H127V177L125 176L124 177V181L123 182H126V180ZM173 179V178H172ZM238 179V178H237ZM12 180H13V178H12ZM11 180V181H12ZM32 180V179H31ZM50 180V179H49ZM48 180V181H49ZM55 181H56V179H54ZM63 180V179H62ZM105 180V179H104ZM106 180V181H107ZM132 180H133V178H132ZM131 180V181H132ZM136 180V179H135ZM138 180H140V179H138ZM144 180V179H143ZM183 180H184V178H183ZM186 180V179H185ZM234 180V179H233ZM264 180V179H263ZM24 181H25V179L23 180V183H24ZM29 182H30V180H28ZM39 181H40V179H39ZM142 181V180H141ZM178 181V180H177ZM192 181V180H191ZM236 181V180H235ZM234 181V182H235ZM253 181V180H252ZM5 182H6V180H5ZM9 182V181H8ZM13 182V181H12ZM11 182V183H12ZM26 182H27V180H26ZM32 182V181H31ZM37 181L35 180V182L34 183H36ZM42 182V181H41ZM122 182V183H123ZM128 182V181H127ZM126 182V183H127ZM139 182V181H138ZM173 182V181H172ZM189 182V181H188ZM194 182V181H193ZM233 182V181H232ZM239 182V181H238ZM1 183V182H0ZM14 183V186H16L17 185V183L18 182H16V185H15V182H13ZM12 183V184H13ZM44 183H46L45 181L42 183V184H44ZM49 183V182H48ZM52 183H54V182H52ZM58 183V182H57ZM58 183V184H59ZM65 183V182H64ZM125 183V184H126ZM131 183H133V182H131ZM144 183V182H143ZM143 183H142V185H143ZM147 182H145V184H146ZM166 183V182H165ZM169 183V182H168ZM185 183V182H184ZM258 183H260V182H258ZM257 183V184H258ZM10 184V183H9ZM19 184H20V182H19ZM28 184V183H27ZM33 184V183H32ZM38 184H40V183H38ZM37 184V185H38ZM49 184H51V183H49ZM61 184V183H60ZM130 184V183H129ZM129 184H127V186L126 187H128V185ZM135 185H136V182L134 183ZM139 184V183H138ZM138 184L136 185V186H138ZM148 184V183H147ZM174 184H175V182H174ZM242 184H245V183H242ZM4 185V184H3ZM6 185V184H5ZM21 185V184H20ZM31 185V184H30ZM29 185V186H30ZM54 185V184H53ZM56 185V184H55ZM54 185V186H55ZM133 185V184H132ZM141 185V184H140ZM163 185H165V184H163ZM176 185V184H175ZM178 185V184H177ZM232 185V184H231ZM11 186V185H10ZM9 186V187H10ZM22 186V185H21ZM26 186V185H25ZM32 186V185H31ZM38 186H40V185H38ZM46 186V184L44 185V187ZM58 186V185H57ZM61 186V185H60ZM60 186H58V189H60L61 187ZM65 186V185H64ZM118 186V185H117ZM120 186V185H119ZM136 186H134V187H136ZM180 186H181V184H180ZM179 186V187H180ZM233 186V185H232ZM259 186V185H258ZM257 186V187H258ZM7 187V186H6ZM40 187H43V186H40ZM48 187H50L49 185H48ZM60 187V188H59ZM63 187V186H62ZM130 187V186H129ZM134 187H132V188H134ZM146 187V186H145ZM164 187V186H163ZM185 187V186H184ZM190 187V186H189ZM191 187H193V186H191ZM235 187V185L233 186V188ZM238 187H239V183H238ZM15 188V187H14ZM22 188H23V186H22ZM27 188V187H26ZM47 188V187H46ZM123 188V187H122ZM142 188H143V186H142ZM149 188H150V190H151V187H150V184H149ZM160 188V187H159ZM199 188V187H198ZM232 188V187H231ZM236 188V187H235ZM244 188V187H243ZM256 188V187H255ZM258 188H260L261 189V187H258ZM257 188V189H258ZM4 189V188H3ZM9 189V188H8ZM7 189V190H8ZM18 189V188H17ZM30 189V188H29ZM39 189V188H38ZM120 189V188H119ZM125 189V188H124ZM123 189V190H124ZM129 189V188H128ZM131 189V188H130ZM141 189V188H140ZM139 189V190H140ZM188 189V188H187ZM241 188L239 187V190H240ZM256 189V190H257ZM1 190V189H0ZM5 190V189H4ZM7 190H6V192H7ZM9 190H12V188L11 189H9ZM33 190H36V191H38L37 189H34V187H33ZM41 190V189H40ZM52 190V189H51ZM61 190H63V189H61ZM61 190H60V193H61ZM65 190V189H64ZM63 190V191H64ZM158 190V189H157ZM162 190H164V189H162ZM184 190H186L185 188H184ZM191 190V189H190ZM193 190V189H192ZM204 190H205V188H204ZM207 190V189H206ZM205 190V191H206ZM213 190V189H212ZM211 190V192H213ZM245 190V189H244ZM247 190V189H246ZM245 190V191H246ZM255 190V191H256ZM2 191V190H1ZM12 191H14V195H15V189L14 190H12ZM22 191V190H21ZM24 191V190H23ZM30 191V190H29ZM42 191L43 190H41V191H38V192H41L42 193ZM45 191V190H44ZM54 191V190H53ZM55 191H56V188H55ZM125 191H127V189H125ZM131 191V190H130ZM170 191V190H169ZM221 191V190H220ZM238 191V190H237ZM237 191H236V193H237ZM263 191V190H262ZM9 192H11V191H8V194H9ZM18 192H19V190H18ZM35 192V191H34ZM57 192V191H56ZM120 192H122L121 190H120ZM127 192H129V190L127 191ZM134 192V191H133ZM132 192V193H133ZM145 192V191H144ZM152 192V191H151ZM164 192V191H163ZM180 192V191H179ZM215 192V191H214ZM222 192H225V193H228V192H226L225 190H222ZM234 192H235V190H234ZM253 192V191H252ZM17 193V192H16ZM22 193V192H21ZM27 193V192H26ZM30 193V192H29ZM36 193V192H35ZM50 193H52V192H50ZM55 193V192H54ZM63 193V192H62ZM114 193V192H113ZM124 193V192H123ZM162 193V192H161ZM166 193V192H165ZM170 193V192H169ZM183 193V192H182ZM189 193V192H188ZM193 193V192H192ZM216 193V192H215ZM242 193V192H241ZM240 193V194H241ZM250 193V192H249ZM254 193V192H253ZM256 193V192H255ZM12 194H13V192H12ZM37 194H39V193H37ZM43 194V193H42ZM44 194H45V192H44ZM47 194V193H46ZM49 194V193H48ZM47 194V195H48ZM64 194V193H63ZM124 194H129V193H124ZM134 194V193H133ZM133 194H130V195H133ZM137 194H139V193H137ZM144 194V193H143ZM142 194V195H143ZM172 194V193H171ZM181 194V193H180ZM231 194V193H230ZM260 194V193H259ZM1 195V194H0ZM3 195V194H2ZM5 195H7V194H5ZM17 195V194H16ZM16 195L14 196V197H16ZM19 195H20V192H19ZM24 195H26V194H24ZM28 195H30V194H28ZM32 195V194H31ZM47 195H46V197H47ZM51 195V194H50ZM57 195H60V197H61V194H57ZM66 195H67V193H66ZM154 195V194H153ZM183 195V194H182ZM188 195V194H187ZM195 195V194H194ZM208 195V194H207ZM237 195V194H236ZM248 195V194H247ZM22 196H23V194H22ZM40 196H41V194H40ZM43 196V195H42ZM54 196H55V194H54ZM124 196V195H123ZM134 196V195H133ZM152 196V195H151ZM155 196V195H154ZM153 196V197H154ZM162 196H163V194H162ZM168 196H169V194H168ZM203 196H205V193H204V195ZM209 196H211L210 194H209ZM230 196V195H229ZM228 196V197H229ZM240 196V195H239ZM263 196V195H262ZM2 197H4V196H2ZM7 198H8V196H6ZM32 197H33V195H32ZM49 197V196H48ZM51 197V196H50ZM59 197V196H58ZM65 197V196H64ZM116 197V196H115ZM132 197V196H131ZM144 197V196H143ZM149 197H150V193H149ZM159 197V196H158ZM173 197H174V195H173ZM172 197V198H173ZM188 196H186V198H187ZM202 197V196H201ZM214 197V196H213ZM231 197V196H230ZM234 197V196H233ZM243 197V196H242ZM251 197V196H250ZM249 197V195H248V198H250ZM254 197V196H253ZM7 198H5V199H7ZM9 198H11L10 197V195H9ZM21 198V197H20ZM20 198H19V201H20ZM38 198H39V200L42 198H40L39 197V195H38ZM67 198V199H68ZM119 198V197H118ZM126 198V197H125ZM146 198V201H147V198H148V196H146L145 197ZM152 198V197H151ZM160 198V197H159ZM190 198V197H189ZM188 198V199H189ZM207 198V197H206ZM209 198V197H208ZM225 198V197H224ZM1 199V198H0ZM2 199H4V198H2ZM12 199H13V196H12ZM23 199V198H22ZM27 199V198H26ZM29 199H32V198H29ZM37 199V198H36ZM43 199V198H42ZM57 199V198H56ZM66 199V198H65ZM110 199V200H109ZM116 199V198H115ZM133 199V198H132ZM142 199V198H141ZM156 199V198H155ZM165 199V198H164ZM168 199V198H167ZM179 199V198H178ZM180 199H181V197H180ZM196 199H197V197H196ZM209 199H211V198H209ZM231 199V198H230ZM239 199V198H238ZM241 199V198H240ZM243 199V198H242ZM253 199V198H252ZM11 202H12V200L11 199H9ZM8 200V202H10ZM14 200L15 199H13V202H14ZM39 200H38V202H39ZM49 200V199H48ZM130 200V199H129ZM128 200V201H129ZM143 201H145L144 199H142ZM149 200V199H148ZM153 200V199H152ZM182 200V199H181ZM184 200V199H183ZM202 200V199H201ZM225 200V199H224ZM223 200V201H224ZM233 201H234V199H232ZM24 201V200H23ZM27 201V200H26ZM44 201V200H43ZM50 201H53V200H51L50 199ZM115 201V200H114ZM127 201V200H126ZM131 201V200H130ZM136 201V200H135ZM137 201H138V199H137ZM136 201V202H137ZM150 201V200H149ZM157 201V200H156ZM171 201V200H170ZM169 201V202H170ZM178 201V200H177ZM188 201V200H187ZM193 201V200H192ZM217 201V200H216ZM220 201V200H219ZM246 201V200H245ZM256 201V202H255ZM260 201H262V198L261 197H259V195H257L254 199H253V202L254 203H252L253 205L254 204H256V205H258L259 206V204H261L260 203ZM2 202H4V201H2ZM1 202V203H2ZM18 202V201H17ZM16 202V203H17ZM29 202H31V201H29ZM32 202H34V201H32ZM40 202H42V201H40ZM46 202V201H45ZM47 202H49V201H47ZM54 202V201H53ZM57 202H58V200H57ZM125 202V201H124ZM139 202V201H138ZM148 202V201H147ZM154 202V201H153ZM158 202H160V201H158ZM157 202V203H158ZM179 202V201H178ZM183 202V201H182ZM197 202V201H196ZM248 202H250V201H248ZM21 205L23 204V203H21V202H19ZM25 203V202H24ZM35 203H36V201H35ZM62 203H60V204H62ZM115 203V202H114ZM130 203V202H129ZM142 203V202H141ZM145 203V202H144ZM163 203V202H162ZM168 203V202H167ZM181 203V202H180ZM193 203H194V201H193ZM201 203V202H200ZM218 203V202H217ZM222 203V202H221ZM224 203V202H223ZM235 203H236V200H235ZM241 203H243V201L241 202ZM15 204V203H14ZM13 204V205H14ZM33 204V203H32ZM39 204H41V203H39ZM43 204V203H42ZM42 204H41V206H42ZM48 204V203H47ZM85 204V205H84ZM113 204V203H112ZM117 205H118V200H117V203H116ZM120 204V203H119ZM126 204L128 205V202H126ZM173 204H175V203H173ZM189 204V203H188ZM197 204H199V203H197ZM203 204V203H202ZM227 204V203H226ZM239 204V203H238ZM264 204V203H263ZM5 205V204H4ZM18 205V204H17ZM56 205V204H55ZM84 205V206H83ZM88 205V206H89ZM111 205V204H110ZM146 205H147V203H146ZM156 204H154V206H155ZM158 205V204H157ZM160 205H162L161 203H160ZM165 205V204H164ZM171 205H172V203H171ZM181 205V204H180ZM184 205V204H183ZM182 205V206H183ZM200 205V204H199ZM212 205V204H211ZM223 205V204H222ZM221 205V206H222ZM3 206V205H2ZM14 206H16V205H14ZM24 206V205H23ZM28 206H30L29 204H28ZM35 206V205H34ZM34 206H31L33 209H28V210H25V211H22V210H20V209H15L16 211L13 213V212H11V213H4V214H1V212H0V251L4 248V244L5 243H8V242H10V243H12L13 244V248L14 247H16V246H18L19 248H20V253H30V255L32 256V257H36V253H49L48 254V256H47V261L45 260V262H49V261H51L50 260V258L52 257V254L51 253H58V251H61V250H71L73 247H74V243L73 242H70V239H69V237L67 236V235H65L63 232H62V228L60 227V226H57V225H55V224H52V220H53V218H51V217H49V216H51L52 215V213H49L48 215H45V214H47V213H45L44 214V211H42L41 209H39L38 208V206H35V208L37 207L38 209H34ZM40 206V207H41ZM50 206H54V204L53 205H50ZM56 206H58V204L56 205ZM55 206V207H56ZM113 206V205H112ZM111 206V207H112ZM138 206H140L141 207V205H138ZM137 206V207H138ZM173 206V205H172ZM175 206H177V205H175ZM185 206V205H184ZM189 206H190V204H189ZM229 206V205H228ZM238 206H240V205H238ZM255 206V205H254ZM10 207H11V204H10ZM27 207V206H26ZM44 207H46V206H44ZM48 207V206H47ZM92 207H94V206H92ZM114 207H115V205H114ZM113 207V208H114ZM139 207V208H140ZM149 207H151V206H149ZM162 207V206H161ZM164 207H166V206H164ZM191 207V206H190ZM211 207V206H210ZM217 207V206H216ZM220 207V206H219ZM226 207V206H225ZM230 207V206H229ZM236 207H237V204H236ZM248 207V206H247ZM246 207V208H247ZM253 207V206H252ZM15 208V207H14ZM13 208V209H14ZM17 208V207H16ZM25 208V207H24ZM43 208V207H42ZM60 208H62L61 206H60ZM60 208L58 209V210H60ZM80 208V209H81ZM91 208V207H90ZM99 208H97V209H99ZM119 208H120V205H119ZM134 208V207H133ZM145 208V207H144ZM144 208H143V210H144ZM154 208H157V207H154ZM154 208H153V210H154ZM159 208V207H158ZM166 208H168V206L166 207ZM173 208V207H172ZM171 208V209H172ZM177 208H179V207H177ZM184 208V207H183ZM245 208V207H244ZM255 207H253V209H254ZM6 209V208H5ZM49 209V208H48ZM51 209V208H50ZM56 209V208H55ZM55 209H53V210H55ZM63 209V208H62ZM67 209V210H68ZM87 209H88V207H87ZM96 209V208H95ZM105 209H106V207H105ZM105 209H103V210H105ZM125 209V211L127 210L126 208H124ZM146 209V208H145ZM148 209V208H147ZM151 209H152V207H151ZM185 209V208H184ZM193 209H195V208H193ZM207 209V208H206ZM220 209V208H219ZM243 209V208H242ZM248 209V208H247ZM249 209H251V208H249ZM248 209V210H249ZM253 209H251V210H253ZM256 209V208H255ZM258 209V208H257ZM12 210V209H11ZM47 209H45V211H46ZM57 210V209H56ZM64 210H66V209H64ZM75 210V209H74ZM79 210V209H78ZM89 211H90V209H88ZM103 210H102V212H103ZM114 210V209H113ZM116 210H118V209H116ZM120 210V209H119ZM122 210V209H121ZM137 210V209H136ZM136 210H134V211H136ZM157 210V209H156ZM182 211H185V210H183V209H181ZM181 210H179V211H181ZM189 210V209H188ZM202 210H204L203 208H202ZM226 210V209H225ZM229 210H230V208H229ZM0 211H2L1 209H0ZM14 211V210H13ZM52 211V210H51ZM50 211V212H51ZM70 211V210H69ZM82 212H83V210H81ZM86 211V210H85ZM84 211V212H85ZM89 211H88V213H89ZM93 211H94V209H93ZM96 211H98V210H96ZM99 211H101V210H99ZM106 211V210H105ZM104 211V212H105ZM138 211V210H137ZM147 211V210H146ZM149 211V210H148ZM162 211V210H161ZM164 211V210H163ZM173 211V210H172ZM178 211V210H177ZM196 211V210H195ZM216 211V210H215ZM220 211V210H219ZM231 211V210H230ZM257 211V210H256ZM63 212H65V211H63ZM71 212V211H70ZM69 212V213H70ZM78 212V211H77ZM80 212V211H79ZM78 212V213H79ZM101 212V213H102ZM131 212V211H130ZM139 212V211H138ZM141 212V211H140ZM140 212H139V214H140ZM145 212V211H144ZM188 212V211H187ZM186 212V213H187ZM211 212V211H210ZM235 212V211H234ZM240 212V211H239ZM255 212V211H254ZM264 212V211H263ZM53 213H54V211H53ZM57 213V212H56ZM55 213V214H56ZM61 213V212H60ZM68 213V212H67ZM77 213V214H78ZM81 213V212H80ZM86 213V212H85ZM94 213V212H93ZM92 213V214H93ZM99 213V212H98ZM115 213V212H114ZM123 213V212H122ZM129 213V212H128ZM159 213V212H158ZM163 213V217L165 218V216H164V212H162ZM180 213V212H179ZM184 213V212H183ZM191 213V212H190ZM196 213V212H195ZM224 213V212H223ZM226 213V212H225ZM230 213H232V212H230ZM245 213V212H244ZM63 214V213H62ZM66 214V213H65ZM72 214H73V211H72ZM76 214V213H75ZM96 214V213H95ZM121 214V213H120ZM119 214V215H120ZM130 214V213H129ZM144 214V213H143ZM148 214V213H147ZM160 214V213H159ZM166 214V213H165ZM178 214V213H177ZM181 214V216H182V213H180ZM179 214V215H180ZM196 214H198V213H196ZM195 214V215H196ZM202 214V213H201ZM218 215H219V213H217ZM254 214H257V213H254ZM261 214V213H260ZM64 215V214H63ZM68 215V214H67ZM71 215V214H70ZM79 216H80V214H78ZM91 215V214H90ZM94 215V214H93ZM92 215V216H93ZM98 215V214H97ZM102 215H103V213H102ZM107 215V214H106ZM115 215H116V213H115ZM118 215V217H120ZM126 215H127V213H126ZM132 215V214H131ZM148 215H150V214H148ZM147 215V216H148ZM161 215V214H160ZM171 215H173V214H170V216ZM187 215V214H186ZM211 215V214H210ZM216 215V214H215ZM243 215V214H242ZM258 215V214H257ZM29 216V217H28ZM53 216V215H52ZM73 216V215H72ZM105 216V215H104ZM109 216V215H108ZM128 216V215H127ZM126 216V217H127ZM140 215H138V217H139ZM156 216V215H155ZM167 216H169V215H167ZM180 216V217H181ZM188 216V215H187ZM193 216V215H192ZM198 216V215H197ZM200 216V215H199ZM224 216V215H223ZM233 216H235V215H233ZM238 215H236V217H237ZM241 216V215H240ZM249 216V215H248ZM248 216H247V218H248ZM251 216V215H250ZM262 216V215H261ZM21 217H27L28 218V220L26 221V220H24L23 218H21ZM54 217V216H53ZM69 217V216H68ZM74 217V216H73ZM76 217V216H75ZM75 217H74V219H75ZM85 217H86V215H85ZM88 217V216H87ZM98 217V216H97ZM102 217V216H101ZM107 217V216H106ZM112 217H113V215H112ZM142 217H144L143 215H142ZM141 217V218H142ZM145 217H146V215H145ZM144 217V218H145ZM151 217V216H150ZM152 217H153V215H152ZM157 217H161V216H157ZM194 217H196V216H194ZM193 217V218H194ZM212 217H214V215L212 216ZM218 217V216H217ZM227 217V216H226ZM235 217V218H236ZM244 217V216H243ZM15 218L17 219V221L15 222V223H19L18 225L20 226V227H25V226H27L30 222L32 223V227L33 228H35V229H37L38 231H39V237H40V241L41 242H39V244H37V242H35V243H32V244H30L29 243V240H28V237L27 236H23V235H17V234H15V233H13V230H12V228H11V223L12 224H14L15 225V223H14V221L13 220H15ZM49 218V219H48ZM55 218H56V216H55ZM57 218H59V216H57ZM70 219H71V217H69ZM89 218H91V216H89ZM94 218L96 219V217L94 216ZM110 218V217H109ZM114 218V217H113ZM112 218V219H113ZM132 218H134V217H132ZM146 218H149V217H146ZM169 218V217H168ZM188 219H189V216L187 217ZM192 218V217H191ZM192 218V219H193ZM197 218V217H196ZM204 218V217H203ZM221 218V217H220ZM229 218V217H228ZM235 218H233V219H235ZM238 218V217H237ZM254 218V217H253ZM257 218V217H256ZM61 219H62V217H61ZM63 219H64V217H63ZM69 219V220H70ZM98 219V218H97ZM96 219V221H98ZM107 219V218H106ZM124 219V218H123ZM130 219V218H129ZM136 219V222H137V218H135ZM151 219V218H150ZM153 219V218H152ZM160 219V218H159ZM161 219H163V218H161ZM177 219H179V218H177ZM186 219V218H185ZM198 219H199V217H198ZM201 219V218H200ZM210 219V218H209ZM229 219H231V217L229 218ZM60 220V219H59ZM68 220V219H67ZM76 220H78V219H76ZM75 220V222H77ZM90 220H92V218L90 219ZM102 219L100 218V220H99V222L101 221ZM140 220V219H139ZM143 220V219H142ZM141 220V221H142ZM156 220H157V218H156ZM173 220H175V222H176V219H173ZM172 220V221H173ZM189 220H191V219H189ZM217 220V219H216ZM215 220V221H216ZM226 220V219H225ZM72 221V220H71ZM74 221V220H73ZM82 221V220H81ZM88 221V220H87ZM106 221V220H105ZM117 221V220H116ZM116 221L114 222V223H116ZM125 221H126V219H125ZM166 221V220H165ZM164 221V222H165ZM168 221V220H167ZM178 221V220H177ZM184 221V220H183ZM187 221V220H186ZM194 222H195V220H193ZM207 221V220H206ZM222 221V220H221ZM235 222L237 221V219L236 220H234ZM240 221H241V219H240ZM244 220H242V222H243ZM247 221V220H246ZM250 221V220H249ZM60 222V221H59ZM111 222V221H110ZM122 223H123V221H121ZM145 222V221H144ZM163 222V221H162ZM163 222V223H164ZM170 222V221H169ZM181 222V221H180ZM185 222V221H184ZM190 223H191V221H189ZM201 222V221H200ZM204 222V221H203ZM202 222V223H203ZM217 222H219V221H217ZM238 222V221H237ZM259 222H261V221H259ZM67 223V222H66ZM79 223V222H78ZM86 223H88V222H86ZM105 223V222H104ZM118 223V222H117ZM153 223V222H152ZM158 223V222H157ZM157 223H155V224H157ZM161 223V222H160ZM160 223L158 224V225H160ZM173 223V222H172ZM179 223V222H178ZM214 223V222H213ZM229 223V222H228ZM239 223V222H238ZM241 223V222H240ZM244 223V222H243ZM250 223V222H249ZM248 223V224H249ZM99 224V223H98ZM121 223H119L118 225H120ZM126 224V223H125ZM141 224V223H140ZM148 224V223H147ZM171 224V223H170ZM180 224V223H179ZM205 224V223H204ZM207 224V223H206ZM234 224V223H233ZM253 224V223H252ZM251 224V225H252ZM106 225H108L107 223H106ZM128 225H129V223H128ZM131 225V224H130ZM134 225V224H133ZM143 225V224H142ZM145 225V224H144ZM154 225V224H153ZM152 225V226H153ZM165 224H161L160 225V227L161 226H164ZM167 225V224H166ZM176 225V224H175ZM175 225H174V227H175ZM182 225V224H181ZM187 225V224H186ZM210 225V224H209ZM208 225V226H209ZM214 225H216V223L214 224ZM219 225H220V223H219ZM230 225V224H229ZM240 225V224H239ZM238 225V226H239ZM242 225V224H241ZM95 226H96V224H95ZM109 226H111V225H109ZM114 226V225H113ZM116 226H117V224H116ZM148 226V225H147ZM147 226H146V228H147ZM150 226V225H149ZM155 226V225H154ZM169 227H170V225H168ZM173 226V225H172ZM171 226V227H172ZM185 226V225H184ZM192 226V225H191ZM195 226V225H194ZM197 226V225H196ZM203 226V225H202ZM228 226V225H227ZM231 226V225H230ZM244 226V225H243ZM15 227H16V225H15ZM132 227V226H131ZM140 227H141V225H140ZM186 227V226H185ZM241 227V226H240ZM97 228V227H96ZM113 228H115V227H113ZM112 228V229H113ZM121 228V227H120ZM124 228H125V226H124ZM123 228V229H124ZM127 228H128V226H127ZM127 228H125L126 229V231H127ZM130 228V227H129ZM143 228H145L144 226H143ZM148 228H150V227H148ZM173 228V227H172ZM171 228V229H172ZM190 228V227H189ZM200 228V227H199ZM207 228V227H206ZM224 228V227H223ZM222 228V229H223ZM95 229V228H94ZM100 229V228H99ZM105 229V228H104ZM107 229V228H106ZM122 229V228H121ZM132 229V228H131ZM151 229V228H150ZM149 229V230H150ZM162 229V228H161ZM164 229H165V227H164ZM164 229H163V231H164ZM167 229V228H166ZM169 229V228H168ZM168 229H167V231H168ZM176 229V228H175ZM175 229H173V230H175ZM193 229V228H192ZM197 229V228H196ZM203 229V228H202ZM212 229V228H211ZM220 229V228H219ZM218 229V230H219ZM236 229V228H235ZM237 229H238V227H237ZM236 229V230H237ZM239 229H241V228H239ZM101 230H103V229H101ZM115 230V229H114ZM113 230V231H114ZM117 230H119L118 228H117ZM146 230V229H145ZM155 230V229H154ZM189 231L191 230V229H188ZM199 230H201V229H199ZM228 230V229H227ZM241 230H243V229H241ZM1 231H4V232H6L5 233V239H6V241H4L3 240V238L1 237ZM105 231V230H104ZM107 231V230H106ZM110 231H112L111 229H110ZM116 231V230H115ZM130 231V230H129ZM138 231V230H137ZM143 231V230H142ZM147 231V230H146ZM151 231V230H150ZM153 231V230H152ZM157 231V230H156ZM162 231V232H163ZM192 231H195V230H192ZM205 231V230H204ZM211 231V230H210ZM222 231V230H221ZM232 231V230H231ZM235 231V230H234ZM245 231V230H244ZM248 231V230H247ZM121 232H124V231H121ZM128 232V231H127ZM126 232V234H128ZM132 231H130V233H131ZM165 232V231H164ZM174 232V234H175V236L176 237H179V235H185L186 234V232H187V230L186 229H184L183 227L181 228V227H179V226H177V229H176V231H173ZM172 232V233H173ZM191 232V231H190ZM190 232H188V234L190 233ZM241 232V231H240ZM248 232H250V231H248ZM254 232H255V230H254ZM100 233H101V231H100ZM106 233H108V232H106ZM117 233V232H116ZM144 233V232H143ZM167 233V232H166ZM169 233H170V231H169ZM192 233V232H191ZM195 233V232H194ZM237 232H235V234H236ZM245 233V232H244ZM118 234V233H117ZM135 234H136V231H135ZM142 234V233H141ZM173 234V235H174ZM187 234V235H188ZM209 234H213V233H209ZM216 234V233H215ZM224 234H225V231H224ZM242 234V233H241ZM249 234V233H248ZM254 234V233H253ZM259 234V233H258ZM99 235V234H98ZM110 235V234H109ZM123 235H124V233H123ZM122 235V236H123ZM131 235H132V233H131ZM143 235V234H142ZM149 235V234H148ZM152 235H156V234H152ZM152 235H150V236H152ZM159 235V234H158ZM166 235H168V233L166 234ZM193 235V234H192ZM197 235V234H196ZM217 235H220V234H217ZM232 235V234H231ZM236 235H238V234H236ZM252 235V234H251ZM101 236V235H100ZM108 236V235H107ZM107 236H105V237H107ZM114 236V235H113ZM128 236V235H127ZM132 236H134V235H132ZM160 236V235H159ZM175 236L173 237V238H175ZM190 236V235H189ZM194 236V235H193ZM198 236V235H197ZM205 236V235H204ZM241 236V235H240ZM243 236V235H242ZM241 236V237H242ZM246 236V235H245ZM254 236V235H253ZM252 236V237H253ZM258 236V235H257ZM103 237V236H102ZM110 237V236H109ZM129 237V236H128ZM127 237V238H128ZM156 237V236H155ZM164 237H166V236H164ZM171 237V236H170ZM182 237H185V236H182ZM196 237V236H195ZM207 237V236H206ZM218 237V236H217ZM225 237H226V235H225ZM231 237V236H230ZM234 237H235V235H234ZM247 237H249V236H247ZM255 237V236H254ZM260 237H261V235H260ZM120 238V237H119ZM131 238V237H130ZM145 238H147V237H144V238H142V240L143 239H145ZM154 238V237H153ZM172 238V237H171ZM186 238H189V237H186ZM197 238V237H196ZM195 238V239H196ZM202 238V237H201ZM207 238H209V237H207ZM207 238L205 239V240H207ZM215 238V237H214ZM232 238V237H231ZM125 239V238H124ZM149 239V238H148ZM147 239V240H148ZM163 239V238H162ZM177 239H179L180 240V238H177ZM185 239V238H184ZM195 239H193V240H195ZM198 239V238H197ZM203 239V238H202ZM210 239V238H209ZM238 239V238H237ZM256 239V238H255ZM258 239V238H257ZM166 240V239H165ZM168 240H170L169 239V237H168ZM183 240V239H182ZM185 240H187V239H185ZM191 240V239H190ZM225 240H227V239H225ZM231 240V239H230ZM8 241V242H7ZM82 241V240H81ZM122 241V240H121ZM128 241V240H127ZM133 241V240H132ZM138 241V240H137ZM140 241H141V239H140ZM157 241V240H156ZM167 241V240H166ZM178 241V240H177ZM181 241V240H180ZM216 241V240H215ZM218 241V240H217ZM231 241H233V240H231ZM230 241V242H231ZM261 241V240H260ZM259 241V242H260ZM105 242V241H104ZM104 242L103 241H94L93 242V244L92 245H89V246H83V247H81V248H78V250H77V252L78 253H110L109 252V250H108V248H107V246L105 247V244H104ZM116 242V241H115ZM143 242V241H142ZM146 242V241H145ZM144 242V243H145ZM160 242V241H159ZM161 242H162V240H161ZM168 242V241H167ZM166 242V243H167ZM176 242V241H175ZM179 242V241H178ZM177 242V243H178ZM198 242V241H197ZM203 242H205V241H203ZM208 242V241H207ZM211 242V241H210ZM219 242V241H218ZM227 242V241H226ZM236 242V241H235ZM249 242V241H248ZM10 243H8V247H10V248H12L11 247V245H10ZM126 243V242H125ZM141 243V242H140ZM147 243V242H146ZM154 243V242H153ZM181 243V242H180ZM180 243H178V244H180ZM183 243V242H182ZM181 243V244H182ZM185 243V242H184ZM186 243H188V242H186ZM186 243H185V245L184 246H187L186 245ZM202 243V242H201ZM206 243V242H205ZM209 243V242H208ZM207 243V244H208ZM213 243V242H212ZM221 243V242H220ZM242 242H240V244H241ZM250 243V242H249ZM252 243H254V242H252ZM3 244V245H2ZM87 244V243H86ZM113 244V243H112ZM142 244V243H141ZM155 244V243H154ZM173 243H171V245H172ZM176 244V243H175ZM174 244V245H175ZM210 244V243H209ZM235 244V243H234ZM81 245V244H80ZM128 245V244H127ZM205 245V244H204ZM203 245V246H204ZM214 245V244H213ZM221 245V244H220ZM230 245V244H229ZM245 245V244H244ZM248 245V244H247ZM78 246H79V243H78ZM120 246V245H119ZM144 246V245H143ZM161 246V245H160ZM177 246V245H176ZM179 246V245H178ZM200 246V245H199ZM202 246V245H201ZM234 246V245H233ZM240 246V245H239ZM261 246V245H260ZM174 247V246H173ZM190 247V246H189ZM196 247V246H195ZM205 247V246H204ZM219 247H221V246H219ZM219 247H218V249H219ZM235 247V246H234ZM251 247H253V246H251ZM258 247V246H257ZM124 248V247H123ZM181 248V247H180ZM191 248V247H190ZM210 248V247H209ZM222 248H224V247H222ZM231 248V247H230ZM237 248V247H236ZM250 248V247H249ZM255 248V247H254ZM263 248V247H262ZM175 249V248H174ZM185 249V248H184ZM198 249V248H197ZM200 249H202V248H200ZM229 248L227 247V250H228ZM244 249V248H243ZM257 249V248H256ZM259 249V248H258ZM127 250V249H126ZM147 250V249H146ZM169 250V249H168ZM212 250V249H211ZM225 250V249H224ZM230 250V249H229ZM232 250V249H231ZM249 249H247V251H248ZM252 250V249H251ZM72 251V250H71ZM180 251H182V249L180 250ZM198 251V250H197ZM214 251V250H213ZM233 251H235V250H233ZM245 251V250H244ZM227 252H229V251H227ZM241 252V251H240ZM255 252V251H254ZM257 252V251H256ZM73 253V252H72ZM144 253V252H143ZM191 253H192V251H191ZM220 253V252H219ZM234 253V252H233ZM232 253V254H233ZM251 253V252H250ZM259 253V252H258ZM257 253V254H258ZM263 253V252H262ZM134 254V253H133ZM216 254H218V252H216ZM224 254V253H223ZM226 254V253H225ZM225 254H224V256H225ZM235 254V253H234ZM237 254V253H236ZM252 254V253H251ZM261 254V253H260ZM259 254V255H260ZM74 255V254H73ZM103 255V254H102ZM168 255V254H167ZM198 255V254H197ZM227 255V254H226ZM262 255V254H261ZM75 256V255H74ZM79 256V255H78ZM93 256V255H92ZM191 256H193V255H191ZM233 256H235V255H233ZM246 256V255H245ZM252 256H253V254H252ZM254 256H256V254L254 255ZM264 256V255H263ZM177 257H179V256H177ZM197 257V256H196ZM218 257H220V255L218 256ZM223 257V256H222ZM237 257H239L238 256V254H237ZM241 257V256H240ZM240 257H239V259H240ZM78 258V257H77ZM83 258V257H82ZM90 258V257H89ZM94 258V257H93ZM193 258V257H192ZM209 258V257H208ZM233 258H235V257H233ZM242 259H244L243 258V256L241 257ZM253 258V257H252ZM261 258V257H260ZM263 258V257H262ZM85 259H87V258H85ZM104 259V258H103ZM201 259V258H200ZM229 259V258H228ZM236 259H238V258H236ZM241 259V260H242ZM254 259V258H253ZM255 259H256V257H255ZM259 259V258H258ZM258 259H257V261H258ZM192 260V259H191ZM221 260V259H220ZM259 260H262V259H259ZM54 261V260H53ZM82 261V260H81ZM175 261H177V260H175ZM174 261V262H175ZM211 261V260H210ZM221 261H223V260H221ZM221 261H219L220 263H221ZM230 261V260H229ZM233 261V260H232ZM252 261V260H251ZM214 262H215V260H214ZM234 262V261H233ZM264 262V261H263ZM84 263V262H83ZM206 263V262H205ZM216 263V262H215ZM239 263V262H238ZM30 264H37L36 262H34V263H30ZM39 264H43V262H39ZM51 264H52V261H51ZM58 264V263H57ZM88 264V263H87ZM101 264V263H100ZM176 264V263H175ZM178 264V263H177ZM185 264H187V262L185 263ZM193 264V263H192ZM204 264V263H203ZM219 264V263H218ZM224 264V263H223ZM241 264V263H240ZM262 264V263H261Z\"/></svg>",
  "mask_w": 264,
  "mask_h": 264
}]
</instances>
